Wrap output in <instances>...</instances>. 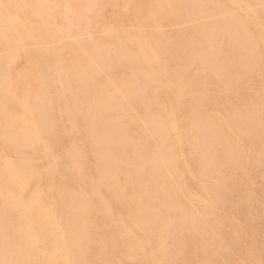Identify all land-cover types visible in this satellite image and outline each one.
<instances>
[{"label": "rangeland", "instance_id": "obj_1", "mask_svg": "<svg viewBox=\"0 0 264 264\" xmlns=\"http://www.w3.org/2000/svg\"><path fill=\"white\" fill-rule=\"evenodd\" d=\"M5 1H7V2H5ZM14 1H15V3H14ZM32 2H34L33 4H32V2H31V4H29L30 2H29V0L28 1H26V0H0V10H1V12H0V26H2V27H0V30H1V32L0 33H2V34H0V36H1V38H0V45H1V47H0V60L2 61H4V59L6 60V62H5V64L7 65V63H8V65L6 66L5 64H4V62H0V63H2V64H0L1 66H0V71H2V73H0V74H2V75H0V80L2 81V78H3V81H2V84L4 85V87L2 86H0V89H4L2 92H3V94H1L2 92H0V97H1V95H2V97L4 98V96H5V98L4 99H6V101H13L12 103H7L6 104V102H4L7 106H9V108L6 106H4L5 104L3 103V101H5V100H2V97L0 98V107H2V105H3V107H5V108H7V110L4 108V110H3V108L1 109L0 108V115H1V117L3 116V117H6L5 119H3V117L2 118H0V124H3L4 126L2 127V125H1V127H2V129H1V127H0V133H1V135H0V137H2V139H3V137H4V139L3 140H1V138H0V142H2V143H0V149L2 150V153H0V169H1V172H2V170L5 168V167H10V168H8L9 169V171L11 172L12 170H11V168H15V170H16V172H17V169H18V171L19 172H17V173H21V175L23 174H25L26 176H33V177H31L32 179H30V177H26V179H29V180H26V182H25V180H22V182L21 181H17V183L19 182V183H21V186L20 187H22V186H27L26 187V189H25V187H23V188H20V187H16L13 191H15L17 188H19V190L17 189L15 192L18 194V193H20V191H21V189L23 190L22 191V193H20L19 194V197L21 196V197H28L29 198V195L31 196H33L34 195V192L36 193V195L37 196H39V201H41L40 202V204L42 205L43 203L42 202H45L43 205H48L49 204V202H50V205H48V207H46V205L44 206V209H45V212H46V210L49 208V206H50V208L53 210V212L52 211H50V210H48L47 212H46V214L49 216L50 215V217H48L47 216V220L48 219H50L52 216V218H51V220L49 221H47L46 223H50L51 221H52V219H54L53 221H58V222H55V226H57L58 225V223L60 222V226L58 227L57 226V228H59L58 230V235L59 236H61V234H63L62 236L63 237H66V236H69V235H73V236H71V237H74V236H76V234H78V233H80V232H84V233H86V228L88 227V228H90L91 227V224H92V226H94V223H92L91 222V220H89V219H92L93 218V222L95 221L96 223V225H97V228H98V230H97V228H95V230L92 232V234H91V241H92V239H93V241H92V244L94 245V247H95V249L98 251V253H99V248L102 246V243H99L100 241L102 242V240L104 239L103 238V230L104 229H106V225L108 224V227H109V224L112 222V220L114 219L115 220V222H112L111 223V226H115V225H123L124 223L125 224H132L134 221H135V217H132V215L131 216H129V214L127 215V214H125L126 212H128V210H129V213H131V209H129L130 207L128 206L129 204L127 203L128 202V200H122L123 202H124V204H126V209H128V210H126L124 207H125V205H124V207H122V206H118V203H117V199H116V201H115V199H109L108 197H109V195H108V185H106L107 183L106 182H108L107 181V173L105 172V174H104V171H107L108 169V171L107 172H109L108 173V176H110V177H112L113 179H115V178H119V181H120V183H125L124 185L125 186H129V184H131L134 188H136L135 190L138 192V191H140L141 189H142V191H140V193H144V194H142L143 196L141 197V199H142V202L144 203V205L145 206H147L148 204H149V202H151L153 199V201H152V203H151V206L150 205H148L149 207H152L153 209H150V211H148L149 213H150V215L148 214V216L149 217H151L152 215V218L153 217H156L160 222H158V223H156V225H154V224H152L151 222H148L149 223V226H148V228H147V225H148V223L145 225V223L143 224L144 225V228H143V230L144 229H146L147 228V232H148V238L150 239V237H151V239H154L153 241L150 239H148L146 236H144L143 238L139 235V237H138V240H139V238L140 239H142V241H144L143 243L145 244L146 243V245H145V249L146 250H144V257L146 258H141L143 261H141L139 258L140 257H137L136 258V260H135V258H128L127 259V261H125L126 262V264H153V262H154V264H158L159 262H160V260H162V262H160L161 264H174L175 262V264H177V259H178V261H179V263L178 264H213V262L215 263V264H217L218 262V264H250L249 262H251V264H256V263H258L259 261L261 262V263H259V264H264V232H262V231H264V205H263V203H264V199H262L263 198V196H264V191L263 192H260V191H262V190H264V159H262V158H264V153H263V156H262V151H264L263 149H264V131L262 130V129H264L262 126H264L263 124H264V111L262 110V109H264V94H263V92L264 91H262V90H264V75H261L262 73L264 74V67H263V63H260V62H262L263 61V59H264V53H263V50H264V46H263V44H264V42L262 43V45H261V42L263 41V39L261 38L263 35H264V14H262V13H264V1H262V0H242L241 2H242V4H241V2H240V0H239V2H238V0H236L237 2H238V4H237V2L235 1V0H231L232 1V3L234 2V4L235 5H238V7H236V6H232L233 8H235V10L234 9H232V8H228V6L227 5H229V6H231V2H230V0L228 1V0H226V2H228V4L227 5H224L223 4V2L225 3V1L224 0H217V1H215V0H210L209 2L211 3H209L208 2V0H190L191 2V4H190V7H189V1L188 0H183V1H181V0H165V2H164V0L162 1V0H114V2H113V0H31ZM109 1V2H108ZM173 1H175V3L173 2ZM201 1V2H200ZM207 2V3H204V2ZM254 1V2H253ZM9 2V3H8ZM25 2H26V4L28 5H26L25 4ZM27 2H29V3H27ZM37 3V5H36V3ZM45 3L46 4V6L48 7L49 6V8L48 9H46V6L44 5V4H42V3ZM159 4H158V3ZM164 2V3H163ZM178 2H180V3H178ZM182 2H184L183 4H182V7H180L181 6V3ZM198 2H199V5H198ZM219 2H221V4H223V5H221V4H218ZM231 4H230V3ZM245 2H246V4H245ZM252 3V5L250 4V3ZM256 2V3H255ZM261 2V3H260ZM113 3V4H112ZM155 3V4H154ZM157 3V4H156ZM166 3V4H165ZM167 3H170V5L173 7L174 6V4H176V6H174L173 7V9H171V7H170V5L168 4L167 5ZM174 3V4H173ZM187 3H188V5H187ZM197 4L196 6H198V7H200V8H198L197 7V9H195L196 8V6L194 5V4ZM201 3H204V5L203 4H201ZM255 3V5H257V3H259L257 6H255V7H257V8H253L254 6H253V4ZM10 6H9V5ZM15 4V5H14ZM22 4V5H21ZM164 4V5H163ZM173 4V5H172ZM200 4H201V6H200ZM206 4H210V6L209 5H206ZM8 5V6H7ZM13 5V6H12ZM18 7H17V6ZM26 5V6H25ZM29 5H31L30 7H29ZM33 5V6H32ZM40 5H44L43 7H41ZM158 5V6H157ZM167 5V6H166ZM192 5L194 6V7H192ZM216 7H215V6ZM244 5V6H243ZM246 5V6H245ZM259 5H260V7H259ZM24 6V7H23ZM37 6V7H36ZM156 6V8H154V7ZM181 8V10H180V8ZM184 6H185V8H184ZM205 6L207 9H205V7L203 8V7ZM212 6H214V7H212ZM224 8H222V7ZM240 6V7H239ZM15 7V8H14ZM16 7H17V11H16ZM19 7H21V9L19 8ZM45 7V8H44ZM153 7V8H152ZM159 7H160V9H159ZM161 7H163V9L165 10V8H166V10H167V13H166V10L164 11ZM168 7V8H167ZM176 7H177V9H176ZM227 7V8H226ZM252 8V9H249V11L251 12H249V11H246V8ZM262 7V8H261ZM3 8V9H2ZM6 8H7V12L8 13H4L2 10H6ZM29 8H30V11H32V13L31 12H28L29 11ZM33 8H34V10H33ZM38 8V9H37ZM174 8H175V10H174ZM242 8V9H241ZM260 8V10H262V11H258V10H256V9H259ZM12 9H15L14 11L12 10ZM20 11H19V10ZM32 9V10H31ZM36 9V10H35ZM161 9L163 10L162 11V13H161ZM169 9H171L172 11H170ZM185 9H186V11H187V13H186V11H185ZM199 9V10H198ZM204 9H205V11H204ZM211 11H210V10ZM213 9V10H212ZM227 9H232V11L231 10H228L227 11ZM240 11H239V10ZM247 9V10H248ZM4 10V11H5ZM9 10H10V12H9ZM22 10V11H21ZM38 10L40 11V12H44V14H42V13H40V12H38ZM42 10V11H41ZM46 10H48L49 12H47V13H45L46 12ZM177 10V11H176ZM183 10H184V12H183ZM198 10V11H197ZM219 10V11H218ZM224 10V12H222ZM19 11V12H18ZM23 11H26V15H28V16H25V12L24 13H22ZM134 11V12H133ZM139 11V12H138ZM156 11V12H155ZM168 11H170L169 13H168ZM175 11V12H174ZM189 11H191V12H189ZM202 13H201V12ZM216 11V12H215ZM237 11V12H236ZM243 11H245V12H242ZM6 12V11H5ZM16 12H18V13H15ZM28 12V13H27ZM176 12H177V14H176ZM178 12H179V14H178ZM209 12H212L213 14H214V16H213V14L212 13H209ZM230 12V13H229ZM235 12V13H234ZM248 12V15L247 16H245V14ZM11 15V16H7V17H9L10 19H6L7 17L4 15ZM13 15H12V14ZM20 13H22V14H20ZM131 13H132V15H131ZM140 13V14H139ZM148 13V14H147ZM165 13V14H164ZM171 13H172V15H171ZM194 13V14H193ZM230 14L231 15V13H232V15L230 16H228V14ZM257 13H260V16L257 14ZM47 14V15H46ZM57 14V15H56ZM124 14H127V16H125ZM147 14V15H146ZM151 14H152V16H151ZM157 14V15H156ZM161 14H162V16H161ZM166 14H169L168 16L166 15ZM175 14V16H173ZM239 14H241V15H243L244 17L242 18V16L241 15H239ZM4 15V16H3ZM23 15V16H22ZM41 15H43V16H41ZM129 15V16H128ZM131 15V16H130ZM136 15H138V17H139V15H140V17L138 18V17H136ZM148 16L147 18H145L146 16ZM171 15V16H170ZM177 15V16H176ZM181 15V16H180ZM193 15V18L192 17H190V16H192ZM212 15V16H211ZM250 15H251V17H250ZM1 16H3V17H1ZM21 16V17H20ZM44 17L43 19L45 20H42V18L41 19H38V17ZM45 16H48L47 17V19L49 18V20H47L46 18H45ZM158 16V19L156 18ZM162 18H161V17ZM165 16H167V17H165ZM170 16V17H169ZM172 16H173V18H172ZM257 16V17H256ZM259 16V17H258ZM15 17V18H14ZM25 19H24V18ZM27 17V18H26ZM32 17V18H31ZM35 17V18H34ZM132 17V18H131ZM164 17V18H163ZM169 17V18H168ZM178 19H176V18ZM184 17H186L187 18V20H185L184 19V22L186 21L187 23L185 24V23H183L182 22V19L184 18ZM190 17V18H189ZM217 17V18H216ZM219 17V18H218ZM234 19H233V18ZM254 17V18H253ZM255 17H256V19H255ZM17 18H20V19H17ZM21 18L24 20H22L21 21ZM124 18H126V19H124ZM129 18H131V19H133L132 20V22L130 21L131 19H129ZM137 18V19H136ZM168 18V19H167ZM170 18H172V19H174V21H172V19H170ZM196 18V19H195ZM245 18H247V19H245ZM5 19V20H4ZM17 20V21H13V20ZM29 19V20H28ZM34 19H36V20H34ZM117 19H119V21L117 20ZM136 19V20H135ZM138 19H139V21L141 22V25L140 26H138L137 27V24L136 23H139L140 24V22L138 21ZM152 19V20H151ZM162 19V20H161ZM188 19H189V21H190V23H188ZM201 21V22H198L199 20ZM204 21H203V20ZM221 19V20H220ZM258 19V20H257ZM7 20V21H6ZM10 20V21H9ZM12 20V21H11ZM26 20V21H25ZM123 20H127V21H123ZM168 20V21H167ZM170 20H171V22H170ZM191 20H193V22L194 23H192V21ZM208 20V21H207ZM217 20V21H216ZM235 20V21H234ZM2 21V22H1ZM3 21H5V23L3 22ZM9 21V22H8ZM21 21V22H20ZM38 21V22H37ZM45 23H48V24H44V22ZM124 22V25H123V22ZM163 21V22H162ZM175 21H176V23H175ZM180 23V24H178V22ZM221 21V22H220ZM249 21V22H248ZM252 21V22H251ZM258 22V24H257V22ZM260 21V22H259ZM10 24V23H12V25L10 24H8V23ZM23 22H24V25H26L25 23H27L28 25H26V27L23 25ZM31 22H32V24H31ZM41 22H43L42 24H44L43 25V28H45V29H41L42 28V24H41ZM51 22H53V23H51ZM119 22H121L122 24H120L119 25ZM127 22V23H126ZM149 22V23H148ZM164 22H167V23H165V25H163L162 23H164ZM168 22H170V23H168ZM223 22V23H222ZM228 22V23H227ZM250 22L251 23H253V26L250 24ZM17 23V24H16ZM30 23V24H29ZM126 23V24H125ZM142 23H143V25H142ZM174 23H175V26H174ZM183 25H182V24ZM218 23H219V25H218ZM230 23V24H229ZM240 23V24H239ZM248 23H249V25H248ZM256 23V24H255ZM3 24V25H2ZM6 24H8V25H6ZM50 24V25H49ZM51 24H53V25H51ZM127 24H128V26H127ZM134 26H133V25ZM185 24V25H184ZM188 24H191L192 26L194 25H196L195 26V28H193V27H191V25H190V28H189V26H188ZM217 26H216V25ZM257 25L258 27H256L255 25ZM30 25H32V28H31V26ZM40 25V26H39ZM57 26L56 28L58 29H56L55 28V26ZM172 26V28L170 29V27ZM181 25H182V29L183 30H185L186 29V27H187V30H185L184 32L185 33H183V31H182V34L180 33V31H181V29H179V30H177L178 29V27L179 28H181ZM187 25V26H186ZM201 25V26H200ZM214 26V27H212V26ZM220 25H224L223 27H226V25H227V27H229V28H227L226 27V29H223V27H221ZM228 25H231V26H228ZM238 25H239V27H238ZM4 26V27H3ZM37 26V27H36ZM39 26V27H38ZM49 26V27H48ZM54 26V27H53ZM118 26H119V28L121 27V29H123L122 31H124L125 29V31L124 32H126V34L127 35H124L120 30L121 29H118ZM127 26V27H126ZM142 26V27H141ZM148 26H149V28H148ZM158 26V27H157ZM163 26H164V28H163ZM178 26V27H177ZM184 26H186L185 28H184ZM200 26V28L201 29H199V31H201L200 32V36H201V33L202 32H204V37L207 35H209V38L207 37V38H205V40L202 38L203 36H199V38L198 39H195V38H197L196 36L195 37H193V38H191L192 36H193V32H194V30H196L195 31V33L196 34H199V32L197 31V29H198V27ZM235 26H236V28H235ZM240 26L242 27V28H240ZM6 27H7V29H6ZM10 27H12L13 29H11ZM15 27V28H14ZM19 27V28H18ZM28 27L31 29H28ZM50 27L51 28H53V29H50ZM129 27H131V29L129 28ZM133 27H134V29H133ZM143 27H146V28H143ZM154 27H156V29L154 28ZM217 29H216V28ZM231 27H234V28H231ZM247 28V29H245V28ZM261 27H262V29H261ZM9 28H10V30H11V33H10V31H9ZM25 30H24V29ZM116 28V29H115ZM130 30V32L131 33H133L132 35H131V33L129 32V30ZM137 28H141L140 30H141V32H140V30L139 29H137ZM158 28H161V29H158ZM193 28V29H192ZM238 28H240V30H237ZM258 28H259V31H258ZM3 29H5V31L7 32H5ZM37 31H36V30ZM48 29H50V31L48 30ZM61 29V30H60ZM137 29V30H136ZM146 29V31H144ZM172 29H176V32H179V33H174V31L172 30ZM219 29V30H218ZM221 29V30H220ZM228 29L231 31V30H233V31H231V32H229L228 31ZM235 29V30H234ZM243 31H242V30ZM16 30V31H15ZM28 30H30L31 31V33L30 32H28ZM35 30V31H34ZM45 30V31H44ZM47 30H48V32H47ZM53 32H52V31ZM57 30V31H56ZM114 30V31H113ZM139 30V31H138ZM152 30H155L154 32L152 31ZM164 30H167V31H164ZM168 30H170L169 32H168ZM192 32H191V31ZM224 30H226L227 32H228V34H232L233 32V37L231 36V34L230 35H228V34H226V31L223 33V31ZM238 32H237V31ZM4 32V37H3V32ZM20 31V32H19ZM34 31V32H33ZM39 31V32H38ZM58 31H60V33L58 32ZM98 31V32H97ZM109 33H108V32ZM115 31H116V33H115ZM118 31V32H117ZM134 31H137L136 33H134ZM151 31H152V34H151ZM189 31L191 32V34L189 33ZM222 31V32H221ZM239 31H241V33L239 32ZM253 32V33H251V32ZM16 32V33H15ZM24 32V33H23ZM48 33V34H46V33ZM139 32V33H138ZM142 32H144V33H142ZM187 32H188V34H187ZM198 32V33H197ZM220 32V33H219ZM242 32H243V34H242ZM260 32V33H259ZM9 33H10V35H9ZM15 33V34H14ZM28 33V34H27ZM33 35L32 37H31V35ZM34 33H36L35 34V36H34ZM51 33V34H50ZM106 33V36L104 35ZM108 33V34H107ZM114 33H115V35H114ZM148 33V34H147ZM155 33V34H154ZM158 33V34H157ZM236 33H237V35H236ZM240 33V34H239ZM261 33L263 34V35H261ZM12 34H14V36L12 35ZM18 34V36H25V37H20V38H22L21 39V41L19 40L20 38L17 36V38H18V40L16 39V35ZM19 34H21V35H19ZM24 34V35H23ZM40 34V35H39ZM44 34H46L47 36H49V37H47V38H45V36L46 35H44ZM102 36H100V35ZM123 34V35H122ZM136 34V35H135ZM161 34V35H160ZM170 34V35H169ZM185 34V35H184ZM196 34H194V35H196ZM215 34V35H214ZM257 34V36H255ZM260 34V35H259ZM7 35H8V38H9V40L11 41V42H9V40H8V38H7ZM30 35V36H29ZM94 35V36H93ZM121 35V36H120ZM128 35L130 36V37H132L133 39H135V41L137 42V44L135 43V41L131 38V40H133L134 41V43H133V41H131L130 40V37H128ZM140 35H142V36H140ZM151 36V37H149V36ZM167 35H169V36H167ZM179 35H182V36H179ZM186 35H188L187 37H185ZM192 35V36H191ZM238 35H239V37H238ZM240 35H242V36H240ZM245 35V36H244ZM258 35L260 36V37H258ZM26 36H27V38L29 39H27L26 38ZM42 36H44V37H42ZM55 36V37H54ZM97 36H99V38L97 37ZM108 36H110V37H108ZM123 36H125L124 38H122ZM127 36V37H126ZM146 36V37H145ZM165 36V37H164ZM169 38V39H167V37ZM177 36H178V38L179 37H183L182 39H183V41H184V44H183V42L181 41V38L180 39H178L177 38ZM215 36H216V38H215ZM243 36H244V38H243ZM254 36V37H253ZM11 37H13V38H11ZM95 37H97V38H95ZM101 37V38H100ZM105 37H106V40H105ZM115 37H117V38H115ZM138 38V37H140L141 39H143V41L145 42V43H147V44H144L143 45V43L144 42H142L141 40H139V38H138V40H136V38ZM150 39H149V38ZM153 37V38H152ZM212 37H214V39L212 38ZM226 37H228L227 39H226ZM237 37V38H236ZM241 37V38H240ZM264 37V36H263ZM4 38V39H3ZM25 38H26V40H28L27 42L25 41ZM32 38V39H31ZM37 39V41L39 40V41H41L42 43H40V42H37V45H35L36 44V42H35V44L33 43L35 40ZM51 38V39H50ZM54 38V39H53ZM56 38V39H55ZM64 38V39H63ZM72 38V39H71ZM94 38V39H93ZM108 38V39H107ZM113 40H112V39ZM115 38V39H114ZM127 38V39H126ZM173 38L174 39H176L177 38V40L175 41V40H173ZM190 38V39H189ZM212 38V39H211ZM229 38H234V39H230V40H228ZM239 38V39H238ZM254 38H257V39H254ZM261 40H260V39ZM15 39V40H14ZM48 39V40H47ZM52 39H53V41H52ZM58 39V40H57ZM70 39V40H69ZM104 39V40H103ZM111 40V42H110V40ZM123 39V40H122ZM126 39V41H124ZM148 39V40H147ZM153 39V40H152ZM163 39V40H162ZM186 41H185V40ZM202 39V40H201ZM219 39V40H218ZM224 39H226V40H224ZM236 39H238V40H236ZM242 39V40H241ZM252 39H253V41H252ZM259 39V40H258ZM3 40H4V42H3ZM7 40H8V44H9V46H7L8 44L6 43L7 42ZM68 40V41H67ZM72 40H74L73 42H72ZM129 40L131 41V43H132V45H131V43L130 44H127V43H129ZM179 40H180V42H181V46H180V48L179 49H177V50H175L176 49V47L178 48L179 47ZM191 41V43H189L188 44V41ZM209 40V41H208ZM231 40L233 41V42H231ZM235 40H236V43L238 44V45H236V43H235ZM257 40V41H256ZM17 41H19L20 42V46H21V44H25L24 45V47H22V49H23V51L25 52V53H28V54H25L23 51H22V49H21V47L19 46V44H18V42ZM23 41H25V43L23 42ZM48 41H50V42H48ZM104 41H106V43L104 42ZM113 41V42H112ZM117 41V43L115 44L114 42H116ZM177 41H178V43H177ZM192 41H194L193 43H197V45H199V46H197L196 45V47H198V48H195L194 46H195V44H193L192 43ZM213 41V42H212ZM218 41H220V42H218ZM222 41V42H221ZM241 41V42H240ZM247 41H248V43H247ZM13 42L15 43V44H13ZM52 42V43H51ZM62 42H64V43H62ZM103 42V43H102ZM109 42V43H108ZM126 42V43H125ZM153 43V45H151L152 43ZM165 42V43H164ZM169 42V43H168ZM199 42V43H198ZM201 42H203L202 44H201ZM207 43V44H204V43ZM226 42V43H225ZM227 42H231V45L230 44H228ZM40 43V44H39ZM45 43V44H44ZM46 43H48L49 45H47ZM68 43V44H67ZM74 43H76V44H74ZM78 43H81V45H83V46H77L78 45ZM84 43V44H83ZM87 43V44H86ZM91 43V44H90ZM93 43V44H92ZM120 45H119V44ZM140 43H142V47H140L139 48V45L141 46V44ZM151 43V44H150ZM157 43V44H156ZM166 43H168V44H166ZM175 43H177V44H175ZM208 43H210L209 45H208ZM215 43V44H214ZM234 43V44H233ZM256 43V44H255ZM5 44V46L8 48V47H11L12 45V47L14 48V45H15V50L13 49V50H11V48H9V50L11 51V53L9 52V50L8 49H6V47H4L3 45ZM58 44V45H57ZM60 44V45H59ZM64 44H66V45H64ZM99 44H101V45H99ZM115 44V45H114ZM118 44V45H117ZM154 44H155V46L157 47V49L155 48V46H154ZM159 44H161L160 46H159ZM172 44H174L173 46V48L171 47V50L170 49H168V48H170V45ZM186 44V45H185ZM191 44H193V47L196 49V50H194L193 49V47H192V45ZM204 44V47H202V45ZM218 44V45H217ZM226 44H227V46H226ZM247 44V45H246ZM248 44H249V46H248ZM18 47H17V46ZM38 45H43L44 47H40V48H38L39 46ZM51 45V46H50ZM55 45H57V46H55ZM80 45V44H79ZM85 45H86V47L88 46V49H89V47H90V51L92 52H90L89 50H85ZM90 45V46H89ZM91 45H93V47L91 46ZM128 45V46H127ZM129 45H131V46H129ZM137 45V46H136ZM163 45V46H162ZM175 45H177L176 47H175ZM191 45V46H190ZM200 45H201V47H200ZM206 45V46H205ZM253 45V46H252ZM30 49H28L27 47ZM38 46V47H37ZM51 47L52 49H50L49 50V47ZM53 46H55L57 49H55V47H53ZM66 46V47H65ZM102 46V47H101ZM110 46H113V47H110ZM117 46H118V48H117ZM144 46H146V47H144ZM183 46L184 47H186V48H183ZM189 46L191 47V48H189ZM208 46V47H207ZM219 46V49L221 50H219L217 47ZM231 46V48L229 49L228 47H230ZM241 46H243V48L241 47ZM259 46V47H258ZM20 47V48H19ZM95 47H96V49H95ZM105 47V48H104ZM120 47H122V48H120ZM133 47V48H132ZM149 48V50H148V48ZM164 47V48H163ZM216 47V48H215ZM18 48H19V50H18ZM42 48V49H41ZM46 48H48V50L49 51H47L46 50ZM74 48V51L72 50ZM77 48H79V50H76ZM84 50H83V49ZM92 48V49H91ZM93 48H94V50H93ZM98 48V49H97ZM115 48V49H114ZM125 48V49H124ZM132 48V49H131ZM136 48V50H134ZM144 48L146 49L145 50V52H143L142 54H141V52L142 51H144ZM150 48H151V50H150ZM160 48H161V50H160ZM200 48V49H199ZM203 48H207L208 49V52H207V49H202ZM213 48V49H212ZM238 48H240V50H238L237 51V49ZM260 50H259V49ZM44 49L47 51V53H46V56H45V52L46 51H44ZM56 50V52H55V50ZM66 49V50H65ZM111 49V50H110ZM119 49V50H118ZM124 50V53H123V50ZM139 49H141L140 51H139ZM154 49H156V50H154ZM165 49V50H164ZM167 49V50H166ZM182 49V50H181ZM183 49L185 50V51H188L189 50V52L187 53V52H182L181 53V51H183ZM191 49V50H190ZM192 49L194 50L193 51V53H192ZM197 49H199V51L201 52H199ZM218 51H217V50ZM225 49V50H224ZM232 49V51L231 52H229V51H227V50H231ZM5 50L7 51V52H5ZM27 50H28V52H27ZM42 50V51H41ZM54 50V51H53ZM59 50H61V52L59 51ZM71 50V51H70ZM76 50V51H75ZM81 50H82V53L83 52H85L86 53V55H85V53H83L84 54V56H82L81 57ZM101 50H103V51H101ZM107 51V53L106 54H104L106 51ZM113 50V51H112ZM127 50V51H126ZM152 50H153V52H152ZM179 51L178 52V54L177 55H180V56H182V57H180V56H176V55H174V53L176 54V52H174V51ZM250 50H253V52H251ZM13 51H16V52H13ZM22 51V52H21ZM34 51L36 52V53H34ZM37 51H39V53L37 52ZM51 51V52H50ZM86 51H89V52H86ZM102 53H101V52ZM105 51V52H104ZM109 51H111V52H109ZM121 51H122V53H121ZM137 51H139V52H137ZM150 51V52H149ZM157 52V54H156V52ZM171 51V52H170ZM197 51V52H196ZM206 52V55H205V52ZM236 51V52H235ZM249 51V52H248ZM256 51V52H255ZM8 52H9V55H7L8 54ZM42 54H41V53ZM57 53L56 55H55V53ZM78 52V53H77ZM118 52V53H117ZM120 52V53H119ZM126 52H128V53H126ZM129 52H130V54L131 53H133V54H129ZM147 52V53H146ZM153 53V55H151L150 53ZM170 52V53H169ZM174 52V53H173ZM203 52H204V54H203ZM215 53V55H213L214 53ZM221 52V54L220 55H216V54H219ZM223 52V53H222ZM233 52V53H232ZM13 53V54H12ZM19 53V54H18ZM49 53H50V55H49ZM66 53V54H65ZM72 53H77V55H75L74 56V54H72ZM112 54V56H110L111 54ZM115 55H114V54ZM138 53L140 54V56L142 55V57H140L139 55H138ZM144 53H146L147 54V57H145V59H142L143 58V56L144 55H146V54H144ZM159 53V54H158ZM171 56L170 58H168L169 56H168V54ZM173 53V54H172ZM208 53V54H207ZM212 54V56H211V54ZM228 53V54H227ZM236 53H237V55H236ZM33 54V55H32ZM37 54H39L38 56H39V58L41 57V56H43V57H41V59L43 60H37V59H39L38 58V56H36ZM48 54V55H47ZM52 54V55H51ZM63 54V55H62ZM71 54V55H70ZM78 54H80V57L81 58H83V57H85L86 59L88 58H90V60H86V59H84L83 58V63H84V61L86 60V64L84 63V67H85V65L86 66H88V67H85V68H83L84 70H82V67H83V65H81L82 63H81V60L79 61V55ZM82 54V55H83ZM104 55L103 57H101L102 55ZM117 54V55H116ZM124 54L126 55V58H125V56H124ZM151 55V57H150V55ZM186 54H188V55H186ZM222 54H224V55H222ZM235 54V55H234ZM238 54L239 55H241V56H238ZM247 54L249 55V57H247ZM250 54H251V56H250ZM258 54H260V56L258 55ZM3 55V56H2ZM12 55V56H11ZM26 55H28V56H26ZM31 55V56H30ZM66 55V56H65ZM68 55H70V56H72L73 55V57H69V62H71V64L74 66H72V65H70V63L65 59V57H67L68 58ZM89 55V56H88ZM92 57H91V56ZM128 55V56H127ZM135 55V56H134ZM162 56V61H161V56ZM186 57H185V56ZM190 55V57H188ZM196 55V56H195ZM222 55V56H221ZM9 56H11L10 58H9ZM64 58H63V57ZM118 58H117V57ZM122 57L123 56V58H121L120 59V57ZM129 56H132L131 57V60H130V57ZM140 58H139V57ZM149 56V57H148ZM153 56V57H152ZM157 57V59H158V61H157V59H156V57ZM166 56V57H165ZM177 57V59H176V57ZM196 58H195V57ZM208 56V57H207ZM215 56V57H214ZM218 58H217V57ZM232 56V57H231ZM253 56V57H252ZM36 57V58H35ZM46 57H47V59H46ZM54 57V58H53ZM56 57V58H55ZM59 57V58H58ZM78 59H77V58ZM117 58L116 59V61L119 59L120 60V63H119V60L116 62L115 61V58ZM203 57L206 59V61H205V59H203ZM220 57H222V58H220ZM226 58V60H227V62L230 64V66L228 65V63H226V61L224 60L225 58ZM235 57H237V59L235 58ZM241 57V59H239ZM262 57V58H261ZM32 60H31V59ZM33 58H34V61H33ZM109 60H108V59ZM114 58V59H113ZM125 58V59H124ZM133 58V59H132ZM149 58H151V60H152V62H150L151 60L149 59ZM153 58L156 60H153ZM172 58V59H171ZM175 58V59H174ZM181 58V59H180ZM182 58H183V60H185L184 61V63H183V60H182ZM185 58H190V59H192V60H190V62H189V60L188 59H185ZM198 58H199V60H198ZM207 58H208V60H207ZM224 58V59H223ZM233 58H234V61H233ZM245 58H248V59H245ZM249 58H251V59H249ZM257 58H258V60H257ZM260 58V59H259ZM45 59V60H44ZM59 59H60V61H59ZM63 59V60H62ZM74 59H76V61L78 62H80V64H79V62L77 63ZM102 59H107V61H105V60H103L102 61ZM113 59V60H112ZM122 59H124L125 61L127 60H129L128 61V63L129 62H132V64L134 63H136V65H134V67H133V65H130V64H128L127 62H126V65H125V61L124 60H122ZM134 59H135V62H134ZM150 61H149V60ZM195 59H196V61H195ZM211 59H212V61H211ZM215 59V60H214ZM218 59V60H217ZM220 59H222V60H220ZM231 59V61H233L232 63L234 64L235 62V66L237 67H234L233 66V64L231 63V61L229 62L228 60H230ZM239 59V60H238ZM244 61H243V60ZM12 62H11V61ZM56 60H57V62H56ZM62 60V61H61ZM74 60V61H73ZM137 60V61H136ZM140 60H142V61H140V62H143V63H140L139 61ZM164 60H166V61H164ZM168 60V61H167ZM180 60L182 61V63L184 64V65H187L186 66V68H185V66H183V64L181 65V62H180ZM186 60H188V61H186ZM200 60L201 61H203V65H200V64H202V62L201 63H199L200 62ZM241 60V61H240ZM246 60V61H245ZM248 60V61H247ZM262 60V61H261ZM29 61H30V63H29ZM39 61H41V64H44V65H40V62ZM49 61V62H48ZM91 61V62H90ZM145 61H146V63H145ZM150 62V63H147V62ZM157 62V63H155V62ZM177 61H178V65H177ZM192 61V62H191ZM212 64V66H210V63ZM223 61H225L224 63H223ZM238 61V62H237ZM255 61V62H254ZM257 61H259V62H257ZM28 62V63H27ZM33 62V63H32ZM44 62V63H43ZM56 62V63H55ZM59 62H61V63H59ZM66 62V63H65ZM69 63V65H68V63ZM72 62H74V63H72ZM93 62V63H92ZM102 62L103 64H101L100 65V63ZM106 62V63H105ZM107 62H108V66H107ZM113 62V63H112ZM122 62V63H121ZM124 62V63H123ZM138 62V63H137ZM158 62H160V65H159V63ZM166 62H168V63H170L169 65H167L166 64ZM186 62H189V63H187L186 64ZM205 62V63H204ZM206 62H208V64L206 63ZM214 62H216V63H214ZM217 62H221L220 64H218ZM250 62V63H249ZM13 63V64H12ZM14 63H15V65H14ZM35 63V64H34ZM37 63V64H36ZM54 63V64H53ZM191 63V64H190ZM226 63V64H225ZM245 63H247V64H245ZM33 64H34V66H33ZM49 65L48 67L46 66V65ZM75 64H76V67L77 68H75ZM88 64V65H87ZM94 64V65H93ZM127 64L129 65V67L128 68H126L127 67ZM144 64V68H142V65ZM147 64V65H146ZM149 64H151V67L153 66V68H151L150 69V66H148ZM189 64V65H188ZM206 64V65H205ZM244 64H245V66H244ZM250 64H251V66H250ZM12 67H11V66ZM36 65V66H35ZM79 65H81V66H79ZM114 66V67H111V66ZM118 65L120 66L119 68H118ZM122 65V66H121ZM125 65V66H124ZM158 65V67H156ZM165 65H167L166 67H165ZM196 65H199V66H196ZM208 65V66H207ZM226 65H228L227 67H226ZM233 66V68H231L232 66ZM237 65H239V67L237 66ZM4 66H6V67H4ZM9 66V67H8ZM44 66H46L45 67V70H43V68H44ZM63 66V67H62ZM79 66V67H78ZM91 68H90V67ZM135 66H137L138 67V70H137V68L135 69ZM140 66V67H139ZM160 66V67H159ZM164 66V67H163ZM172 68H171V67ZM175 66H177V67H175ZM190 66V67H189ZM196 66V67H195ZM200 66H201V68H200ZM220 66H222V70L219 68ZM245 67V69L243 68L242 69V67ZM260 66V67H259ZM1 67H4V69H5V73H4V69L3 68H1ZM28 67V68H27ZM31 67V68H30ZM34 67V68H33ZM68 67H70V68H68ZM80 67H81V71H80ZM122 67H124V69H123V72H124V70L126 71V69H127V71H128V69H130L131 71V74H130V72H129V74H128V72L126 71V72H124L123 74H122V72H121V68ZM133 67V68H132ZM145 67H146V69H148V70H145ZM147 67H149V68H147ZM170 67V68H169ZM181 68V72L182 73H180V75L178 74L177 75V72L175 73V71L177 70L178 71V69L177 68ZM184 67V68H183ZM190 69H189V68ZM211 68V70L209 69V68ZM230 67V68H229ZM248 69H247V68ZM256 67V68H255ZM262 67V68H261ZM15 70V71H11V70H13V69ZM49 68H50V70H49ZM62 68V69H61ZM72 68H74V69H72ZM88 68H90V69H88ZM101 68V69H100ZM108 68V69H107ZM159 68V69H158ZM167 68V69H166ZM168 68H169V70H168ZM218 69V72H216L217 71V69ZM236 68V69H235ZM241 68V69H240ZM254 68V69H253ZM29 69V70H28ZM35 69H36V71H38V72H36L39 76H41V77H39L38 75H36L35 76ZM77 69H79L78 71H77ZM86 69H88V70H86ZM93 69H94V71H93ZM107 69V70H106ZM109 69H110V73H109ZM118 69V70H117ZM135 69V70H134ZM150 69V70H149ZM157 69H158V71H157ZM163 69H165L166 70V72H168V73H166L165 72V70H163ZM171 69H173V70H171ZM183 69V70H182ZM208 69V71L206 72V70ZM241 70V72H240V70ZM263 71H262V70ZM29 72H27V71ZM31 70V71H30ZM41 70H42V72H41ZM68 70V71H67ZM72 71V73H73V75H72V73L70 72V71ZM74 70V71H73ZM92 70V71H91ZM95 70H98V71H100L101 72V76L103 77V78H101L100 77V73L98 74V72H95ZM102 70V71H101ZM105 70V71H104ZM113 70V71H112ZM152 70H154V71H152ZM164 71L165 73H162V71ZM171 70V71H170ZM180 70V69H179ZM187 70V71H186ZM189 70H190V72H189ZM199 70V72H197ZM201 70V71H200ZM215 70V71H214ZM250 70H254L253 72L251 71L250 72ZM255 70H256V72H255ZM9 71H11V73H9ZM33 71V72H32ZM43 71H45V72H43ZM48 71V72H47ZM62 71V72H61ZM78 73H81L82 75H80L81 77V79L79 78V81L80 82H76V81H78V79H77V76L76 75H78V74H76V72ZM84 71H86V73L84 72ZM87 71H88V73H87ZM135 71V72H134ZM143 71H144V73H143ZM150 73H149V72ZM156 71V72H155ZM161 71V73H159V74H156V73H158V72H160ZM172 71H174L173 73H172ZM186 73H185V72ZM204 71V72H203ZM222 71H223V73H222ZM234 71V72H233ZM238 71V72H237ZM242 71H244V72H242ZM246 71V72H245ZM258 71H259V73H258ZM261 71V72H260ZM18 72H21V74H17ZM32 72V73H31ZM68 72V73H67ZM83 72V73H82ZM111 72H113L114 73V75L111 73ZM120 72V73H119ZM134 72V73H133ZM138 72V76H136V73ZM146 72H147V74H146ZM151 72L156 76V77H154L153 76V74L152 75H150L151 74ZM194 72L195 73H197V74H194ZM203 72V73H202ZM220 72H221V74H220ZM228 74H227V73ZM229 72H233L232 74H230L229 75ZM237 72V73H236ZM255 72V74H253ZM31 73V74H30ZM45 73V74H44ZM47 73V74H46ZM48 73H50V74H48ZM56 73H57V75H56ZM91 75H90V74ZM108 74V75H105V74ZM118 73L119 74H122L121 76L120 75H118ZM174 75V73L178 76H175V77H173L172 76V74ZM185 73V74H184ZM200 73H201V75H200ZM217 73L219 74V76L221 77V75H222V77L220 78L218 75H217ZM227 74V75H224V74ZM236 73V74H235ZM245 73H248V74H246V75H244ZM251 73V74H250ZM257 73V74H256ZM32 74L36 77V78H34V76H32ZM42 74H43V76H42ZM74 74H75V77H74ZM95 74H96V76H95ZM117 74V75H116ZM124 74H125V76H124ZM141 74V75H140ZM142 74H144V78H146V80L144 79V81H143V75ZM162 74H164V75H162ZM169 76V79H168V76ZM182 74H184V75H182ZM191 74V75H190ZM198 74H199V76H198ZM202 74H204V76H206V77H204V80L206 81V80H209L208 78L210 77V81H208V83H210V84H208L207 82L205 83V81H203V75ZM206 74V75H205ZM210 74V76H207V75H209ZM214 74V75H213ZM216 74V75H215ZM258 74L259 75H261V76H258ZM9 75V76H8ZM21 75H22V77H21ZM31 75V76H30ZM79 75H78V77H79ZM85 75V76H84ZM94 75V76H93ZM104 75V76H103ZM126 75H133V78H134V80H133V78H131L130 76V78L127 76V78H126ZM147 75V76H146ZM158 75H159V77H158ZM170 75L175 79V80H177V83L175 82V83H172V81H175V80H172L173 78L172 77H170ZM189 75V76H188ZM256 75V77H257V79H255L256 77H254ZM2 76V77H1ZM6 76V77H5ZM17 76H19V77H21L20 79H18L19 77H17ZM25 77V79H24V77ZM52 76H53V78H52ZM63 76H65V77H63ZM91 77V84H89V82H90V77ZM107 76V77H106ZM109 76H111L112 78H115L114 79V82L112 81L113 79H111V77H109ZM116 76H118V78L116 77ZM141 76H142V78H141ZM148 76L150 77V78H148ZM152 76H153V78L154 79H152ZM184 78H183V77ZM213 76H216L217 77V79H215L216 77H213ZM236 76V77H235ZM246 76V77H245ZM250 76V77H249ZM4 77H5V79H4ZM33 77V78H32ZM57 77H58V79H60V80H58L57 79ZM83 77V78H82ZM85 77V78H84ZM119 77H122V78H119ZM125 77V78H124ZM158 77V78H157ZM180 77V78H179ZM201 78L202 79V81H203V83H202V81H201V79H197V78ZM225 77H230V81H229V78H227V80H226V78ZM239 77H240V79H239ZM254 77V78H253ZM8 78V79H7ZM15 78H17V79H15ZM23 78V79H22ZM27 78V79H26ZM40 78V79H39ZM41 78H42V80H41ZM54 79V80H51V79ZM65 78V79H64ZM68 79V81H67V79ZM87 78V79H86ZM95 78H98V79H95ZM103 80V81H105V78H107L108 79V85H109V87L106 85L107 83L106 82H104L105 84H103V82L101 81V79ZM131 79V80H128L129 81V83H125L126 81V79ZM142 79V81H143V84H141L142 83V81L141 80H137V79ZM156 78H157V80L159 81H157L156 82ZM161 78H163L166 82H164V80L162 79V80H160ZM170 78H171V80H170ZM185 78H187V79H185ZM207 78V79H206ZM218 78H219V80H222L221 82L218 80ZM224 78H225V80H224ZM244 78V79H243ZM246 78V79H245ZM252 78L253 80L251 81L250 79ZM259 78H260V80H259ZM262 78H263V80H262ZM7 79V80H6ZM12 79H13V81H12ZM39 79V80H38ZM47 79V80H46ZM56 79L58 80V82L56 81ZM71 79V80H70ZM74 79H75V83H74ZM83 79V80H82ZM84 79H86L88 82H86V81H84ZM95 79V80H94ZM106 79V80H107ZM109 79H111V81L109 80ZM118 79H120V81L121 80H123V79H125V80H123V81H121V82H119V80ZM147 79H148V82H146L147 81ZM179 79V80H178ZM180 79H182V81L180 80ZM195 79H197L198 80V82H197V80H195ZM234 79V80H233ZM242 79V80H241ZM9 80V81H8ZM20 80V81H19ZM22 80H24V81H22ZM33 80V81H32ZM65 80H66V82L67 83H65ZM117 82H116V81ZM225 82H224V81ZM239 80V81H238ZM1 81H0V83H1ZM8 83L9 82V84H7L6 82ZM27 81V82H26ZM31 81V82H30ZM37 81V83H35ZM39 81V82H38ZM41 81V82H40ZM43 81H45V82H43ZM49 81V82H48ZM70 81V82H69ZM81 81H82V83H81ZM96 81H99V83L97 82V84L95 83ZM138 81V82H137ZM140 81V82H139ZM179 81H181L182 83L180 84V82ZM186 81V82H185ZM199 81L201 82L200 84H199ZM229 81V82H228ZM232 81V82H231ZM241 81V82H240ZM245 81V82H244ZM258 81H261V82H258ZM12 82V83H11ZM19 82V83H18ZM24 83V85H22L23 83ZM53 82V83H52ZM60 82V83H59ZM63 82V83H62ZM87 83V85L85 86L84 85V83ZM94 82V83H93ZM115 82L117 83V84H115ZM119 82V83H118ZM132 82H135V83H132ZM144 82H146V83H144ZM154 82H156V83H154ZM161 82H163V83H166V86H165V84L163 85V83L161 84ZM215 82H217V83H215ZM222 82H224V84L222 83ZM227 82V83H226ZM249 82H251L252 84H250V85H248L249 84ZM257 82L258 83H263L262 84V86H261V84L259 85H257ZM31 83V84H30ZM40 83H44L45 84V87L47 88V89H45L44 88V84H43V89L42 88H40ZM48 83H49V86H48ZM58 83V84H57ZM81 83V84H80ZM85 83V84H86ZM102 85H101V84ZM111 83L112 84H114V85H111ZM121 83H123V85L121 84ZM131 83L133 84V86H134V89H133V91H132V89H131ZM149 83V84H148ZM153 84L152 86L150 85V84ZM160 83V84H159ZM169 83H172L173 84V86H171ZM194 84V83H196V85H194L195 87L197 86V88H192L193 87V85L190 87L189 86V84L191 85V84ZM238 83H240V84H238ZM242 83V84H241ZM255 83V84H254ZM1 84V85H2ZM6 84L8 85L7 87H6ZM18 84V85H17ZM27 84V85H26ZM51 84V85H50ZM53 84V85H52ZM61 84V85H60ZM69 84V85H68ZM82 85V87L81 86H79L78 88V90H77V85ZM89 84V85H88ZM92 84H93V86H92ZM98 84H99V86H98ZM121 84V85H120ZM125 84V85H124ZM128 84H130V88L127 86ZM138 84H140V85H138ZM158 84L159 85H161L160 86V88L162 89H156V88H158L159 86H158ZM169 84V85H168ZM174 84H177L176 86H174ZM184 84V85H183ZM188 86V87H190V89L188 88V87H186V85ZM203 84H206V85H204V88H206V89H200V86L202 87L203 86ZM226 84V85H225ZM228 84H230V85H228ZM236 84V85H235ZM238 84V85H237ZM244 84V85H243ZM64 85V86H63ZM84 85V86H83ZM95 85H96V87L98 88H96L95 87ZM106 85V86H105ZM148 85V86H147ZM209 87H208V86ZM214 85V86H213ZM219 85V87H217ZM220 85H221V88H223V90L222 89H218V88H220ZM240 85V86H239ZM246 85H247V87H246ZM256 85L259 87V88H256ZM10 86H13L14 88H12V87H10ZM19 86H23V88L22 87H19ZM26 88H25V87ZM28 86V87H27ZM55 86H56V88H55ZM61 88H60V87ZM70 88H69V87ZM101 86H103L102 88H101ZM105 86V87H104ZM116 86V87H115ZM118 86V87H117ZM124 87V86H126V87H128V88H120V87ZM133 86H132V88H133ZM135 86H137V87H135ZM150 86V87H149ZM156 86V87H155ZM158 86V87H157ZM165 86V87H164ZM167 86H169V88L167 87ZM179 86V87H178ZM206 86V87H205ZM211 86V87H210ZM223 86V87H222ZM228 86V88H226V87ZM233 86H235L232 90H230V88H232ZM243 86V87H242ZM250 86H253V87H249ZM254 86H255V88L256 89H254V90H256V92H257V94L258 93H260V91H261V93L259 94V95H257L256 93H254V90H253V88H254ZM40 89H39V88ZM42 87V86H41ZM64 87H66L65 89H64ZM75 87H76V89H75ZM82 88V90L80 91V89ZM107 87V88H106ZM144 87V88H143ZM151 87H153V91H152V88ZM182 87V88H181ZM183 87H184V89H183ZM208 87V88H207ZM217 87V88H216ZM262 87V88H261ZM9 90L8 92L6 91L7 89ZM20 90H19V89ZM27 88H29V89H27ZM52 88V89H51ZM59 88V89H58ZM101 88V89H100ZM105 90H104V89ZM111 88H115V89H119V90H121V92H123V91H125V92H123V93H121L123 96H122V98H121V94H120V92H119V90L117 89V91H116V93L115 92H113L114 91V89H111ZM140 88V89H139ZM143 88V89H142ZM163 88H164V90H163ZM172 88H173V90H172ZM176 88H178L179 90L177 91V90H175V92H174V89H176ZM185 88H186V90H185ZM203 88V87H202ZM242 88H244V89H242ZM14 89H15V91H14ZM19 91H18V90ZM27 89V90H26ZM30 89H31V91H30ZM53 90L54 92L56 91V92H60V94L59 93H54L53 91H51V90ZM55 89H57V90H55ZM61 89V90H60ZM62 89H63V91H62ZM72 89V90H71ZM86 89V90H85ZM96 89V90H95ZM100 89V90H99ZM103 89V90H102ZM122 89H125V90H122ZM131 89V90H130ZM170 89V90H169ZM191 91H189V90ZM194 89V90H193ZM198 89V90H197ZM212 91H211V90ZM226 89H227V91H226ZM240 90L239 92H237L236 93V91L235 90ZM10 90H11V92H10ZM24 90V91H23ZM26 90V91H25ZM28 90H29V92H28ZM41 90H42V92H41ZM48 90V91H47ZM65 90H70L71 92H70V95H71V98H70V96H69V91H65ZM113 90V91H112ZM127 90H128V92H127ZM130 90V91H129ZM136 91V95H135V91ZM142 90V91H141ZM149 90V91H148ZM158 90V91H157ZM183 90L184 91H186V92H190V93H188V94H190V95H188L186 92H184V93H181V92H183ZM188 90V91H187ZM202 90V91H207L208 92V90H210L209 92H212L211 94L213 95V97L216 99H214L213 97H210V96H212L209 92L207 93H203L202 91V93L203 94H201V92L200 91ZM214 90H217V91H214ZM222 90V91H221ZM229 90V91H228ZM235 92H234V91ZM242 90H244V91H242ZM250 90V91H249ZM260 90V91H259ZM1 91V90H0ZM36 91H40V93L39 92H36ZM74 91H75V93H74ZM98 91V92H97ZM102 91V92H101ZM110 91V92H109ZM133 92V96L132 97H136L137 98V100H139V99H142L141 101L139 100V102L141 103H139L137 100H136V98L134 97V98H132V97H128V96H130L131 94L129 93V92ZM138 91V92H137ZM147 91V92H146ZM157 91V92H156ZM170 91V92H169ZM172 91H173V93H172ZM177 91V92H176ZM195 91V92H194ZM199 91V92H198ZM215 93H214V92ZM220 91V92H219ZM224 91H226V92H224ZM242 91V92H241ZM13 92V93H12ZM26 92H28V94L26 93ZM33 92V93H32ZM36 92V93H35ZM45 92V93H44ZM47 92H50V93H47ZM85 92V93H84ZM104 92V93H103ZM106 92V93H105ZM117 92H118V94H117ZM142 92V93H141ZM144 92V93H143ZM149 92L151 93L150 95H149ZM158 93L156 96L154 95V93ZM166 93L167 92V94H164V93ZM198 92V93H197ZM230 92V94L231 95H234L235 93V96H231L230 94H228ZM234 92V93H233ZM245 92V93H244ZM249 92V93H248ZM5 93V94H4ZM6 93H7V96H6ZM21 93H23L22 95H21ZM26 93V94H25ZM81 93H83V94H81ZM112 93H113V96H112ZM125 93L127 94V96L125 95ZM137 93H139L138 95H140L139 97V99H138V95H137ZM177 93V94H176ZM179 93H181V95L179 94ZM195 94L194 96V98H193V95L192 94ZM233 93V94H232ZM241 93V94H240ZM243 93L245 94V96H247V99H249V100H245V98L243 97L244 95H243ZM246 93H247V95H246ZM252 93V94H251ZM41 94H42V97H41ZM46 94V95H45ZM51 94V97H53V95L55 96L54 98H51L49 95ZM59 96V98H58V96ZM62 94V95H61ZM75 94H77V95H75ZM101 94V95H100ZM105 94V95H104ZM108 94H110L109 96H108ZM119 94H120V96H119ZM146 94H148L149 95V97H148V95H147V97H146ZM169 94V95H168ZM176 94L177 96H178V94H179V96L181 97L182 96V94H186L187 95V97L185 96H182L181 97V99H183L184 100V102L180 99V97H177V96H174V95ZM201 97H199L198 95ZM202 96H201V95ZM222 94V95H221ZM227 94V95H226ZM256 94V95H255ZM263 94V95H262ZM9 95V96H8ZM13 96V98L11 97V96ZM20 95H21V97H20ZM29 95V96H28ZM34 95V96H33ZM38 95H40V96H38ZM44 95V96H43ZM74 95V96H73ZM107 95V96H106ZM118 97H117V96ZM143 95V96H142ZM165 95V96H164ZM203 95H204V97H203ZM215 95V96H214ZM218 95V96H217ZM227 98V101H226V98L224 97V96ZM240 95H241V97H240ZM15 96V97H14ZM23 96H24V98H23ZM47 96V97H46ZM64 96V97H63ZM67 96V97H66ZM80 96V97H79ZM101 96V97H100ZM104 98H103V97ZM112 96V97H111ZM146 97V98H143V97ZM153 96V97H152ZM172 96H174V97H176V98H178L179 100H181V101H177V99L175 98L174 99V97H172ZM228 96H230V97H228ZM236 96H238V97H236ZM250 96V97H249ZM254 96H255V98H254ZM259 98L260 97V99H258L257 97ZM35 97V99H32V100H29L30 98H34ZM49 97V98H48ZM66 97V98H65ZM97 97V98H96ZM128 97V99H129V101H127V103H128V109H130L129 111H130V114H131V117H132V115L134 116L133 118H132V120L134 121V118L136 119V121H132L131 120V117L129 118V117H127L126 118V115H125V113H127L128 111H127V103L125 102V100H126V98ZM157 98V100H156V98ZM165 97H167V99L165 98ZM170 97V98H169ZM188 97H189V99H188ZM190 97H192V98H190ZM210 97V99L212 98V99H214L215 101H213L212 99L211 100H207V98H209ZM234 97H236V99L234 98ZM251 97L254 99V101H253V99H251ZM263 97V98H262ZM10 98V99H9ZM14 99V100H12V99ZM19 98V99H18ZM21 98H22V100H21ZM39 98H41V99H39ZM45 98H47L46 100H45ZM50 98L52 99V101L50 100ZM69 98V99H68ZM76 98V99H75ZM79 98V99H78ZM102 98H103V100H102ZM114 98H116V99H114ZM121 99V100H119V99ZM123 98H125L124 99V101L122 100ZM148 98H151V99H148ZM219 99V101L217 102V100ZM242 98H244V99H242ZM257 98V99H256ZM263 100H262V99ZM24 99H26V100H24ZM67 99V100H66ZM75 100V101H71V100ZM98 99L100 100V101H103L102 103H101V105H105V108H104V106H101L100 104H98V103H100V101L98 102ZM127 99V100H128ZM131 99H133V102H132V100ZM152 99H154L155 101H153ZM185 99H188V100H185ZM229 99V100H228ZM233 99V100H232ZM235 99V100H234ZM16 100H18V101H16ZM21 100V101H20ZM35 100H38V101H35ZM40 100H42V101H40ZM69 100V101H68ZM92 100V101H91ZM105 100H106V102H105ZM107 100H109L108 102H107ZM131 100V101H130ZM148 100L150 101H153L152 103H154L155 104V106H154V104H152L151 102V104L153 105H151V108L149 107H147V106H150L149 105V102H148ZM190 100H192V101H190ZM195 100H197V101H195ZM201 100H203L202 102H201ZM206 100H207V102H206ZM253 101V103H252V101ZM257 100V101H256ZM258 100H261V101H259L261 104H262V107L260 106L261 104L259 103H257L258 102ZM24 101V102H23ZM30 101H32V102H30ZM34 101H35V103H34ZM46 103H45V102ZM95 101H97V102H95ZM113 101H118V105H119V109H117V110H119L120 111V115H118V113H119V111H117L116 110V108H118V105L117 104H115V102H114V104L112 103ZM121 101L123 102V104L121 103ZM136 101V102H135ZM166 101V102H165ZM179 102V104H176V102ZM186 101V102H185ZM208 101H211V102H208ZM214 103H213V102ZM221 101L223 102V103H221ZM232 101V102H231ZM237 101H240V102H237ZM247 101H249V102H247ZM19 102H21L22 103V106L24 105V109H23V107H21V106H19L20 105V103ZM95 102V103H94ZM148 103V105H147V103L145 104V105H147V106H142L144 103ZM155 102H157V104L159 103V106L155 103ZM164 103V105H166L168 102H169V104L167 105L169 108H170V106H172L171 108H174V109H171V112H170V109L169 108H167L166 106V109L165 108H162V107H164L163 106V104H161V103ZM194 102H196V103H201V104H203V105H200L199 103L198 104H196L195 103V105H196V107H195V105H194ZM226 104H225V103ZM235 102V103H234ZM244 102V103H243ZM256 102V103H255ZM18 103H19V105H18ZM32 103H34V105L35 106H37V107H39L40 106V110H39V108H37V107H34V105L32 104ZM39 104V106H38V104ZM72 103H73V105L75 106H73L72 105ZM97 103V104H96ZM103 103H108L107 105L106 104H103ZM117 103V102H116ZM126 103V104H125ZM181 103V104H180ZM183 103L184 104H190V105H192V106H184L183 105ZM210 103V105H208V104ZM212 103H213V105H212ZM217 103H218V105H217ZM231 105H230V104ZM235 105H234V104ZM240 104V106H238L239 104ZM243 103V104H242ZM9 104H12V105H9ZM16 104V105H15ZM44 104H47V106L46 105H44ZM97 106H99V107H96V105ZM110 104L112 105V106H110ZM134 106V104H136V106H132V105ZM160 104L162 105V107H160ZM171 104V105H170ZM208 105V107H207V105ZM226 105V106H224V105ZM233 104V105H232ZM242 104V105H241ZM246 104H248V105H246ZM31 105H33V110H32V106ZM53 105V106H52ZM78 105V106H77ZM109 105V106H108ZM115 105V106H114ZM123 105H125L126 107V110H125V108H124V106ZM183 106V107H180V106ZM199 105V106H198ZM205 105V106H204ZM212 105V106H211ZM216 105V106H215ZM221 105V106H220ZM227 105L228 106H233L234 108L237 106L238 107V109H234L233 107H227ZM245 105V106H244ZM25 106H26V108L27 109H30V107H31V110H30V112L28 111L27 113V115L26 114H24V113H26V109H25ZM44 106V107H43ZM45 106H46V111H45ZM52 106V107H51ZM100 106H101V108H100ZM108 106V107H107ZM140 106V107H139ZM176 106H178L179 107V109H178V107H176ZM198 106V107H197ZM203 106H204V108H205V111L203 110L204 108H203ZM211 106V107H210ZM215 106V107H214ZM217 106H219V107H217ZM226 107V109L224 108V107ZM246 107V108H244V107ZM260 108H259V107ZM11 107L12 108H15L14 109V112H13V115H12V117L13 116H16V118L15 117H10L11 116V113H12V111H13V109H11ZM49 107H50V109H49ZM111 107V109H108V108H110ZM132 109H131V108ZM137 107H139L140 109L142 108V110H140L139 108H137ZM149 109V110H147V108ZM192 107H193V109H192ZM195 107V108H194ZM202 107V108H201ZM212 107H214L215 109H213ZM221 107V108H220ZM240 107V108H239ZM42 108H43V110H42ZM70 108V109H69ZM94 108H99V109H95L94 110ZM106 108H107V110H106ZM113 108H115V110H112ZM123 108V109H122ZM135 108H136V111H137V114H139V115H142L143 113H145V110H144V108L147 110V113H145V115L147 114L148 115V117L149 118H147V117H145V115L143 116L144 118H143V120L144 119H146V120H148V121H143L142 119H141V117L142 116H139L138 117V115L136 114V112H135ZM159 110H158V109ZM164 109L162 112H161V110L162 109ZM176 108L178 109V111H175L176 110ZM183 110H182V109ZM187 108H189V109H187ZM199 108L201 109V110H199ZM220 108V109H219ZM224 108V109H223ZM229 108H231L232 109V111L231 110H229ZM244 108V109H243ZM10 109V110H9ZM17 109V110H16ZM21 109V110H20ZM24 110V113H23V110ZM48 109L49 110H51V111H53V112H51V111H49V112H51V114L50 113H48ZM103 111H102V110ZM104 109H105V112H107V113H109L110 112V114H108V116H107V113L105 114V112H104ZM154 109V110H153ZM156 109V110H155ZM180 109H181V112L182 111H184L182 114L183 115H181V112H179L180 111ZM186 109V110H185ZM199 110L201 113H203V115L201 114V117L202 116H205V115H207V119H208V121L206 120V116L204 117L205 118V120H204V118H201L200 117V115H199V113H198V111L197 110ZM212 109H213V111H212ZM217 109V110H216ZM246 109V110H245ZM259 109V110H258ZM10 112H9V111ZM34 110H36V111H34ZM38 110V111H37ZM96 110H97V114L95 113L94 115H93V113L94 112H96ZM101 110V111H100ZM111 110V111H110ZM124 110L126 111L125 113H124ZM133 110H134V112H133ZM139 110V111H138ZM169 110V111H168ZM222 110V111H221ZM229 110V111H228ZM233 110H234V112L235 113H237V114H235V113H233ZM235 110H238V111H235ZM242 110V111H241ZM248 110L250 111L249 113H250V117H249V113H248ZM261 110V111H260ZM1 111H2V114H1ZM8 111V112H7ZM16 111H18V112H16ZM41 111V112H40ZM112 111H113V114H112ZM114 111H115V113H114ZM123 111V112H122ZM132 111V112H131ZM144 111V112H143ZM152 111V112H151ZM153 111H154V113H156V115L157 116H155L154 115V113H153ZM160 113H159V112ZM205 113H204V112ZM209 111V112H208ZM212 111V112H211ZM215 111L216 112H218L217 114L219 115H217L216 113H215ZM224 111V112H223ZM245 111H247V112H245ZM7 112V113H6ZM32 112V113H31ZM39 113V115H37L38 113ZM47 112V113H46ZM102 112H104L103 114L105 115V117H104V115L103 114H100V113H102ZM118 112V113H117ZM142 114H141V113ZM148 112H151V113H148ZM163 112L165 113V114H163ZM168 112L169 113H171V114H168ZM177 112V113H176ZM186 112V114H187V116H184V113ZM187 112H190L191 114H194V115H191L190 113H187ZM215 113V115H214V113ZM229 112V113H228ZM243 112V113H242ZM5 113V114H4ZM14 113H16V114H14ZM19 113H21L20 115H22V116H26L25 118H23L22 116L20 117V115H19ZM37 113V114H36ZM41 113V114H40ZM47 114V117H46V115L45 114ZM121 113H123L124 114V116H125V120L123 119L124 118V116L121 114ZM157 113H159V115L157 114ZM175 113V114H174ZM178 113H180V115H181V117H179L178 116ZM197 113H198V115H197ZM220 113L222 114V115H220ZM245 113H247L246 115H245ZM262 113V114H261ZM4 114V115H3ZM7 114H9L10 116H8ZM24 114V115H23ZM32 114V115H31ZM34 114V115H33ZM51 115V117H49L50 115ZM86 114V115H85ZM92 114V115H91ZM100 116H102V117H99V115ZM115 114H117V115H115ZM128 115H129V113H127ZM150 114V115H149ZM161 114V115H160ZM189 114H190V116H189ZM197 115V117H196V115ZM205 114V115H204ZM213 114V115H212ZM232 114V118L233 119H231L230 118V115ZM238 114H240L242 117H243V120L246 122V124H245V122L243 121V123H242V120H241V117H237V116H240V115H238ZM6 115V116H5ZM96 115V116H95ZM97 115H98V118H101L102 119V122H100L99 120H101V119H97L96 118V120H95V118L94 117H97ZM109 115H110V117H109ZM112 115V116H111ZM115 115V116H114ZM127 115V116H128ZM171 115V116H170ZM172 115H175L176 117H174V116H172ZM227 115V116H226ZM228 115H229V118L231 119L230 121H229V119H228ZM237 115V116H236ZM33 116H36V118L35 117H33ZM40 118H42L41 120H39L38 119V117ZM43 116V117H42ZM58 116V117H57ZM91 116V117H90ZM106 116H107V118H110V119H107L109 122H111V123H108L107 122V120H106ZM114 116V117H113ZM119 118L120 117V120L117 118V117ZM130 116V115H129ZM154 117V120H157V121H154L153 119H152V117ZM159 116H160V118H159ZM184 117V119H183V117ZM211 116H212V118H211ZM214 116H217V118H215ZM222 116V118H221V120L220 119H218V118H220ZM234 116V117H233ZM254 116V117H253ZM17 117H19V121H18V119H17ZM49 117V118H48ZM65 117H66V119H65ZM81 117H82V119H81ZM84 117V118H83ZM162 117V118H161ZM164 117H166V118H164ZM173 119H172V118ZM187 117V118H186ZM194 117H195V119H194ZM210 117V118H209ZM224 117V118H223ZM238 118V119H236V118ZM252 117V118H251ZM257 117H259L260 119H261V121L259 120V118H257ZM10 118V120H12V121H10V120H8ZM23 118V119H22ZM28 118V119H27ZM31 118H33V120L31 119ZM43 118H45V119H43ZM46 118H48V119H46ZM76 118V119H75ZM87 118V119H86ZM90 118H91V120H90ZM92 118H94V120L92 119ZM113 118V119H112ZM123 120H122V119ZM150 118H151V120H150ZM158 118H159V120H158ZM169 118H171L172 119V121H171V119L169 120ZM179 119V123H181L180 125H179V123H178V121H176V119ZM182 118V119H181ZM188 118H189V120H188ZM192 118V119H191ZM196 118H197V120H196ZM1 119H3V120H1ZM7 119V120H6ZM39 121H38V120ZM50 119V120H49ZM57 121H56V120ZM68 119V120H67ZM81 119V120H80ZM103 119H105V120H103ZM115 119H117V121L115 120ZM126 119H129V121L131 122L130 124H129V122H127L128 120H126ZM139 119H141V122H144V123H146V122H149V121H154V123H151V125H150V122L148 123V124H146V125H142V123L140 122V121H138ZM161 119H162V121L163 122H161ZM164 119V120H163ZM177 119V120H178ZM199 119H201V120H199ZM209 119H211V120H209ZM215 119V120H214ZM218 119V120H217ZM255 119H257L256 120V123H254L255 124V129H254V124H253V126H252V124H251V122L253 123V121L255 122ZM18 121V122H15V121ZM58 120H59V122H58ZM63 120V121H62ZM65 120V121H64ZM78 120V121H77ZM121 122V124H119V121ZM174 120V121H173ZM182 120H184V121H182ZM204 120V121H203ZM235 120V121H234ZM6 121H9V122H7L6 123ZM20 121H28V123L30 124V126H34L36 123L37 124H40V127H44V128H46L45 130V134L47 135V132H48V138H52L53 140L52 141H55V142H52V141H50V143L46 140V144H51L52 145V147L51 148H49V152L51 151V152H53L54 151V149L55 150H57V151H55V152H53L52 154L55 156L56 155V160H57V158H58V160H59V158H60V161H57V164H56V161H54L55 162V164H54V162H52L53 160L52 159H54L55 160V158H54V156H48L49 154V152L46 150V149H48V147H46V146H48V145H45L44 146V144H45V142L43 143V140H40V139H44V136H46V135H44V129H43V127L41 128V129H43V130H41V135H40V133L39 132H31V134L33 135L34 133V135H35V137L36 138H34L30 133H28V132H30V130L28 131L27 129V131H24V129H23V133L22 132H19V130H21L22 131V126H21V123H20ZM48 121H50L51 123L49 124V122L47 123ZM60 121H61V123H60ZM77 121V122H76ZM86 121V123H84ZM88 121V122H87ZM94 121V122H93ZM98 121V122H97ZM104 121H106V122H104ZM127 122V123H124V122ZM189 121V122H188ZM195 121V122H194ZM196 121H197V123H196ZM206 121V122H205ZM215 121H217V122H215ZM248 121V122H247ZM257 121H258V124L260 125H262V126H259V125H257ZM3 122V123H2ZM5 122V123H4ZM14 125V126H16V125H18V127H17V129L15 128V127H13V125L11 124V123ZM14 122V123H13ZM24 122V123H25ZM44 122H45V124H44ZM58 122V123H57ZM64 124H63V123ZM92 122V124L93 125H96L97 124V126H94V127H92L93 129H97V130H99L100 128H102V129H100L99 131H102V130H104L105 128H103L104 126H106V128H107V125H108V128H109V125L110 124H112V123H114L113 125H114V127H112V125H110L114 130L113 131H111V130H104V132L102 131V135H99V136H97L96 137V135H98V133H95V132H99V131H95V130H93L92 128V130L90 129V127H91V123ZM104 122V123H103ZM118 122V123H117ZM138 123V124H136V123ZM158 122H159V124H158ZM171 123V127H170V124H164V123ZM177 122V123H176ZM191 122V123H190ZM193 122H194V125H192L193 124ZM201 122H202V124H201ZM203 122H204V125H203ZM208 122V123H207ZM211 122V123H210ZM229 122V123H228ZM234 123V124H232V123ZM238 122H239V124H238ZM240 122H241V124H243V125H241L240 124ZM260 122V123H259ZM16 123V124H15ZM27 123V122H26ZM25 123V124H26ZM27 123V125H29ZM32 123V124H31ZM35 123V124H34ZM81 123V124H80ZM83 123V124H82ZM89 123V124H88ZM95 123V124H94ZM99 123H103L102 124V126H100L101 124H99ZM106 123H108V124H106ZM118 124V127H120V129L122 128V126H124V125H126V126H128V127H123L122 129H121V131H120V129H118L117 130V124ZM141 123V125H139ZM155 123H157V124H155ZM183 123V124H182ZM199 123V125H198V127H195L197 124ZM207 125H206V124ZM220 123H222V124H220ZM226 124V125H224V124ZM232 125H231V124ZM248 123V124H247ZM263 123V124H262ZM6 124V125H5ZM34 124V125H33ZM47 124V125H46ZM79 124V125H78ZM85 124V127H84V129H82L83 128V126L82 125H84ZM86 124H87V126H86ZM99 124V125H98ZM104 124H106V125H104ZM123 124V125H122ZM131 126H129V125ZM167 125V126H164V125ZM187 125L186 127H184L185 125ZM196 124V125H195ZM208 124H209V126L211 127L210 129H209V127H208ZM214 124H217V126L216 125H214ZM235 124H237L238 125V127H237V125H235ZM7 125H9V127L11 128H9ZM55 125V126H54ZM90 125V126H89ZM92 125V126H93ZM120 125V126H119ZM156 125V126H155ZM180 126V127H182V128H180V127H178V126ZM182 125V126H181ZM215 126L214 128H213V126ZM247 125V126H246ZM5 126H6V128H5ZM51 126H53V127H51ZM79 126V127H78ZM81 126V127H80ZM89 126V127H88ZM99 126V128H97ZM160 126V127H159ZM161 126H162V128H161ZM188 126H190L189 127V129H191V130H189L188 129ZM192 126V127H191ZM194 126V127H193ZM220 126V127H219ZM226 126V127H225ZM227 126L228 127H230L231 126V129H230V133L232 134L231 136V138H233L231 141H230V137L229 136H227L226 137V131H224V129L226 130V128H227ZM236 128H235V127ZM250 126V127H249ZM20 127V128H19ZM50 129H49V128ZM88 127V129H86ZM110 127V128H111ZM155 127H158V129H157V131L156 130H154V129H156ZM166 127V129H164ZM174 127V128H173ZM200 127H203L201 130H200ZM262 127V128H261ZM19 128V129H18ZM80 128V129H79ZM109 128V129H110ZM111 128V129H112ZM176 128H178V130L176 129ZM185 128V129H184ZM197 128V129H196ZM205 128V129H204ZM207 128V129H206ZM253 128V129H252ZM261 128V130H259V129ZM13 129V130H12ZM14 129H16L15 131H14ZM55 129H56V131H57V133H56V131H55ZM82 129V130H81ZM124 129V130H123ZM129 129V130H128ZM161 129V130H160ZM187 129H188V131H187ZM192 129H193V131H192ZM197 130V131H195V130ZM217 130V131H212V133H211V131L210 130ZM221 129V130H220ZM253 130L252 131V133H251V131H248V130ZM52 130V131H51ZM64 130V131H63ZM76 130H80V131H76ZM86 130V131H85ZM88 130H90L89 132H90V134L89 135H87V133H88ZM131 130V131H130ZM160 130V131H159ZM165 130H166V132H165ZM168 130V131H167ZM174 130V131H173ZM177 130V131H176ZM240 130H241V132H240ZM257 130V131H256ZM6 131H7V133H8V135H6L5 133H6ZM12 131H14V132H12ZM18 131V132H17ZM76 131V132H75ZM91 131H93V132H91ZM114 132V133H112L111 134V132ZM115 131H117V132H115ZM129 132L128 134L126 133V132ZM189 131H191V133L189 132ZM195 131V132H194ZM208 132L209 133V131H210V133L209 134H203L202 132ZM10 132H11V138H12V141H11V139H9L10 138ZM26 132L30 135V136H32L33 138H34V140H35V142H34V140L33 139H31V138H29L30 136H28V134H26ZM83 132H84V134H86L85 136H84V134H83ZM87 132V133H86ZM106 132V133H105ZM110 132V133H109ZM148 132V133H147ZM193 132V133H192ZM217 132V133H216ZM218 132H220L219 134L220 135H218ZM236 132V133H235ZM242 134H240V133ZM246 132V134L247 133H251V137H252V140L250 139L249 140V143H250V145L249 146H251V145H253L252 147L253 148H255L256 150H254L252 147V149L248 146V144L249 143H244L243 141H242V145H240V146H236L237 145V141H239V137H241V136H244L243 138H245V133ZM254 132V133H253ZM257 132H260V136H257V135H259V133H257ZM262 132V133H261ZM14 133V135H17V134H21L22 135V138H21V135L19 136H14V135H12ZM24 133H25V135H24ZM38 133V134H37ZM52 135H51V134ZM59 133V134H58ZM65 135H64V134ZM67 133H69V134H67ZM76 134L75 136H74V134ZM91 133H92V135L93 136H91ZM116 133H121V134H116ZM169 133H170V136H169ZM177 133V134H176ZM188 133V134H187ZM189 133H190V135H189ZM200 137H196V139H195V136H196V134ZM225 134V138H222L223 136H224V134ZM256 133V134H255ZM2 134H3V136H2ZM4 134H5V136H4ZM57 136H56V135ZM61 134H63V136L61 135ZM94 134H96V135H94ZM99 134H101V132H99ZM106 134V135H105ZM107 134H111L112 136H109V135H107ZM174 134V135H173ZM184 134H186V135H188L187 137H186V135H184ZM194 136H193V135ZM210 134L212 135V136H210ZM244 134V135H243ZM23 135L28 139L27 141H23V140H26V138L24 137L23 138ZM44 135V136H43ZM82 135H83V137H82ZM103 135H104V137H103ZM116 135V136H115ZM122 135H125V136H122ZM130 135V136H129ZM159 135V136H158ZM166 135H168V136H166ZM176 135V137L179 139V137H180V141L181 140H183L181 143H179V145H178V143H177V140H176V137H174ZM181 135V136H180ZM192 135V136H191ZM250 135V134H249ZM248 135V136H249ZM252 135H254V136H252ZM13 136V137H12ZM40 136V137H39ZM52 136H54L55 138H53ZM69 138H68V137ZM82 138H81V137ZM90 136H91V139H92V141H90ZM95 136V137H94ZM104 138H102V137ZM154 136H156V139L154 138ZM158 136V137H157ZM235 136V137H234ZM237 136H239V137H237ZM256 136L258 137V139L259 140H257V138H256ZM6 137H8V138H6ZM18 138V139H16V138ZM20 137V138H19ZM41 137H43V138H41ZM109 137V138H108ZM162 138V137H166L164 140L163 139H160V138ZM182 137V138H181ZM194 137V139L192 140L191 138H193ZM201 137H202V139L203 140H199V139H201ZM211 137V138H210ZM212 137L215 139H213V140H211L212 139ZM230 138L229 140L227 139V138ZM74 138H77V139H79V140H77V139H74ZM87 138V139H86ZM106 138H108L107 140H106ZM127 138V139H126ZM158 138V139H157ZM199 138V139H198ZM205 138H207V139H205ZM216 138H219V139H216ZM20 139H21V141H20ZM30 139V140H29ZM39 141V145L37 144L38 142H37V140ZM59 141H57V140ZM98 141H97V140ZM101 139V140H100ZM111 139V140H110ZM122 139V140H121ZM170 139V140H169ZM174 141H172V140ZM187 139V140H186ZM189 139V140H188ZM209 139V140H208ZM221 139V140H220ZM263 139V140H262ZM6 140H8L6 143H5V141ZM16 140H18V141H16ZM32 140H33V142H32ZM44 140V141H45ZM48 140H51V139H48ZM73 140H76V141H73ZM87 140L88 141H90V142H92L93 143V145H94V147H93V145L90 143V142H87ZM94 140V141H93ZM103 140H106V141H112V142H114V143H112V142H104ZM119 140H121V142L119 141ZM126 140H129V144H130V146H127V145H129L128 144V141H126ZM154 140H156V143H155V141ZM160 142H158V141ZM168 140V141H167ZM179 140H178V142H179ZM207 141V143H209L208 145H207V147H205V145L207 144L206 142V144L204 143V141ZM218 140H219V142L220 143H218L217 144V142H218ZM235 140V141H234ZM245 140V139H244ZM259 141V142H257V141ZM12 142L13 144H15L14 145V147H15V149H14V151H19V152H15L14 153V151L12 150V145H10V143L9 142ZM16 141L18 144H16V142L14 143V142ZM42 141V142H41ZM71 141V142H70ZM96 141H97V143L99 142V144H97L96 143ZM118 142V144L120 143L121 144V146H119L118 144V146H119V148H121V149H119V148H117L118 146L117 145H115L116 143L115 142ZM125 141V142H124ZM150 143H149V142ZM161 141H166L165 143H163V144H165L164 146H163V144L161 143ZM170 141V142H169ZM189 141H190V143H189ZM192 141H194V142H192ZM197 141V142H196ZM200 141H203V143H201ZM213 141V142H212ZM216 143H215V142ZM224 141H225V143L226 144H224ZM226 141H228V142H226ZM232 141H233V143H236V145H234L233 143H232ZM250 141H252V142H250ZM21 142H24V143H22V144H20ZM26 142H28V143H30V144H28V143H26ZM52 142V143H51ZM73 142H75V143H73ZM102 142L104 143L103 145H105V143H107L106 144V146H103V145H101L102 144ZM183 142H184V144H183ZM230 142V143H229ZM255 142V143H254ZM11 143V144H12ZM33 143V144H32ZM34 143H36V144H34ZM63 143V144H62ZM70 143V146L68 145ZM73 145H72V144ZM80 143H82V144H80ZM85 143V144H84ZM89 143V144H88ZM113 146V145H115L114 147H112V146H110V144ZM131 143H132V146H131ZM154 143H155V145H154ZM158 143V144H157ZM167 143H169V144H167ZM171 143V144H170ZM193 143V144H192ZM199 143V144H198ZM215 143V144H214ZM222 143V144H221ZM262 143V144H261ZM3 144L6 146V148L5 147H1V146H3ZM22 145V146H24L23 148H25V149H23L22 148V146H21V149H22V151H20L19 149V146L20 145ZM25 144V145H24ZM60 144H62V145H60ZM81 147V149H80V147L78 146V145ZM124 144H126L125 146H124ZM134 144V145H133ZM157 144V145H156ZM181 144H183V146L181 145ZM200 144H202V145H200ZM217 144V146H215ZM225 145V148H227L228 149V151H227V149H224L223 150V148H224V145ZM231 144H232V146H231ZM245 144V145H244ZM256 144V145H255ZM260 144V145H259ZM16 145H17V148H16ZM19 145V146H18ZM30 145V147H28ZM43 145V147H42V149L44 148L46 151H44L43 150V152L42 151H39V152H37L39 149L40 150H42L41 149V146ZM51 145H49V147L51 146ZM88 145V146H87ZM96 145V146H95ZM108 145V146H107ZM138 145L141 147L142 146V148H140L141 150H142V152H140V149L139 148H137L138 147ZM173 145V146H172ZM192 145H194V146H192ZM197 145V146H196ZM199 145L201 146V147H199ZM213 145V146H212ZM222 145V146H221ZM262 146L263 147V149H261V148H257L258 146ZM7 146H9V148L7 147ZM10 146H12V147H10ZM25 146H27V147H25ZM32 146H34V147H32ZM35 146H36V148H37V150H36V148H35ZM67 148H66V147ZM85 147V148H83V147ZM152 146V147H151ZM160 146V147H159ZM174 146H175V148H174ZM189 146V147H188ZM192 146V147H191ZM234 146V147H233ZM244 146V147H243ZM245 146H248V148L247 149H249V151H253V152H249L246 148H245ZM254 146H257V147H254ZM13 147V148H14ZM75 147V148H74ZM79 147V148H78ZM96 147V148H95ZM102 147L103 148H105L104 150L105 151H103V149H102ZM109 147V149H107ZM116 147V148H115ZM126 147H128L127 149H126ZM145 147H147L148 148V153L150 154L151 153V156L147 153V148L145 149ZM166 147H169L168 149L166 148ZM172 149H171V148ZM180 147V148H179ZM185 147V148H184ZM190 147L192 148V150L195 152L196 151V153L198 152V154H195L191 149H190ZM193 147H194V149H193ZM206 148V149H204V148ZM213 147H214V149H213ZM229 147V148H228ZM239 147H242L241 149L244 151V153L242 152V150L239 148ZM61 148V149H60ZM75 150H74V149ZM97 148H99V149H97ZM156 150H154V149ZM178 148H179V150L181 151L180 153L182 154H180L179 153V150H178ZM188 148V149H187ZM203 148V149H202ZM210 148H211V150H210ZM216 148H217V150H216ZM7 149V150H6ZM8 149H11V151H8ZM28 149V150H27ZM33 150V151H31V150ZM35 149V150H34ZM69 149H71V150H69ZM84 149V150H83ZM117 149V150H116ZM119 149V150H118ZM124 151H123V150ZM129 149H131L132 150V152H137V149H138V152L137 153H133L132 154V152H131V150H129ZM150 149H152V151L150 150ZM165 149H167L166 151L167 152H165ZM169 149H171V150H169ZM174 149H175V152H174ZM196 149V150H195ZM197 149H198V151H197ZM236 149V150H235ZM251 149V150H250ZM64 150V151H63ZM66 150V151H65ZM67 150L69 151V153L67 152ZM77 150H79L78 151V153H82V154H84L85 155V158L87 159V160H85L84 161V155H79V156H82V158L80 157V159H79V157H76V156H78V154L76 153V151ZM92 150H93V152L94 153H97V154H93V152H92ZM121 150V151H120ZM133 150H135V151H133ZM173 150V151H172ZM205 150H207L206 152H205ZM239 150H241L240 152H239ZM245 150H246V152H245ZM262 150V151H261ZM8 151V152H7ZM30 151V152H29ZM75 152V153H72L71 154V152ZM83 151V152H82ZM85 151V152H84ZM97 151V152H96ZM99 151V152H98ZM101 151V152H100ZM125 151H127V152H125ZM144 151V152H143ZM149 151H151V152H149ZM170 151H172V152H170ZM193 153H192V152ZM202 151H203V153H202ZM215 151V152H214ZM220 152V151H222L223 153H218V152ZM230 151V152H229ZM232 151H234V152H232ZM235 151L236 152H238V153H235ZM259 151V152H258ZM1 152V151H0ZM6 152H7V154H6ZM9 152H10V155H8L9 154ZM25 152V153H24ZM36 154H35V153ZM56 152H57V154H56ZM87 152V153H86ZM104 152L107 154H104ZM129 152V153H128ZM153 152H154V154H153ZM158 152V153H157ZM163 152V154L161 155V153ZM177 154L176 156H175V154ZM210 154V155H207L208 153ZM214 152V153H213ZM216 152L218 153V155H216ZM255 152L259 155V156H257V154H255ZM29 153V154H28ZM30 153H31V156H30ZM46 153V154H45ZM68 153V155H66ZM100 153H102L103 154V156L107 159V162H106V160L104 159V157L100 154ZM121 153V154H120ZM123 153H125V155H122ZM132 154V155H128V154ZM143 154V156H145L146 157V155H148V157H146V159L148 160V162H147V160H145V157H143L142 158V154ZM160 153V154H159ZM165 153V154H164ZM188 153V154H187ZM191 155H190V154ZM206 155H205V154ZM224 153H227L226 154V156L225 155H223ZM247 154V157H246V154ZM17 155V156H21V157H24L22 160L20 159V157H16L15 155ZM20 154V155H19ZM24 154V155H23ZM25 154H28V155H25ZM44 154H45V156H47V157H45L44 156ZM51 154V153H50ZM51 154V155H52ZM60 156H59V155ZM75 154H77V155H75ZM117 154V155H116ZM120 154V155H119ZM127 154V155H126ZM138 154V155H137ZM141 154V155H140ZM156 154V155H155ZM195 154V155H194ZM199 154H202V156H203V159H202V156L201 155H199ZM216 156H215V155ZM232 154V155H231ZM252 156H255V158L252 156H250V155ZM4 155V156H3ZM35 156L36 157V159H38V161H35V162H33V160H36L34 157H32V156ZM40 157H39V156ZM58 155V156H57ZM94 155V156H93ZM116 155V156H115ZM139 155H140V157H139ZM159 155V156H158ZM179 155H181V156H179ZM184 155V159H185V161L183 162L182 160H183V156ZM221 155H223L224 157H222ZM242 155V156H241ZM3 156V157H2ZM13 156H15L16 157V159L13 157ZM26 156H28V157H26ZM30 156V157H29ZM43 156H44V158H43ZM110 156V157H109ZM120 156V157H119ZM125 156V157H124ZM131 156H134L133 157V161L134 162H136V163H133V161H132V157ZM159 157V159L157 158V157ZM176 158H175V157ZM190 158H189V157ZM193 158H192V157ZM195 156H197V157H195ZM199 156H201V157H199ZM204 156H207L208 158H210V156H212L210 159H208L209 160V162H208V160H207V157H204ZM221 156V157H220ZM229 156V157H228ZM240 156V157H239ZM245 156V157H244ZM4 157H6L5 159H7L6 161L3 159ZM68 159H72V161L70 162V160H68ZM96 157H97V159H96ZM128 157V158H127ZM150 157V158H149ZM180 157V158H179ZM214 157H219L220 158V161H219V159L217 158V160H216V158H214ZM242 157H243V159L245 160V161H247V163L245 162V161H243L242 160ZM250 157V158H249ZM10 160H9V159ZM11 158H13V159H15V160H18V161H16V162H18V163H15V160H13L14 162H12V159ZM26 158V159H25ZM39 158H42L41 159V162H40V159ZM47 158L48 159H50V160H48L47 161ZM64 159V161L62 162V160ZM66 158V159H65ZM78 158V159H77ZM114 158L116 159V160H114ZM120 158H123V159H120ZM131 160H130V159ZM134 158H136V159H134ZM154 158V159H153ZM162 158H163V161H161L162 160ZM194 158H196V159H194ZM197 158H200L199 159V161H198V159ZM206 158V159H205ZM224 158V159H223ZM240 158H241V160H242V162L241 161H239L240 160ZM254 160H253V159ZM28 159H30V160H32V161H30V160H28ZM73 159H75V160H73ZM95 159V160H94ZM102 159H103V161H102ZM113 160L112 162L113 163H111V161L110 160ZM128 159V160H127ZM161 159V160H160ZM167 159V160H166ZM172 159V160H171ZM179 161H178V160ZM191 159V160H190ZM221 159H222V162H223V164H224V161H225V166H228L227 164H231L230 166L231 167H227V169H225L226 167H224V165L222 166L220 163H221ZM234 159V160H233ZM236 159V160H235ZM239 159V160H238ZM251 159V160H250ZM1 160H4V161H1ZM20 160V161H19ZM24 160H26V162L24 161ZM28 160V161H27ZM43 160V161H42ZM52 160V161H51ZM68 160V161H67ZM83 160V161H82ZM122 161V162H118V161ZM129 160L131 161L130 163H129ZM152 160V161H151ZM159 162H161V164H158V161ZM171 161V163L169 162H167V167L165 166V164H166V161ZM175 160V161H174ZM187 160V161H186ZM196 160L198 161V163L196 162ZM201 160H203V161H201ZM213 160V161H212ZM249 160V161H248ZM9 161H11V162H9ZM21 161H23V162H21ZM30 161V162H29ZM50 161L52 162V164L50 163ZM76 161H77V163L78 164H75L76 163ZM80 163H79V162ZM97 161V162H96ZM110 163H109V162ZM124 161L125 162H128L129 164H131V165H134V166H131V165H128L127 163H126V165H124ZM140 161V162H139ZM149 161H150V163H149ZM154 161V162H153ZM172 161H174V162H172ZM205 161V162H204ZM214 163V165L211 163ZM220 163H219V162ZM229 161V162H228ZM236 161V162H235ZM251 161H253V162H251ZM262 161V162H261ZM3 162H5V163H7L8 162V164H7V166L5 165V163H4V166L5 167H3L2 166V164L1 163H3ZM24 162H25V164H24ZM28 162V163H27ZM49 162V163H48ZM61 163V165L59 166V164L58 163ZM67 162H69V163H71V164H69L68 165V168L66 167L67 165H66V163ZM101 162V163H100ZM104 162H105V164H104ZM147 164H146V163ZM153 162V163H152ZM186 162V163H185ZM193 162V163H192ZM196 162V163H195ZM201 162V164H199ZM245 162V163H244ZM20 163H21V165H20ZM22 163L24 164V165H26V166H24V165H22ZM28 165H30L31 163V166H27V164ZM44 165V167H45V165H46V167H48V168H46V169H42V164ZM47 163H48V165H50V166H47ZM64 163H65V166H64ZM86 163V164H85ZM95 163V164H94ZM102 164V165H104L103 167H102V165L100 166V164ZM106 163H109V166H111L112 164H114L113 166H112V168L111 167H109L108 166V164H106ZM118 163V164H117ZM141 163L143 164L142 166V169L140 170H138V168H141V167H138V166H141ZM152 163V164H151ZM163 163H164V165H163ZM173 163V164H172ZM206 163H208L207 165H206ZM234 163V165H232ZM238 163H240L239 165H238ZM54 164V165H53ZM68 164V163H67ZM72 164H73V166L75 167V169L76 170H74V168H73V166H72ZM82 164V165H81ZM94 164V165H93ZM121 164V165H120ZM123 164V165H122ZM149 164H151V166L149 165ZM154 164V165H153ZM169 164V165H168ZM171 164V165H170ZM180 164H184V165H180ZM203 164H205L207 167H209V169L208 168H205L206 166L205 165H203ZM216 164H217V166H218V168H216L215 166H216ZM243 164H244V166L246 167H244L243 168ZM252 164H255V166L254 165H252ZM256 164H258L259 165V169H258V165H256ZM263 164V165H262ZM8 165H10V166H8ZM18 167H17V166ZM33 165V166H32ZM34 165L36 166V167H34ZM76 165H77V168H76ZM79 165V166H78ZM82 167H81V166ZM86 167H85V166ZM90 165V166H89ZM105 165H107L108 166V169L106 168L107 166H105ZM128 165V166H127ZM138 165V166H137ZM145 165V166H144ZM148 165V166H147ZM158 165V166H157ZM165 166V168H167V169H169L168 168V166H171V168L169 169L171 172H169V171H167V169H165V168H159V166ZM173 165V166H172ZM176 165V167H174ZM197 165H198V167H197ZM200 165V166H199ZM241 165V166H240ZM252 165V166H251ZM19 166H23L24 168V170L27 168V170L28 171H30L29 173H31L30 175H29V173H28V175H27V170H25V172H24V170H23V172H20L21 170H22V168L20 169L19 168ZM69 166H70V168H69ZM83 166H84V168H83ZM96 166V167H95ZM121 166V167H120ZM127 167V168H130L131 169V172H133V173H131V174H133V176L131 175V174H129V173H127L128 172V169L126 168V170L127 171H125L124 169L125 168H123V167ZM150 166V167H149ZM152 166H155V167H152ZM181 167L182 169H180V168H178L180 171H178V169H177V167ZM190 166V168L188 169V171H187V167H189ZM202 166H203V170L205 171H202V169L200 170V167L202 168ZM212 166V167H211ZM220 166V167H219ZM232 166H233V168L234 167H236V168H234V169H232ZM249 168H248V167ZM2 167V168H1ZM40 169H39V168ZM51 167V168H50ZM53 167H55V170L56 169H58V170H60V171H58V173H56L57 171H55V170H53L54 168ZM57 167V168H56ZM63 167V168H62ZM66 167V168H65ZM71 167L73 168L72 169V171L74 172H72L70 169H71ZM79 167H81V168H79ZM102 167V168H101ZM132 167H136L135 169H136V172H135V170L132 168ZM138 167V168H137ZM150 169H149V168ZM154 168L155 170H156V172H154L155 170L154 169H152V168ZM172 167H174V171L176 172V171H178V174H174V171L172 172ZM221 167H222V169H221ZM239 167V168H238ZM253 167H255L254 169H253ZM17 168V169H16ZM28 168H30V169H36V170H38L37 171V173H39L38 175H36V170L33 172L32 170H29ZM53 168V169H52ZM83 172V173H85L84 175H81L82 174V172L80 171V182H79V180L78 179H75L74 178V176H77V177H79V169ZM88 168V169H87ZM98 169V172H96V169ZM115 168V169H114ZM120 168V170H117V169H119ZM144 168V169H143ZM198 168V169H197ZM231 168V169H230ZM241 168V169H240ZM247 168L249 169V170H247ZM250 168H252V169H250ZM48 169V170H47ZM69 170V171H67V170ZM102 169V170H101ZM110 169H112V170H110ZM132 169H133V171H132ZM149 169V170H148ZM160 169L163 171H160ZM206 169V170H205ZM212 169V170H211ZM216 171H215V170ZM223 169H224V173L222 172L223 171ZM228 169H229V172H231L230 174L231 175H229V172H227L228 171ZM236 169V170H235ZM244 169V170H243ZM257 170V173L259 174H257V173H255L256 172V170ZM260 169H261V171H260ZM15 170H14V172L12 171V173L13 174H16V175H18L17 173H15ZM42 170V171H41ZM45 170V171H44ZM50 170V171H49ZM51 170L54 172V174L52 173V176H51ZM88 170V171H87ZM121 170H122V172L124 173V175L121 173ZM137 170H138V172H137ZM150 170L154 173V177L157 175V177H159L160 179H158L157 177V179L159 180V182L161 181H163L162 183L168 188V190L166 189V187H164V186H162V183L160 184V183H158V180L156 179V178H153L152 176H153V173L151 174V172H150ZM182 170V171H181ZM192 170V172L191 173H193L192 174V177L188 174V173H190L189 171H191ZM196 170H198L197 172H199V173H197V172H195ZM222 170V171H221ZM226 170V171H225ZM231 170V171H230ZM251 170V171H250ZM259 170V171H258ZM33 172V174H32V172ZM49 171V172H48ZM78 171V172H77ZM100 171H102V172H100ZM112 171V173H110ZM113 171H117V173H114ZM120 171V173H118ZM125 171V172H124ZM130 171V170H129ZM167 171V172H166ZM209 171H210V173H209ZM220 171V172H219ZM233 171V172H232ZM240 171V172H239ZM243 171V172H242ZM41 172V173H40ZM67 172H70L69 174L67 173ZM100 172V173H99ZM137 175H139V176H137L136 178L138 179L139 177L141 178H139L138 179V182L136 181L137 179L135 178V176H136V174ZM182 172H183V174H182ZM184 172H185V174H184ZM202 172H204L203 173V176L205 177L206 175L208 176L207 178L205 177H203V176H201V173ZM237 172V173H236ZM242 172V173H241ZM35 173V174H34ZM47 173H49V175L47 174ZM59 173H61L60 175H61V178H60V175H59ZM78 173V174H77ZM90 173V174H89ZM99 173V174H98ZM127 173V174H126ZM155 173H157V174H155ZM163 173V174H162ZM171 173H173V174H171ZM177 173V172H176ZM190 173V174H191ZM197 173V174H196ZM210 175H208V174ZM215 173V174H214ZM222 173V174H221ZM234 173V174H233ZM250 173V174H249ZM252 173V174H251ZM254 173V174H253ZM73 174V175H72ZM76 174V175H75ZM87 174H89V175H87ZM110 174V175H109ZM112 174V175H111ZM115 174V175H114ZM118 174V175H117ZM123 176H122V175ZM141 174V175H140ZM184 176H182V175ZM195 174H196V176H195ZM199 174V175H198ZM206 174V175H205ZM213 174V175H212ZM218 174V175H217ZM221 174V177H219V175ZM226 174H228V175H226ZM239 174H241V175H239ZM24 175V176H25ZM72 175V176H71ZM100 175V178H98V176ZM106 177H105V176ZM117 175V176H116ZM128 175V176H127ZM142 175H144V177H150L151 176V178L154 180H152L151 178H150V180H152V183L151 182H149L150 180H149V178L148 179H145ZM158 175H160V176H158ZM162 175V176H161ZM170 177H169V176ZM172 175V176H171ZM176 175V177H174L175 178V180H174V178H173V176H175ZM234 175H235V179L237 180V182H235L236 180H233V177H234ZM239 175V176H238ZM245 175V176H244ZM252 175H253V177H252ZM258 175V176H257ZM261 175V176H260ZM19 176V175H18ZM24 176H22V178L24 177ZM37 176H38V178H39V176H40V178L38 179L37 178ZM63 176H65L64 178H63ZM90 176V178H88ZM101 176H103L102 178H101ZM165 176V177H164ZM195 176V177H194ZM212 176V177H211ZM214 176L216 177V178H214ZM225 178H224V177ZM231 176V177H230ZM248 176V177H247ZM0 177H1V174H0ZM20 177V176H19ZM96 177V180L94 179ZM124 177H126V179L124 178ZM131 177H133V178H131ZM142 177L145 179V182H143L144 181V179H142ZM163 177V178H162ZM178 177H181V178H178ZM194 177V179H192ZM198 177H200V179H197ZM209 177H211V178H209ZM238 177V178H237ZM247 177V178H246ZM255 177H257L256 179H255ZM21 178V177H20ZM72 178V179H71ZM131 181H129L128 179ZM135 178V179H134ZM162 178V179H161ZM167 180H166V179ZM184 178V179H183ZM209 178V179H208ZM253 178V179H252ZM23 179H25V177L23 178ZM36 179V180H35ZM53 179V180H52ZM68 181H67V180ZM73 179H75V181H73ZM82 179V180H81ZM99 179V180H98ZM102 179V180H101ZM104 179H106V180H104ZM132 179H134V180H132ZM164 179V180H163ZM180 182V184L179 185H181L182 186V192H183V194L181 193V191H179V190H181L180 188H181V186H179L178 185V181ZM191 179V180H190ZM203 179H204V181H203ZM216 179V180H215ZM249 179L251 180V182H252V185H253V187H251L252 185L249 183L250 181H249ZM255 179V180H254ZM261 180V182H260V180ZM21 180V179H20ZM31 180H32V182H34V183H32L31 182ZM34 180V181H33ZM38 180V181H37ZM39 180L41 181L40 183H36V182H39ZM58 180V181H57ZM78 182H77V181ZM93 180H95L97 183L96 184H98V185H100V186H98L97 185V187H96V185H94L95 184V181H93ZM99 182H98V181ZM123 180H125V182L123 181ZM127 180V181H126ZM139 180H140V183H139ZM143 180V181H142ZM157 180V181H156ZM171 180V181H170ZM183 180H184V182H185V184H184V182H183ZM192 180H194V181H192ZM206 180V181H205ZM209 180V181H208ZM213 180V181H212ZM239 180V181H238ZM246 180V181H245ZM257 180V181H256ZM263 180V181H262ZM27 181H29V182H27ZM52 181V182H51ZM70 181V182H69ZM73 183H72V182ZM82 181L84 182L83 184H82ZM129 181V182H128ZM137 182V183H135V182ZM146 181H148V182H146ZM156 181V183L158 184V187H160L159 188V190H156V189H158V187L156 186L157 184L156 183H154ZM199 181V182H198ZM212 181V182H211ZM218 182H220L221 181V183H218L219 184V186L218 185H216ZM31 182V183H30ZM57 182V183H56ZM61 182H62V184H61ZM92 182H94V184H88V183H92ZM101 182V183H100ZM102 182L103 183H106L105 184V186L107 187H103L102 185H104V184H102ZM143 182V183H142ZM171 182V183H170ZM177 183L176 184V187H175V184H174V186H172L173 185V183ZM200 182L201 183H203L204 182V184H200ZM207 184H206V183ZM240 182H241V184H240ZM23 183V184H22ZM28 183H29V185H28ZM58 183H60V185L58 184ZM79 183V184H78ZM127 183H129V184H127ZM132 183H134V185L132 184ZM144 183H146L145 185H144ZM149 183H150V185H149ZM154 183V184H153ZM170 183V184H169ZM183 183V184H182ZM209 183H211V184H209ZM215 183V184H214ZM229 183H230V185H229ZM235 183L237 184V185H235ZM243 183V184H242ZM246 183V184H245ZM259 183H261V186H260V184ZM34 184H36V185H40V189H42L41 191L43 192L42 194H40V192L41 191H39V189H38V187H39V185L37 186V187H33V186H35ZM56 184H57V186H56ZM65 184V185H64ZM139 184V185H138ZM141 184H143V188H142V186H140ZM156 184V185H155ZM159 184H160V186H159ZM167 184V185H166ZM197 184V185H196ZM208 184H209V187H208ZM226 184H228L227 186H226ZM262 184H263V186H262ZM53 185V186H52ZM67 185V186H66ZM77 185H80L81 186V188L83 189V191H84V193H82L83 191H82V189H80L79 187L80 186H77ZM89 185L90 186H94V190H92V189H90V187H89ZM138 187H137V186ZM147 185H149V186H147ZM169 185H170V187H169ZM201 185H203V186H201ZM206 185V186H205ZM244 186V188H245V193H244V191H243V186ZM257 185H259V186H257ZM49 186H51L52 188H50ZM59 186V187H58ZM60 186L62 187V189H65L66 188V192L65 191H62L61 190V188H60ZM70 186V187H69ZM85 186V187H84ZM154 186H156L157 188H155ZM179 186V187H178ZM187 186V187H186ZM200 188H199V187ZM211 186V187H210ZM217 186V187H216ZM222 186H225L226 187V189L224 188V187H222ZM247 186L249 187L248 188V191H247ZM257 186V187H256ZM43 187V188H42ZM45 187H47V188H45ZM53 187H55V189H56V187H58L56 190L53 188ZM65 187V188H64ZM68 187V188H67ZM96 187V188H95ZM100 189H99V188ZM141 189H140V188ZM144 187H146V188H144ZM149 187H151V188H149ZM154 189H153V188ZM178 187V188H177ZM185 189H184V188ZM201 187H203V188H201ZM204 187H205V189H204ZM206 187H208V191L206 190ZM222 187V188H221ZM227 187H229L228 188V190H227ZM240 187H242L241 189L242 190H239L240 189ZM1 188V187H0ZM31 188H33V189H31ZM60 188V189H59ZM75 190H74V189ZM140 190H139V189ZM173 188H177L176 190H178V191H174V189ZM212 188V189H211ZM216 188V189H215ZM261 188V189H260ZM263 188V189H262ZM30 191H29V190ZM36 189H37V191H36ZM49 189H52L51 191V194H50V191H48L47 193H46V191L47 190H49ZM68 189H69V191H68ZM71 189V190H70ZM87 190V192H85L86 190ZM153 191H152V190ZM161 189H162V192H160L161 191ZM164 189V190H163ZM189 189V195L190 196H188L187 195V193H188V190ZM204 189V190H203ZM221 189H223L224 191L225 190H227L226 191V193L227 192H229L227 195H226V193H222L221 194ZM250 189L252 190V195H251V191H250ZM31 190L32 191H34L33 192V194L32 193H29V192H31ZM76 191V192H74V191ZM147 190H149L148 192H150V193H148V192H143V191H147ZM154 190H156V192L154 191ZM184 190V191H183ZM219 190V194L217 193V191ZM221 190V191H220ZM230 190V191H229ZM257 190H259V191H257ZM2 190L0 189V193H1V195H0V199H2V194H3V192H1ZM19 191V192H18ZM25 191V192H24ZM44 191H45V193H44ZM57 191H61L60 193L59 192H57ZM71 191V192H70ZM91 191H93V193L92 194H90L89 192ZM107 191V192H106ZM160 192L161 193V196H160V198H159V194L160 193H158V192ZM167 191H170V192H166ZM187 191V192H186ZM205 191H207V192H205ZM234 191H236V192H234ZM241 191H243V195L241 194L242 192ZM14 192V193H15ZM63 192V193H62ZM74 192V193H73ZM103 192H105L104 194H103ZM176 192V193H175ZM196 192V193H195ZM232 192H234L233 194L234 195H232L231 193ZM250 194H249V193ZM260 192V193H259ZM39 193V194H38ZM57 193H58V195H57ZM68 193H70V194H68ZM79 193L81 194V195H79ZM88 194V195H86V194ZM98 193V194H97ZM139 193V192H138ZM150 195L151 193H153L152 194V196H153V198H152V196L150 195H148V194ZM157 193V194H156ZM165 195H168V196H166V197H171V198H165L164 197V194ZM170 193V194H169ZM186 193V194H185ZM192 193H194V194H197V195H200L201 196V194H202V198L204 199H202V198H198V197H200V196H198V197H195ZM199 193H201V194H199ZM206 193V194H205ZM210 193V194H209ZM254 193H256L257 195H258V197L256 196V195H254ZM259 193V194H258ZM26 194H28V195H26ZM43 194H45L44 196L46 197H44L43 196ZM64 196H63V195ZM68 194V195H67ZM75 194V195H74ZM82 194H83V196L85 197L86 196V198H84V197H82ZM97 194V196H95ZM102 195L103 196V199L104 198H106L107 199V202H108V204H107V202H104V200L106 201V199H104V200H102V196H98V195ZM145 194L147 195V196H145ZM154 194H155V196H154ZM171 194H172V196H171ZM178 194H179V196H181V197H179L178 196ZM212 194V195H211ZM221 194V196H219ZM246 194H248V195H246ZM41 195V196H40ZM170 195V196H169ZM183 195V196H182ZM204 195H208V197H209V199H207L208 197H206V196H204ZM218 195V196H217ZM231 195H232V197H231ZM236 195H238V196H236ZM263 195V196H262ZM53 196V197H52ZM55 196H56V198H55ZM58 196V197H57ZM62 196H63V198H62ZM76 196V197H75ZM79 196L81 197V199H79ZM88 196V197H87ZM149 196V198H150V201H149V198H147ZM185 196H186V198H185ZM194 196V197H193ZM207 199V200H209V202H210V200H211V204L210 203H208V201L204 198V197ZM214 197L215 196V198H213L212 199V197ZM262 196V197H261ZM43 197V198H42ZM52 197V198H51ZM156 197V198H155ZM161 197H163V199L162 200H160L161 199ZM211 197V198H210ZM218 197H222V198H224L225 200H223L224 201V203H223V201L221 200L222 198H220V200H219V198ZM235 197V198H234ZM239 197H241L240 199H239ZM251 197V198H250ZM259 197H260V199H259ZM41 198V199H40ZM45 198V199H44ZM49 198H50V200H53V198H55V201L53 200L52 202L49 200ZM71 198H73V199H71ZM94 198H96V200H95V202L96 203H93V204H91V202L92 201H94V200H92V199ZM98 198V199H97ZM100 198V199H99ZM133 198H135L134 196H133ZM132 198V199H133ZM145 198V199H144ZM146 198L148 199V200H146ZM168 199L166 202L167 203H169V202H171V204L173 205V207H181L180 208V210H182L181 211V213H180V210H179V208L177 209V210H175L173 207H172V205L171 204H167L164 200L165 199ZM172 198H174L173 200H172ZM176 198H177V200H176ZM191 198H194L193 200L194 201H191ZM198 198V199H197ZM232 198H234L235 199V201L237 202L238 200H237V198L239 199V201L238 202H240V203H243L244 202V204H241L240 205V203H236V202H233L234 201V199L233 200H229V199H232ZM247 198V199H246ZM258 198V199H257ZM22 199V198H21ZM57 199V200H56ZM59 199V200H58ZM61 199V200H60ZM63 199V200H62ZM69 199H71V200H69ZM85 199V200H84ZM109 199V200H108ZM140 199V200H141ZM178 199H179V201H178ZM216 201H215V200ZM228 199V200H227ZM254 199V200H253ZM24 200H27V198L26 199H23V201ZM44 200V201H43ZM48 202H47V201ZM73 200H76V201H74L73 202ZM81 201V203L78 205L77 203L78 202H80ZM83 200V201H82ZM87 200V201H86ZM101 201L100 202V204L98 203L97 204V202H99V201ZM138 200H139V198H138ZM145 200V201H144ZM158 200V201H157ZM176 200V201H175ZM185 200V201H184ZM212 200H214V201H212ZM256 200V201H255ZM259 200V201H258ZM262 200V202H260ZM61 201H63V202H61ZM72 203H71V202ZM85 201V202H84ZM88 201H89V203H88ZM122 201H121V203H122ZM169 201V202H168ZM178 201V202H177ZM195 201H199L198 203L197 202H195ZM217 201L221 204V202H222V204H221V206H220V208H219V206L217 205V204H219V203H217ZM229 201H231V202H233V203H235V207H232V204H230V202ZM250 201H251V203H250ZM47 202V203H46ZM57 202V203H56ZM61 202V203H60ZM110 202L112 203V204H110ZM126 202V203H125ZM153 202H154V204H153ZM156 202H158V203H156ZM174 202H175V205H177V206H175L174 205ZM183 203V204H180V203ZM203 204H202V203ZM207 202V203H206ZM213 202H215L216 203V205H215V203H213ZM225 202L226 203H228V204H225ZM1 204H0V208H2V201L0 202ZM52 203H55V204H52ZM63 203V204H62ZM83 203H85V205L83 204ZM88 203V204H87ZM104 203H106V205L104 204ZM159 203L160 204H162V205H160L161 207L160 208H163L162 210L161 209H159V210H157L156 211V209L157 208H159L158 207V205H159ZM166 203V205H164ZM176 203H179V205L178 204H176ZM188 203V204H187ZM246 203H247V205H246ZM51 204H52V206H54V207H52L51 206ZM67 204V205H66ZM69 204V205H68ZM74 204V205H73ZM89 204H90V206H89ZM94 204H96V205H98V207H101V209H102V211L101 212H99L98 214H96V213H94L93 212V206H94ZM154 206H153V205ZM184 204L187 206H185V208L183 207L184 206ZM193 204V205H192ZM205 204V205H204ZM212 204H214V205H212ZM230 204V205H229ZM238 204V205H237ZM254 204L256 205V206H254ZM62 205V206H61ZM71 205V206H70ZM87 205H88V208H87ZM101 205V206H100ZM103 205L104 206H107V205H110L109 206V208H105V207H103ZM157 205V206H156ZM167 208H165L164 206ZM195 205V206H194ZM200 205H201V207H200ZM206 205H208L209 207H207ZM211 205H212V207H211ZM244 205H246V206H244ZM250 205V206H249ZM259 205V206H258ZM76 206V207H75ZM82 206L84 207V210H83V208H82ZM156 206V207H155ZM188 206H190V207H188ZM192 206H194L195 207V209H194V207H192ZM197 206V207H196ZM231 206V207H230ZM233 206H234V204H233ZM237 206H239V207H241V208H243V209H239V207H237ZM244 206V207H243ZM74 209H73V208ZM90 207H92L91 209H89ZM108 207V206H107ZM168 207H169V210H168ZM203 207V208H202ZM204 207H207L208 208V210L207 209H205ZM211 207V208H210ZM213 207H215V208H213ZM218 207V208H217ZM223 207V208H222ZM226 207V208H225ZM229 207V208H228ZM257 207H258V209L259 210H257ZM62 208H64L65 209V212L63 213H61V211H64ZM78 208V209H77ZM80 208V209H79ZM82 208V209H81ZM170 208H173V209H170ZM186 208H187V210H186ZM197 208H200V213H199V211H198V209ZM201 208H202V210H201ZM218 210H217V209ZM228 208V209H227ZM231 208L233 209V210H231ZM249 208V209H248ZM14 208H8V210H9V213L10 214H8L7 216L8 217H6V216H4V218H1L0 217V220L2 221L3 219H9L10 218V220H12V221H10L9 220V222L11 223V224H13V226L12 227H14V224H15V226L19 223L20 224V222H13V216L15 215V212L13 211V213L14 214H12L11 212H12V210H13ZM54 209H55V211H54ZM62 209V210H61ZM72 209V210H71ZM75 209H77L76 211L77 212H75L74 210ZM104 209L106 210V211H104ZM109 209H111L110 211H108ZM119 209V210H118ZM166 209V210H165ZM193 209V210H192ZM197 209V210H196ZM212 209H214V210H212ZM235 209V210H234ZM237 209H239V210H237ZM254 210V212H253V210ZM10 210H11V212H10ZM71 210V211H70ZM85 210H87V212L85 211ZM88 210H90L89 211V213H88ZM155 210V211H154ZM168 210V211H167ZM179 210V211H178ZM183 210H185L186 212H187V215H188V213H189V211L191 210V212H190V215H188V218H189V216H190V218H191V216L195 219V220H197L198 219V222L197 221H195L193 218L192 219H190V221H191V223H190V225L189 226H187L186 224H185V226H183V219H181L180 217H182L183 218ZM194 210H196L198 213H199V218H198V216H195L196 214H197V212L196 213H193L194 212ZM204 210V211H203ZM229 210H231L232 212L234 211V212H238L239 211V213H241L240 215H239V213H237V215L236 214H234V212L232 213V212H228ZM237 210V211H236ZM246 210H249V211H246ZM59 211V212H58ZM80 211V212H79ZM82 211V212H81ZM116 211V212H115ZM161 211H163V212H161ZM169 212L168 214H167V216H166V213L167 212ZM211 211H213V212H211ZM215 211V212H214ZM219 211V212H218ZM242 211H243V213H242ZM263 211V212H262ZM49 212V213H48ZM50 212H51V214H50ZM84 212V213H83ZM86 212V213H85ZM91 212V213H90ZM103 212H105L106 213V215H104L105 213H103ZM109 212H113V215L115 216V215H118V216H116V217H114V216H111V213H109ZM153 214H152V213ZM158 212H160V214H158ZM201 212H203L204 213V215H202L201 214ZM211 212V213H210ZM56 213V214H55ZM75 213H77V215H73V214H75ZM83 213V215L84 216H79V215H81ZM101 213V214H100ZM179 213H180V217L178 216L179 215ZM212 213H214L215 215H216V217H212V215H214V214H212ZM217 213V214H216ZM13 216H12V215ZM53 214V215H52ZM55 214V215H54ZM63 214V216H61ZM66 216H65V215ZM89 214V215H88ZM91 214V215H90ZM102 214H103V217H102ZM107 214H109V215H107ZM152 214V215H151ZM164 214V215H163ZM173 214V215H172ZM192 214V215H191ZM195 214V215H194ZM208 214V215H207ZM247 214H248V217H247ZM58 215H59V217H60V221H59V217H58ZM69 215V216H68ZM101 215V216H100ZM125 215V216H124ZM154 215H156V216H154ZM169 215H172V216H169ZM198 215V214H197ZM214 215V216H215ZM221 215V216H220ZM232 215H234V216H237L238 218H236L237 220H235V219H233V218H235V217H231ZM243 215H244V217H243ZM251 217H250V216ZM259 215V216H258ZM1 216V215H0ZM10 216H12V218L10 217ZM58 218H57V217ZM121 216H122V220H121ZM158 216V217H157ZM177 218V219H175V217ZM202 217V219H200L201 217ZM203 216H204V218L205 219H203ZM207 216V217H206ZM252 216H254V217H252ZM6 217V218H5ZM62 217H65V218H62ZM85 218V220H82L83 218ZM89 217H91V218H89ZM96 217H97V219H96ZM107 217H109V218H107ZM113 219H112V218ZM117 217H118V219H117ZM127 217H132V218H127ZM159 217H160V219H159ZM167 217H168V219H167ZM173 217V218H172ZM209 217H211V219H212V222H211V219L209 218ZM33 218H34V221H35V223H36V225L37 226H39V225H46L47 226V224L46 223H44L45 221H41L42 223H44V224H42V223H40V220L38 219V220H36L37 218L36 217H32V221H33ZM77 220H76V219ZM81 218V219H80ZM167 220H166V219ZM178 218H180V220H178ZM210 220H209V219ZM215 218H217V219H215ZM224 218H226V219H224ZM240 218H242V219H240ZM248 218V219H247ZM250 218H252V219H250ZM257 218H258V222H257ZM58 219V220H57ZM65 219V220H64ZM74 219V220H73ZM99 219V220H98ZM104 220V222H103V220ZM106 219V220H105ZM108 219V220H107ZM175 221H174V220ZM214 219V220H213ZM222 219V220H221ZM229 219H231V220H229ZM240 219V220H239ZM256 220V223H255V220ZM262 219V220H261ZM82 221L81 222V224L79 223V221ZM113 220V221H114ZM119 220V221H118ZM121 220V221H120ZM123 220L125 221V222H123ZM132 220V221H131ZM163 220H165V221H163ZM182 220V221H181ZM196 222V225H195V223H193L194 221ZM224 220V221H223ZM242 220V221H241ZM250 220L252 221L251 223H250ZM0 221V225H2L1 227H0V229L2 228L3 230H2V234H3V232H4V239L2 238V240H1V238H0V244L1 245H3L4 246V244L6 245V247L4 248L3 246L1 247V245H0V258H1V262L2 263H0V264H9V263H14V264H28L27 262H29V264H42V262H41V260L37 257V256H35L34 257V259H33V257H32V254H34V251H33V246H31V245H29L30 243L31 244H33L34 242H35V240L33 241V243H32V241L30 242V243H24L25 244V247L27 248V250H26V252H27V254H25L24 256L23 255H21L20 254V251L18 252L19 253V255H20V257L21 256H23V257H21V259H20V262L18 263V261H19V259L17 260V259H15V257L18 255H16L15 256V254L17 253L16 251H14V250H19V248L20 247H23L24 246V244L23 243H21V244H19L20 243V239H19V242L16 244V242H17V237H15V236H20V238H22L21 237V235H22V232H23V235L22 236H24L25 235V230L23 231V229H22V225L20 224V226H21V228H20V226H17V229H16V227H14L17 231H20L21 229V232H20V234H16V232L14 233L13 231L15 230V229H13L12 228V231H10L11 233L13 232L14 233V235H13V233H12V235L14 236L13 238H11L12 237V235L10 236V233L9 232H7V233H5L7 230L9 231V230H11V228H9V227H7L6 225H8V221H2L1 222ZM33 221V222H34ZM38 223H37V222ZM51 222L50 223V226H47V229H52L53 227H55L54 226V222ZM64 223V224H62V222ZM65 221H66V223H65ZM83 221H85L84 223V227L82 226L83 224ZM100 221H101V223H100ZM109 221H110V223H109ZM168 221V222H167ZM169 221H172V222H170V224L172 225V223H174V225L176 226V225H178V222H179V225L178 226H176L177 227V229L174 227V225H172L171 227L173 228H171L169 225ZM174 221V222H173ZM181 221V222H180ZM199 221H201V222H199ZM204 223H203V222ZM209 221V222H208ZM236 221H239L238 223L239 224H241V225H243V229L241 228V227H239L240 225H238V223L236 222ZM7 222V223H6ZM13 222V223H12ZM118 222H120V223H118ZM122 222H123V224H122ZM131 222V223H130ZM165 222V223H164ZM216 222V223H215ZM224 222V223H223ZM262 222V224H259V223H261ZM5 223H6V225H5ZM35 223L33 224L32 222H31V224L33 225L32 227H33V229L34 228H36L37 226L35 225ZM49 223H48V225H49ZM53 223V224H52ZM105 225H104V224ZM166 223H168V225L166 224ZM177 223V224H176ZM181 223V224H180ZM194 224V226H192L191 224ZM203 223V224H202ZM206 223V224H205ZM209 223H211L210 225H209ZM215 223V224H214ZM225 223H226V225H225ZM247 223H249V224H247ZM18 224V225H19ZM62 224V225H61ZM69 226H68V225ZM72 224V225H71ZM115 224V225H114ZM160 224V225H159ZM161 224H162V226H161ZM198 224H200V226L198 225ZM202 224V225H201ZM217 224H219V225H217ZM228 224V225H227ZM63 225H64V227H63ZM75 225V226H74ZM150 225L152 226L153 225V227L155 228H153V227H151L150 228ZM163 225H165V226H163ZM212 225V226H211ZM214 225H216V226H214ZM256 225H260V227L258 226V229H257V226ZM261 225H262V227H261ZM6 226V227H5ZM36 226V227H35ZM46 226H44L45 228H46ZM63 228H62V227ZM71 226H73L72 228H71ZM185 228L186 226H187V228L188 229H190V231H184L183 229H181V228H183V227ZM199 226V227H198ZM228 226V227H227ZM253 227V228H251V227ZM18 227L20 228V230L18 229ZM82 227V228H81ZM146 227V228H145ZM165 227H167V228H165ZM170 227V228H169ZM178 227H179V229H178ZM201 227V228H200ZM224 227H226L225 229H224ZM248 227V229H246ZM256 227V229H255V231H253L254 230V228ZM7 228H9V229H7ZM57 228L55 227V229L54 230H56L57 231ZM70 228V229H69ZM79 228V229H78ZM161 228H163V229H161ZM198 228V230H196ZM204 228H206V229H204ZM229 229V231H227L228 229ZM233 228H234V230H233ZM260 228H262V229H260ZM86 229V230H85ZM164 229H167V233H166V230H164ZM170 229H172L171 230V232L173 233L172 235H169L170 234V231L169 230ZM187 229V230H188ZM199 229H202V230H200L199 231ZM236 229V230H235ZM239 231H238V230ZM240 229H242V230H240ZM251 229H252V231H251ZM260 229V230H259ZM15 230V231H16ZM66 230H68V232H66ZM71 230V231H70ZM101 230V231H100ZM134 230V228L132 229V231ZM152 230V231H151ZM161 230H163V231H161ZM175 230H177V231H175ZM180 230H182L181 232H180ZM207 230H209V233H211L212 232V234H209L208 233V231ZM219 230H221V231H219ZM56 231H54V233L56 234ZM63 231V232H62ZM65 231V232H64ZM74 231L76 232V233H74ZM96 231H98V233H95ZM159 231L162 233L163 232V234H161V233H159ZM198 231H199V234H198ZM206 233H205V232ZM233 231H235V232H233ZM241 231H243V232H241ZM246 231H248L249 233H245ZM59 232H60V234H59ZM70 232H71V234H70ZM73 232V233H72ZM78 232V233H77ZM99 232H101V233H99ZM145 232V231H144ZM149 232H151V234L152 235H150L149 234ZM157 232H158V234H157ZM191 232V233H190ZM195 232V233H194ZM220 234H219V233ZM239 232V233H238ZM263 234V236H262V234ZM31 233V232H30ZM30 233H29V235H30ZM66 233V234H65ZM69 233V234H68ZM169 233V234H168ZM175 233H179V235L178 234H175ZM183 233H185V234H183ZM187 233H188V235H187ZM200 233H202V234H200ZM205 233V234H204ZM218 233V234H217ZM225 234L224 235V237L225 236H228V237H225V238H223V234ZM232 233H234V235L232 234ZM244 233V234H243ZM1 234V235H2ZM75 234V235H74ZM101 234V235H100ZM145 234V233H144ZM153 234H154V236H153ZM157 234V235H156ZM175 234V236L173 237V235ZM180 234H181V238L185 235V236H187V238L186 237H184V238H180ZM193 234V235H192ZM216 235L217 237H219V239L216 237V236H214V235ZM259 234H261V235H259ZM0 235V236H1ZM8 235L10 236L9 237V239H8ZM57 235V234H56ZM66 235V236H65ZM160 235V236H159ZM162 235V236H161ZM169 235V236H168ZM198 235V236H197ZM200 235V236H199ZM210 237H209V236ZM100 236H102V237H100ZM159 236V237H158ZM172 236V237H171ZM201 236H202V238H201ZM221 236V237H220ZM256 236H258V237H256ZM26 236H24L22 239H24ZM161 237V238H160ZM168 239H167V238ZM205 237V238H204ZM206 237H207V241L210 239V242L208 241H206ZM213 237H216V239H214ZM237 239H236V238ZM100 238H102V239H100ZM165 240H163V239ZM166 238V239H165ZM171 238V239H170ZM177 239V241H174V239ZM186 238V240H187V242H186V240H184ZM198 238V239H197ZM200 238V239H199ZM209 238V239H208ZM211 238H212V240H211ZM227 238V239H226ZM228 238H230V240L228 239ZM258 238V239H257ZM9 240V242L8 241H6V240ZM14 239V240H13ZM17 239V240H16ZM96 239V240H95ZM99 239V240H98ZM148 239V240H147ZM160 240V241H158V240ZM170 239V240H169ZM173 239V240H172ZM201 239H203V240H201ZM223 239H224V242H223ZM226 239V240H225ZM234 239V240H233ZM241 240V242H240V240ZM263 241H262V240ZM10 240H11V242H10ZM136 240V244L137 245H139V244H142V241L141 240ZM178 240H180L179 242H181V243H179L178 242ZM185 241L186 242V244L185 243H183V241ZM216 240V241H215ZM259 240V241H258ZM261 240V241H260ZM97 241V242H96ZM147 241L148 242H150L148 245H147ZM167 241V242H166ZM170 241L172 242L171 244H170ZM191 241V242H190ZM203 241V242H202ZM218 241H221V243H223L224 245H222L221 243H219ZM229 241V243H227ZM6 242H8L9 244L11 243V246L13 245H15L13 248H11V250L9 249L10 247V245L9 244H7ZM12 242H14V243H12ZM137 242H139V243H137ZM158 242V245L156 244ZM177 242V243H176ZM196 242V243H195ZM198 242V243H197ZM199 242H201L202 243V247H201V243L199 244ZM226 242V243H225ZM243 242V243H242ZM245 242V243H244ZM100 245H99V244ZM233 243V244H232ZM235 243H236V246H234L235 245ZM96 244V245H95ZM153 246H152V245ZM160 244V245H159ZM173 244V245H172ZM184 244V245H183ZM197 244H199L200 245V247H201V251L199 250L200 248H197ZM249 244H251V246L249 245ZM7 245H9L8 246V248H7ZM20 245V246H19ZM23 245V246H22ZM31 246V247H29V246ZM149 245H151L152 247H150ZM161 245H163V246H161ZM178 245H180V246H178ZM184 247V248H182V246ZM210 247H209V246ZM220 245V246H219ZM223 247H222V246ZM232 245L234 246L233 248H232ZM238 245V246H237ZM256 245V246H255ZM257 245H258V247H257ZM18 246V247H17ZM166 246H167V248H166ZM170 246V247H169ZM192 246H194V248H192ZM203 246H205V247H203ZM215 248H214V247ZM227 246V247H226ZM228 246H229V248H228ZM241 247V249L239 250V249H236V247ZM15 247H17V248H15ZM149 247H150V249L151 248H157L158 247V249H154V251H153V249H149ZM162 249H160V248ZM173 247V248H172ZM199 247V246H198ZM206 247L209 249V250H211V248H212V252H210L209 253V251H208V249H206ZM239 247V248H240ZM2 248V249H1ZM15 248V249H14ZM30 248V249H29ZM163 248H165V250H163ZM172 248V249H171ZM175 248V249H174ZM186 248V250H184ZM191 248L194 250V249H198V250H191ZM222 248H223V250H222ZM225 248V249H224ZM231 248H232V250H231ZM260 248H262V249H260ZM12 249H14V250H12ZM22 249V248H21ZM160 249V250H159ZM168 249V250H167ZM176 250V251H174V250ZM190 249V250H189ZM256 249H258V250H256ZM29 250V251H28ZM73 251H75L74 249H72ZM156 250L158 251V254H157V252H156ZM167 250V251H166ZM188 250V251H187ZM220 250V251H219ZM230 250V251H229ZM234 250V251H233ZM248 250V251H247ZM10 251H12V254H11V252ZM32 251V252H31ZM163 251H164V253H166V255H164L163 254ZM186 253H185V252ZM202 251H203V253H205V255L202 253ZM208 251V252H207ZM225 251V252H224ZM16 252V253H15ZM76 252V251H75ZM149 252H152V253H155L154 255H157V256H154L153 254H148ZM160 252H162V253H160ZM168 252H169V254H168ZM180 252L182 253V256H184V258L181 256V254H180ZM191 253V252H193V254H190V257H189V253ZM217 252V255H219V256H217L215 253ZM232 252V254L230 255V253ZM236 252V253H235ZM239 252V253H238ZM244 252V253H243ZM246 252V253H245ZM258 252H261V253H258ZM14 253V254H13ZM172 253V254H171ZM174 253H175V255H174ZM178 253V254H177ZM209 253V254H208ZM220 253H221V255H220ZM238 253V254H237ZM257 253V254H256ZM29 254V255H28ZM30 254H31V256H30ZM159 254H160V256H159ZM203 254V255H202ZM251 254H252V256H251ZM263 254V255H262ZM5 255V256H4ZM10 255H12V256H10ZM150 255V256H149ZM167 256L168 258H166L165 259V257H163V256ZM174 257H173V256ZM177 255V259L175 258V256ZM189 257V259L187 258V256ZM191 255H193V256H191ZM202 255V256H201ZM258 255V256H257ZM2 256H4V257H2ZM6 256H8L9 258L7 259V257ZM27 256V257H26ZM148 256V257H147ZM152 256V257H151ZM156 258H154V257ZM159 256V257H158ZM181 256V257H180ZM186 256V257H185ZM256 256V257H255ZM12 257V258H11ZM29 257H32V258H30V260L28 259ZM160 257H163L162 259L160 258ZM180 257V258H179ZM248 257V258H247ZM5 258H6V260H5ZM11 258V259H10ZM27 258V259H26ZM99 258V259H98ZM171 258H173V261H175V262H173L172 261V259ZM181 258H183L184 259V261H182L181 260ZM193 258V259H192ZM200 258H202V259H200ZM239 258V260H237ZM250 258V259H249ZM253 258V259H252ZM259 258V259H258ZM13 259V260H12ZM25 259V260H24ZM33 259V261L34 260H36L34 263L32 262L31 263V260ZM94 259H96V260H94ZM101 259H102V257L101 256H98L97 258L95 257H93V258H91V260H87L86 262H85V260H81L80 261V263L79 264H115V263H119V261H117L118 260V258H115L112 262H105L104 260H102L101 261ZM138 259V260H137ZM158 259V260H157ZM166 260V261H164V260ZM171 259V260H170ZM176 259V260H175ZM180 259V260H179ZM188 259V260H187ZM191 259V260H190ZM236 259V260H235ZM38 260H40L39 262H38ZM194 260V261H193ZM200 260H202L201 262H200ZM241 260H243V261H241ZM248 260H250V261H248ZM256 262H255V261ZM84 261V262H83ZM101 261V262H100ZM155 261H157V263L155 262ZM258 261V262H257ZM90 262V263H89ZM96 262V263H95ZM99 262V263H98ZM103 262V263H102ZM140 262V263H139ZM198 262V263H197ZM248 262V263H247ZM78 264V263H77Z\"/></svg>", "mask_w": 264, "mask_h": 264}, {"label": "bare ground", "instance_id": "obj_2", "mask_svg": "<svg viewBox=\"0 0 264 264\" xmlns=\"http://www.w3.org/2000/svg\"><path fill=\"white\" fill-rule=\"evenodd\" d=\"M10 1H11V0H10ZM21 1H22V0H21ZM26 1H28V0H26ZM41 1H42V0H41ZM158 1H159V0H158ZM162 1H163V0H162ZM170 1H171V0H170ZM181 1H183V0H181ZM188 1H189V7H190V4L192 3V2H191L192 0H191V1L188 0ZM201 1H202V0H201ZM201 1H200V2H201ZM209 1H210V0H208V2H209ZM215 1H217V0H215ZM221 1H222V0H221ZM224 1H225V3L223 2V4H224V5H227L228 2H226V0H224ZM228 1H229V0H228ZM235 1H236V0H235ZM241 1H242V0H240V2H241ZM246 1H247V0H246ZM262 1H264V0H262ZM5 2H7V1H5ZM29 2H30V3H29ZM29 2H27V3L31 4L32 1L29 0ZM108 2H109V1H108ZM113 2H114V0H113ZM164 2H165V0H164ZM164 2H163V3H164ZM173 2L175 3V1H173ZM190 2H191V3H190ZM203 2H204V1H203ZM230 2L232 3L231 0H230ZM230 2H229V3H230ZM236 2H237V1H236ZM238 2H239V0H238ZM238 2H237V4H238ZM247 2H248V1H247ZM253 2H254V1H253ZM8 3H9V2H8ZM14 3H15V1H14ZM33 3H34V2H32V4H33ZM35 3H36V2H35ZM37 3H38V2H37ZM37 3H36V5H37ZM41 3H42V2H41ZM157 3H158V2H157ZM157 3H156V4H157ZM159 3H160V2H159ZM159 3H158V4H159ZM174 3H173V4H174ZM178 3H180V2H178ZM183 3H184V2L181 3V6H180V7H182V4H183ZM204 3H207V2H204ZM204 3H201V4L204 5ZM209 3H210V2H209ZM231 3H230V4H231ZM249 3H250V2H249ZM255 3H256V2H255ZM255 3L253 4V6L255 5ZM260 3H261V2H260ZM25 4H26V2H25ZM42 4H44V5L46 6L45 3H42ZM112 4H113V3H112ZM154 4H155V3H154ZM160 4H161V3H160ZM165 4H166V3H165ZM168 4L170 5V3H167V5H168ZM173 4H172V5H173ZM176 4H177V3H176ZM176 4H174V6H176ZM201 4H200V6H201ZM210 4H211V3H210ZM210 4H206V5H209V6H210ZM218 4H221V2H219ZM223 4H221V5H223ZM241 4H242V2H241ZM245 4H246V2H245ZM250 4L252 5V3H250ZM258 4H259V3H257V5H258ZM8 5H9V4H8ZM8 5H7V6H8ZM14 5H15V4H14ZM21 5H22V4H21ZM26 5H27V4H26ZM26 5H25V6H26ZM44 5H43V6H44ZM163 5H164V4H163ZM167 5H166V6H167ZM187 5H188V3H187ZM194 5L196 6L197 4L195 3ZM198 5H199V2H198ZM224 5H223V6H224ZM233 5L236 6V7H238V5H235L234 2L231 4V6H229V5H227V6H228V8H232V9L235 10L236 7L233 8V7H234ZM257 5H255V6H257ZM0 6H1V5H0ZM9 6H10V5H9ZM12 6H13V5H12ZM16 6H17V5H16ZM27 6H28V5H27ZM30 6H31V5H29V7H30ZM32 6H33V5H32ZM40 6L43 7L42 5H40ZM157 6H158V5H157ZM174 6H173V7H174ZM214 6H215V5H214ZM214 6H212V7H214ZM232 6H233V7H232ZM243 6H244V5H243ZM245 6H246V5H245ZM255 6H254L253 8H257V7H255ZM17 7H18V6H17ZM17 7H16V11H17ZM23 7H24V6H23ZM36 7H37V6H36ZM153 7H154V6H153ZM153 7H152V8H153ZM170 7H171V9H173V7H172L171 5H170ZM178 7H179V6H178ZM180 7H179V8H180ZM192 7H194V6L192 5ZM197 7H198V6H196L195 9H197ZM202 7H203V6H202ZM204 7H205V6H204ZM204 7H203V8H204ZM215 7H216V6H215ZM221 7H222V6H221ZM239 7H240V6H239ZM259 7H260V5H259ZM14 8H15V7H14ZM19 8L21 9V7H19ZM44 8H45V7H44ZM48 8H49V6H48V7L46 6V9H48ZM154 8H156V6H155ZM161 8L163 9V7H161ZM167 8H168V7H167ZM182 8H183V7H182ZM184 8H185V6H184ZM198 8H200V7H198ZM222 8H223V7H222ZM226 8H227V7H226ZM245 8H246V7H245ZM248 8H249V7H248ZM248 8H246V11H249V9H252V8H249V9H248ZM261 8H262V7H261ZM2 9H3V8H2ZM37 9H38V8H37ZM156 9H157V8H156ZM159 9H160V7H159ZM162 9H161V13H162V11L164 10V9H163V10H162ZM171 9H169V10L172 11ZM176 9H177V7H176ZM205 9H207V8L205 7ZM205 9H204V11H205ZM223 9H224V8H223ZM232 9H227V11H228V10H231V11H232ZM241 9H242V8H241ZM241 9H240V10H241ZM247 9H248V10H247ZM4 10H5V9H4ZM4 10H2V11H3L5 14L8 13V12H7V11H8L7 8H6V10H5L6 12H5ZM12 10L14 11L15 9H12ZM18 10H19V9H18ZM31 10H32V9H31ZM33 10H34V8H33ZM35 10H36V9H35ZM165 10H166V8H165ZM165 10H164V11H165ZM174 10H175V8H174ZM180 10H181V8H180ZM198 10H199V9H198ZM198 10H197V11H198ZM209 10H210V9H209ZM212 10H213V9H212ZM238 10H239V9H238ZM240 10H239V11H240ZM256 10H258L259 12L262 11V10H260V8H259V9H256ZM19 11H20V10H19ZM19 11H18V12H19ZM21 11H22V10H21ZM41 11H42V10H41ZM170 11H168V13H169ZM176 11H177V10H176ZM185 11H186V9H185ZM210 11H211V10H210ZM218 11H219V10H218ZM0 12H1V10H0ZM9 12H10V10H9ZM18 12H16V13H18ZM24 12H25V16H28V15H26V11H23L22 13H24ZM28 12H31V13H32V11H30V8H29V11H28ZM28 12H27V13H28ZM38 12H40V11L38 10ZM47 12H49V11L46 10L45 13H47ZM133 12H134V11H133ZM138 12H139V11H138ZM155 12H156V11H155ZM174 12H175V11H174ZM183 12H184V10H183ZM189 12H191V11H189ZM200 12H201V11H200ZM215 12H216V11H215ZM222 12H224V10H223ZM225 12H226V11H225ZM225 12H224V13H225ZM236 12H237V11H236ZM241 12H242V11H241ZM243 12H245V11H243ZM243 12H242V13H243ZM249 12H250V11H249ZM251 12H252V11H251ZM251 12H250V13H251ZM4 13H3V14H4ZM14 13H15V12H14ZM16 13H15V14H16ZM22 13H20V14H22ZM40 13H42V12H40ZM166 13H167V10H166ZM184 13H185V12H184ZM186 13H187V11H186ZM201 13H202V12H201ZM209 13H212V12H209ZM229 13H230V12H229ZM234 13H235V12H234ZM252 13H253V12H252ZM260 13H261V12H260ZM260 13H257V14L260 16ZM5 14H4V15H5ZM11 14H12V13H11ZM18 14H19V13H18ZM42 14H44V12H43ZM139 14H140V13H139ZM147 14H148V13H147ZM147 14H146V15H147ZM162 14H163V13H162ZM162 14H161V16H162ZM164 14H165V13H164ZM176 14H177V12H176ZM178 14H179V12H178ZM193 14H194V13H193ZM212 14H213V13H212ZM227 14H228V13H227ZM262 14H264V13H262ZM4 15H3V16H4ZM12 15H13V14H12ZM46 15H47V14H46ZM56 15H57V14H56ZM124 15L127 16V14H124ZM131 15H132V13H131ZM131 15H130V16H131ZM146 15H145V16H146ZM156 15H157V14H156ZM166 15L168 16L169 14H166ZM171 15H172V13H171ZM171 15H170V16H171ZM229 15H230V14H228V16H229ZM231 15H232V13H231ZM231 15H230V16H231ZM239 15H241V14H239ZM247 15H248V12L245 14V16H247ZM3 16H1V17H3ZM5 16L7 17V16H11V15L8 14V15H5ZM22 16H23V15H22ZM41 16H43V15H41ZM128 16H129V15H128ZM132 16H133V15H132ZM151 16H152V14H151ZM161 16H160V17H161ZM167 16H165V17H167ZM170 16H169V17H170ZM173 16H175V14H174ZM173 16H172V18H173ZM176 16H177V15H176ZM180 16H181V15H180ZM211 16H212V15H211ZM213 16H214V14H213ZM241 16H242V18L244 17L243 15H241ZM259 16H258V17H259ZM20 17H21V16H20ZM28 17H29V16H28ZM37 17H38V16H37ZM47 17H48V16H45L46 19H47ZM136 17H138V15H136ZM139 17H140V15H139ZM139 17H138V18H139ZM147 17H148V16H146L145 18H147ZM169 17H168V18H169ZM190 17L193 18V15L190 16ZM190 17H189V18H190ZM250 17H251V15H250ZM256 17H257V16H256ZM256 17H255V19H256ZM14 18H15V17H14ZM23 18H24V17H23ZM26 18H27V17H26ZM31 18H32V17H31ZM34 18H35V17H34ZM41 18H42V17H38V19H41ZM43 18H44V17H43ZM43 18H42V20H44ZM131 18H132V17H131ZM131 18H129V19H131ZM156 18L158 19V16H157ZM161 18H162V17H161ZM163 18H164V17H163ZM168 18H167V19H168ZM172 18H170V19H172ZM175 18H176V17H175ZM175 18H174V19H175ZM177 18H178V17H177ZM177 18H176V19H177ZM216 18H217V17H216ZM218 18H219V17H218ZM232 18H233V17H232ZM253 18H254V17H253ZM263 18H264V17H263ZM0 19H1V18H0ZM6 19H10V18L7 17ZM17 19H20V18H17ZM24 19H25V18H24ZM124 19H126V18H124ZM136 19H137V18H136ZM136 19H135V20H136ZM174 19H172V21H174ZM184 19L187 20V18L184 17V18L182 19V22L186 24L187 22H186V21L184 22ZM195 19H196V18H195ZM233 19H234V18H233ZM245 19H247V18H245ZM4 20H5V19H4ZM22 20H23V19L21 18V21H22ZM28 20H29V19H28ZM34 20H36V19H34ZM47 20H49V18H48ZM117 20L119 21V19H117ZM132 20H133V19H131L130 21L132 22ZM151 20H152V19H151ZM161 20H162V19H161ZM177 20H178V19H177ZM198 20H199V19H198ZM202 20H203V19H202ZM220 20H221V19H220ZM257 20H258V19H257ZM6 21H7V20H6ZM9 21H10V20H9ZM9 21H8V22H9ZM11 21H12V20H11ZM13 21H17V20L15 19V20H13ZM21 21H20V22H21ZM23 21H24V20H23ZM25 21H26V20H25ZM44 21H45V20H44ZM44 21H43V22H44ZM123 21L125 22V21H127V20H123ZM123 21H122V22H123ZM138 21H139V19H138ZM167 21H168V20H167ZM191 21H192V23H194L193 20H191ZM203 21H204V20H203ZM207 21H208V20H207ZM216 21H217V20H216ZM234 21H235V20H234ZM1 22H2V21H1ZM3 22L5 23V21H3ZM8 22H7V23H8ZM37 22H38V21H37ZM43 22H41V24H42ZM124 22H123V25H124ZM139 22H140V21H139ZM162 22H163V21H162ZM170 22H171V20H170ZM170 22H168V23H170ZM177 22H178V21H177ZM198 22H201V21L199 20ZM220 22H221V21H220ZM248 22H249V21H248ZM251 22H252V21H251ZM251 22H250V24L253 26V23H251ZM256 22H257V21H256ZM259 22H260V21H259ZM12 23H13V22H12ZM12 23H10V24L12 25ZM27 23H28V22H27ZM27 23H25V24L28 25ZM51 23H53V22H51ZM126 23H127V22H126ZM126 23H125V24H126ZM148 23H149V22H148ZM165 23H167V22H164V23H162V24L165 25ZM171 23H172V22H171ZM175 23H176V21H175ZM175 23H174V26H175ZM188 23H190L189 19H188ZM222 23H223V22H222ZM227 23H228V22H227ZM8 24H9V23H8ZM8 24H6V25H8ZM10 24H9V25H10ZM16 24H17V23H16ZM29 24H30V23H29ZM31 24H32V22H31ZM44 24H48V23H45V22H44ZM44 24H42V28H41V29H45V28H46V27L43 28V25H44ZM120 24H122V23L119 22V25H120ZM136 24H137V27H138V26L141 25V22H140V24H139V23H136ZM178 24H180V23L178 22ZM181 24H182V23H181ZM185 24H184V25H185ZM229 24H230V23H229ZM239 24H240V23H239ZM255 24H256V23H255ZM255 24H254V25H255ZM257 24H258V22H257ZM2 25H3V24H2ZM9 25H8V26H9ZM23 25H24V22H23ZM26 25H24V26L26 27ZM49 25H50V24H49ZM51 25H53V24H51ZM132 25H133V24H132ZM134 25H135V24H134ZM134 25H133V26H134ZM142 25H143V23H142ZM182 25H183V24H182ZM182 25H181V28H179V27L177 26V27H178L177 30L181 29V31H180L181 34H182V31H183V33H185L184 31L187 30V27H188V26H189V28H190V25H191V24H188V26L186 25L187 27L184 26V28L186 27L185 30L182 29ZM196 25H197V24H196ZM196 25H195V26H196ZM215 25H216V24H215ZM218 25H219V23H218ZM248 25H249V23H248ZM12 26H13V25H12ZM30 26H31V28H32V25H30ZM39 26H40V25H39ZM39 26H38V27H39ZM54 26H55V25H54ZM54 26H53V27H54ZM120 26H121V25H120ZM127 26H128V24H127ZM127 26H126V27H127ZM170 26H171V25H170ZM172 26H173V25H172ZM172 26L170 27V29L172 28ZM193 26H194V25H193ZM193 26L191 25V27H193ZM195 26H194L193 28H195ZM200 26H201V25H200ZM200 26H199L198 29H197V31L199 32V34H196V33H195L196 30H194L193 33L196 34V35H194V34H193V36L191 35V36H192L191 38H193V37H195V36L197 37V38H195V39H198V38H199V36H200V32H201V31H199V29H201ZM211 26H212V25H211ZM216 26H217V25H216ZM220 26L223 27L224 25H220ZM228 26H231V25H228ZM255 26L258 27L257 25H255ZM0 27H2V26H0ZM3 27H4V26H3ZM36 27H37V26H36ZM48 27H49V26H48ZM56 27H57V26H55V28H56ZM141 27H142V26H141ZM157 27H158V26H157ZM212 27H214V26H212ZM226 27H227V25H226ZM226 27H223V29H226ZM238 27H239V25H238ZM10 28L13 29L12 27H10ZM10 28H9V31H10V33H11ZM14 28H15V27H14ZM18 28H19V27H18ZM129 28L131 29V27H129ZM143 28H146V27H143ZM148 28H149V26H148ZM154 28L156 29V27H154ZM163 28H164V26H163ZM193 28H192V29H193ZM215 28H216V27H215ZM217 28H218V27H217ZM217 28H216V29H217ZM227 28H229V27H227ZM231 28H234V27H231ZM235 28H236V26H235ZM240 28H242V27L240 26ZM240 28H238L237 30H240ZM244 28H245V27H244ZM6 29H7V27H6ZM23 29H24V28H23ZM28 29H30V28L28 27ZM50 29H53V28L50 27ZM50 29H48V30L50 31ZM56 29H57V28H56ZM115 29H116V28H115ZM118 29H121V27L119 28V26H118ZM127 29H128V28H127ZM133 29H134V27H133ZM137 29H139V28H137ZM137 29H136V30H137ZM140 29H141V28H140ZM140 29H139V30H140ZM158 29H161V28H158ZM245 29H247V28H245ZM261 29H262V27H261ZM3 30L5 31V29H3ZM24 30H25V29H24ZM30 30H31V29H30ZM30 30H28V32L31 33ZM35 30H36V29H35ZM35 30H34V31H35ZM48 30H47V32H48ZM57 30H58V29H57ZM57 30H56V31H57ZM60 30H61V29H60ZM122 30H123V29H121L120 31H121L124 35H127L126 32H124L126 29H125L124 31H122ZM128 30H129V29H128ZM139 30H138V31H139ZM172 30H173V31L175 30L174 33H176V34L179 33V32H176V29H172ZM188 30H189V29H188ZM188 30H187V31H188ZM218 30H219V29H218ZM220 30H221V29H220ZM234 30H235V29H234ZM237 30H236V31H237ZM241 30H242V29H241ZM6 31H7V30H6ZM6 31H5V32H6ZM15 31H16V30H15ZM34 31H33V32H34ZM36 31H37V30H36ZM44 31H45V30H44ZM51 31H52V30H51ZM113 31H114V30H113ZM144 31H146V29H145ZM152 31L154 32L155 30H152ZM152 31H151V34H152ZM164 31H167V30H164ZM169 31H170V30H168V32H169ZM190 31H191V30H190ZM190 31H189V33L191 34V32H192L193 30H192L191 32H190ZM222 31H223V30H222ZM222 31H221V32H222ZM225 31H226V30H224L223 33H224ZM228 31L231 32V31H233V30L230 31V30L228 29ZM242 31H243V30H242ZM258 31H259V28H258ZM0 32H1V30H0ZM2 32H3V31H2ZM19 32H20V31H19ZM38 32H39V31H38ZM52 32H53V31H52ZM58 32L60 33V31H58ZM97 32H98V31H97ZM107 32H108V31H107ZM117 32H118V31H117ZM129 32H130V30H129ZM136 32H137V31H134V33H136ZM140 32H141V30H140ZM146 32H147V31H146ZM198 32H197V33H198ZM237 32H238V31H237ZM239 32L241 33V31H239ZM250 32H251V31H250ZM6 33H7V32H6ZM10 33H9V35H10ZM15 33H16V32H15ZM15 33H14V34H15ZM23 33H24V32H23ZM30 33H29V34H30ZM45 33H46V32H45ZM108 33H109V32H108ZM108 33H107V34H108ZM115 33H116V31H115ZM115 33H114V35H115ZM130 33H131V32H130ZM138 33H139V32H138ZM142 33H144V32H142ZM169 33H170V32H169ZM219 33H220V32H219ZM233 33H234V32H233ZM233 33H232V34H233ZM240 33H239V34H240ZM251 33H253V32H251ZM259 33H260V32H259ZM263 33H264V32H263ZM0 34H2V33H0ZM14 34H12V35L14 36ZM27 34H28V33H27ZM35 34H36V33H34V36H35ZM46 34H48V33H46ZM46 34H44V35H46ZM50 34H51V33H50ZM123 34H122V35H123ZM132 34H133V33H131V35H132ZM147 34H148V33H147ZM154 34H155V33H154ZM157 34H158V33H157ZM187 34H188V32H187ZM203 34H204V32L201 33V36H203L202 38H203L204 40H205V38H207V37L209 38V35H208V36L206 35L207 37H206V36L204 37V35H205L206 33H205L204 35H203ZM226 34H228L227 31H226ZM230 34H231V33H230ZM230 34H228V35H230ZM232 34H231V36L233 37L234 34H233V35H232ZM242 34H243V32H242ZM19 35H21V34H19ZM23 35H24V34H23ZM30 35H31V34H30ZM30 35H29V36H30ZM39 35H40V34H39ZM99 35H100V34H99ZM104 35L106 36V33H105ZM135 35H136V34H135ZM152 35H153V34H152ZM160 35H161V34H160ZM169 35H170V34H169ZM169 35H167V36H169ZM184 35H185V34H184ZM188 35H189V34H188ZM188 35H186L185 37H187ZM198 35H199V36H198ZM214 35H215V34H214ZM236 35H237V33H236ZM259 35H260V34H259ZM259 35H258V37H260ZM261 35H263V34L261 33ZM17 36H18V34L15 36L16 39L18 40ZM32 36H33V35H31V37H32ZM93 36H94V35H93ZM100 36H101V35H100ZM102 36H103V35H102ZM102 36H101V37H102ZM120 36H121V35H120ZM140 36H142V35H140ZM148 36H149V35H148ZM167 36H166V37H167ZM179 36H182V35H179ZM201 36H200V37H201ZM240 36H242V35H240ZM244 36H245V35H244ZM244 36H243V38H244ZM255 36H257V34H256ZM263 36H264V35H263ZM263 36L261 37V38L263 39V41L261 42V45H262V43L264 42V37H263ZM3 37H4V32H3ZM18 37H19V38H20V37L23 38V37H25V36H18ZM35 37H36V36H35ZM42 37H44V36H42ZM47 37H49V36L46 35L45 38H47ZM54 37H55V36H54ZM97 37L99 38V36H97ZM97 37H95V38H97ZM101 37H100V38H101ZM108 37H110V36H108ZM124 37H125V36H123L122 38H124ZM126 37H127V36H126ZM128 37H130V36L128 35ZM142 37H143V36H142ZM145 37H146V36H145ZM149 37H151V36H149ZM149 37H148V38H149ZM164 37H165V36H164ZM238 37H239V35H238ZM253 37H254V36H253ZM0 38H1V36H0ZM7 38H8V35H7ZM11 38H13V37H11ZM22 38H20L19 40L21 41ZM26 38H27V36H26ZM26 38H25V41L27 42L29 39L27 38L28 40H26ZM115 38H117V37H115ZM115 38H114V39H115ZM131 38H132V37H130V40H131ZM135 38H136V37H135ZM138 38H139V40H141L142 42H144L143 39H141L140 37H138ZM138 38H136V40H138ZM143 38H144V37H143ZM152 38H153V37H152ZM177 38H178V36H177ZM177 38H176V39L173 38V40L176 41ZM180 38H181V37H179L178 39H180ZM182 38H183V37H182ZM182 38H181V41H182L183 44H184V41H183ZM212 38L214 39V37H212ZM212 38H211V39H212ZM215 38H216V36H215ZM227 38H228V37H226V39H227ZM236 38H237V37H236ZM240 38H241V37H240ZM3 39H4V38H3ZM31 39H32V38H31ZM33 39H34V38H33ZM50 39H51V38H50ZM53 39H54V38H53ZM53 39H52V41H53ZM55 39H56V38H55ZM63 39H64V38H63ZM71 39H72V38H71ZM93 39H94V38H93ZM107 39H108V38H107ZM111 39H112V38H111ZM126 39H127V38H126ZM126 39H125L124 41H126ZM132 39H133V38H132ZM144 39H145V38H144ZM149 39H150V38H149ZM167 39H169V38L167 37ZM189 39H190V38H189ZM193 39H194V38H193ZM195 39H194V40H195ZM226 39H224V40H226ZM230 39H234V38H229L228 40H230ZM238 39H239V38H238ZM238 39H236V40H238ZM254 39H257V38H254ZM259 39H260V38H259ZM259 39H258V40H259ZM8 40H9V38H8ZM8 40H7V42H6L7 44H8ZM10 40H11V39H10ZM10 40H9V42H11ZM14 40H15V39H14ZM34 40H35V39H34ZM47 40H48V39H47ZM57 40H58V39H57ZM69 40H70V39H69ZM103 40H104V39H103ZM105 40H106V37H105ZM109 40H110V39H109ZM112 40H113V39H112ZM122 40H123V39H122ZM130 40H129V43H127V44H130L131 41H133V40L135 41V39H133V40H131V41H130ZM147 40H148V39H147ZM152 40H153V39H152ZM162 40H163V39H162ZM184 40H185V39H184ZM186 40H187V39H186ZM186 40H185V41H186ZM201 40H202V39H201ZM218 40H219V39H218ZM236 40H235V43H236ZM241 40H242V39H241ZM260 40H261V39H260ZM25 41H23V42L25 43ZM36 41H37V39H36L33 43L35 44ZM67 41H68V40H67ZM73 41H74V40H72V42H73ZM134 41H133V43H134ZM208 41H209V40H208ZM238 41H239V40H238ZM252 41H253V39H252ZM256 41H257V40H256ZM3 42H4V40H3ZM17 42H18V44H19V46H20V42H19V41H17ZM37 42L42 43V42L39 41V40H38ZM37 42H36L35 45H37ZM48 42H50V41H48ZM74 42H75V41H74ZM104 42L106 43V41H104ZM110 42H111V40H110ZM112 42H113V41H112ZM126 42H127V41H126ZM126 42H125V43H126ZM137 42H138V41H137ZM137 42L135 41L136 44H137ZM193 42H194V41H192V43H193ZM212 42H213V41H212ZM218 42H220V41H218ZM221 42H222V41H221ZM231 42H233V41L231 40ZM231 42H230V43L227 42V43L231 45ZM240 42H241V41H240ZM4 43H5V42H4ZM40 43H39V44H40ZM51 43H52V42H51ZM62 43H64V42H62ZM102 43H103V42H102ZM108 43H109V42H108ZM114 43L116 44L117 41L114 42ZM138 43H139V42H138ZM151 43H152V42H151ZM151 43H150V44H151ZM164 43H165V42H164ZM168 43H169V42H168ZM168 43H166V44H168ZM177 43H178V41H177ZM177 43H175V44H177ZM189 43H191L190 40L188 41V44H189ZM198 43H199V42H198ZM202 43H203V42H201V44H202ZM225 43H226V42H225ZM247 43H248V41H247ZM0 44H1V43H0ZM13 44H15V43L13 42ZM42 44H43V43H42ZM44 44H45V43H44ZM46 44L49 45L48 43H46ZM67 44H68V43H67ZM74 44H76V43H74ZM79 44H80V45H79ZM83 44H84V43H83ZM86 44H87V43H86ZM90 44H91V43H90ZM92 44H93V43H92ZM115 44H114V45H115ZM118 44H119V43H118ZM118 44H117V45H118ZM120 44H121V43H120ZM120 44H119V45H120ZM140 44H141V46L139 45V48L142 47V43H140ZM144 44H147V43L144 42L143 45H144ZM156 44H157V43H156ZM178 44H179V47L177 48L176 46H177ZM178 44L175 45V47H176L175 50H177V49L180 48V46H181V45H180V44H181L180 40H179V43H178ZM193 44H195V46H194L195 48H198V47H196V45H197L196 42L193 43ZM193 44H191L192 47H193ZM204 44H207V43L205 42ZM204 44L202 45V47H204ZM209 44H210V43H208V45H209ZM214 44H215V43H214ZM233 44H234V43H233ZM255 44H256V43H255ZM2 45H3V44H2ZM22 45H23V44H21V46H22ZM24 45H25V44H24ZM24 45H23L22 47H24ZM57 45H58V44H57ZM57 45H55V46H57ZM59 45H60V44H59ZM64 45H66V44H64ZM99 45H101V44H99ZM131 45H132V43H131ZM131 45H129V46H131ZM151 45H153V43H152ZM160 45H161V44H159V46H160ZM169 45H170V44H169ZM173 45H174V44H173ZM173 45L171 44V45H170V48H168V49L171 50V47H172V48L174 47ZM185 45H186V44H185ZM191 45H190V46H191ZM217 45H218V44H217ZM236 45H238V44L236 43ZM246 45H247V44H246ZM3 46L6 47L5 44H4ZM7 46H9V44H8ZM12 46H13V45H12ZM12 46H11V47H8V48L6 47V49L9 50V48H11V50H13V49L15 50V45H14V48H13ZM16 46H17V45H16ZM21 46H20V47H21ZM38 46H39V47H38ZM38 46H37L38 48H40V47H44L43 45H38ZM50 46H51V45H50ZM55 46H53V47H55ZM66 46H67V45H66ZM66 46H65V47H66ZM77 46H83V45H81V43H78ZM89 46H90V45H89ZM91 46L93 47V45H91ZM127 46H128V45H127ZM136 46H137V45H136ZM154 46H155V44H154ZM162 46H163V45H162ZM190 46H189V48H191ZM197 46H199V45H197ZM205 46H206V45H205ZM226 46H227V44H226ZM248 46H249V44H248ZM252 46H253V45H252ZM263 46H264V44H263ZM0 47H1V45H0ZM17 47H18V46H17ZM20 47H19V48H20ZM22 47H21V49H22ZM26 47H27V46H26ZM45 47H46V46H45ZM45 47H44V48H45ZM48 47H49V46H48ZM101 47H102V46H101ZM110 47H113V46H110ZM144 47H146V46H144ZM160 47H161V46H160ZM194 47H193V49L196 50ZM200 47H201V45H200ZM207 47H208V46H207ZM241 47L243 48V46H241ZM258 47H259V46H258ZM12 48H13V49H12ZM19 48H18V50H19ZM27 48H28V47H27ZM29 48H30V47H29ZM29 48H28V49H29ZM84 48H85V50H89V49H90V47H89V49H88V46L86 47V45H85ZM104 48H105V47H104ZM117 48H118V46H117ZM120 48H122V47H120ZM132 48H133V47H132ZM132 48H131V49H132ZM147 48H148V47H147ZM147 48H146V49H147ZM155 48L157 49L156 46H155ZM163 48H164V47H163ZM183 48H186V47L183 46ZM215 48H216V47H215ZM217 48L219 49V46H218ZM228 48L230 49L231 46L228 47ZM41 49H42V48H41ZM50 49H52V48L49 47V50H50ZM55 49H57V48L55 47ZM55 49H54V50H55ZM82 49H83V48H82ZM91 49H92V48H91ZM95 49H96V47H95ZM97 49H98V48H97ZM114 49H115V48H114ZM124 49H125V48H124ZM146 49L144 48V51H142V52L140 51L141 49H139V51H140L141 54H142L143 52H145ZM156 49H154V50H156ZM173 49H174V48H173ZM193 49H192V53H193V51H194ZM199 49H200V48H199ZM199 49H197V50L199 51ZM201 49H202V48H201ZM203 49H207V48H203ZM203 49H202V50H203ZM212 49H213V48H212ZM258 49H259V48H258ZM8 50H7V51H8ZM29 50H30V49H29ZM46 50L49 51L48 48H46ZM46 50L44 49V51H46ZM54 50H53V51H54ZM65 50H66V49H65ZM72 50L74 51V48H73ZM76 50H79V48H77ZM76 50H75V51H76ZM83 50H84V49H83ZM93 50H94V48H93ZM110 50H111V49H110ZM118 50H119V49H118ZM122 50H123V49H122ZM134 50H136V48H135ZM148 50H149V48H148ZM150 50H151V48H150ZM160 50H161V48H160ZM164 50H165V49H164ZM166 50H167V49H166ZM181 50H182V49H181ZM190 50H191V49H190ZM216 50H217V49H216ZM219 50H220V49H219ZM224 50H225V49H224ZM238 50H240V48H238L237 51H238ZM259 50H260V49H259ZM7 51L5 50V52H7ZM19 51H20V50H19ZM22 51H23V49H22ZM22 51H21V52H22ZM41 51H42V50H41ZM47 51L45 52V56H46ZM59 51L61 52V50H59ZM70 51H71V50H70ZM89 51H90V50H89ZM89 51H86V52H89ZM101 51H103V50H101ZM101 51H100V52H101ZM105 51H106V50H105ZM105 51H104V52H105ZM107 51H108V50H107ZM107 51H106L104 54H106ZM112 51H113V50H112ZM126 51H127V50H126ZM139 51H137V52H139ZM173 51H174V50H173ZM217 51H218V50H217ZM220 51H221V50H220ZM227 51L231 52L232 49H231V50H227ZM250 51L253 52V50H250ZM9 52L11 53L10 50H9ZM9 52H8L7 55H9ZM13 52H16V51H13ZM23 52H24V51H23ZM27 52H28V50H27ZM37 52L39 53V51H37ZM50 52H51V51H50ZM55 52H56V50H55ZM55 52H54V53H55ZM90 52H91V51H90ZM90 52H89V53H90ZM109 52H111V51H109ZM149 52H150V51H149ZM152 52H153V50H152ZM152 52L150 53L151 55H153ZM155 52H156V51H155ZM170 52H171V51H170ZM170 52H169V53H170ZM174 52H176V54H175ZM174 52H173V53H174V55H176V56H180V55H181V54H180V55H177L179 51H178V52H177V51H174ZM182 52H187V53H188L189 50H188V51H185V50L183 49V51H181V53H182ZM196 52H197V51H196ZM199 52H200V51H199ZM204 52H205V51H204ZM204 52H203V54H204ZM207 52H208V49H207ZM235 52H236V51H235ZM248 52H249V51H248ZM255 52H256V51H255ZM16 53H17V52H16ZM24 53H25V52H24ZM28 53H29V52H28ZM28 53H25V54H28ZM34 53H36V52L34 51ZM40 53H41V52H40ZM77 53H78V52H77ZM77 53H75V54L72 53V54H74V56H75V55H77ZM81 53H82V50H81ZM83 53H85V52H83ZM83 53H82V54H83ZM91 53H92V52H91ZM101 53H102V52H101ZM111 53H112V52H111ZM111 53H110V54H111ZM117 53H118V52H117ZM119 53H120V52H119ZM121 53H122V51H121ZM123 53H124V50H123ZM126 53H128V52H126ZM146 53H147V52H146ZM146 53H144V54H146ZM173 53H172V54H173ZM200 53H201V52H200ZM213 53H214V52H213ZM213 53H212V54H213ZM222 53H223V52H222ZM232 53H233V52H232ZM263 53H264V50H263ZM12 54H13V53H12ZM18 54H19V53H18ZM41 54H42V53H41ZM56 54H57V53H55V55H56ZM65 54H66V53H65ZM82 54H81V57L84 56V54H83V55H82ZM113 54H114V53H113ZM129 54H130V52H129ZM131 54H133V53H131ZM131 54H130V55H131ZM150 54H149V55H150ZM156 54H157V52H156ZM158 54H159V53H158ZM167 54H168V53H167ZM182 54H183V53H182ZM193 54H194V53H193ZM207 54H208V53H207ZM210 54H211V53H210ZM212 54H211V56H212ZM220 54H221V52H220L219 54H216V55H220ZM227 54H228V53H227ZM32 55H33V54H32ZM38 55H39V54H37L36 56H38ZM47 55H48V54H47ZM49 55H50V53H49ZM51 55H52V54H51ZM62 55H63V54H62ZM70 55H71V54H70ZM70 55H68V58L65 57V59H66V60H67V59L69 60V57H73V55H72V56H70ZM78 55H79V56H78V57H79V61H80L81 59L83 60V58L86 59L85 57L81 58V57H80V54H78ZM85 55H86V53H85ZM101 55H102V54H101ZM114 55H115V54H114ZM116 55H117V54H116ZM138 55L140 56L139 53H138ZM151 55H150V57H151ZM186 55H188V54H186ZM205 55H206V52H205ZM213 55H215V53H214ZM222 55H224V54H222ZM222 55H221V56H222ZM234 55H235V54H234ZM236 55H237V53H236ZM258 55L260 56V54H258ZM2 56H3V55H2ZM11 56H12V55H11ZM11 56H9V58H10ZM26 56H28V55H26ZM30 56H31V55H30ZM39 56H40V55H39ZM39 56H38V58H39ZM65 56H66V55H65ZM88 56H89V55H88ZM90 56H91V55H90ZM103 56H104V55H102L101 57H103ZM110 56H112V54H111ZM124 56H125V58H126V55H125V54H124ZM127 56H128V55H127ZM134 56H135V55H134ZM139 56H138V57H139ZM153 56H154V55H153ZM153 56H152V57H153ZM160 56H161V55H160ZM162 56H163V55H162ZM162 56H161V61H162ZM168 56H169L168 58L171 57L169 54H168ZM176 56H175V57H176ZM184 56H185V55H184ZM195 56H196V55H195ZM195 56H194V57H195ZM238 56H241V55L238 54ZM250 56H251V54H250ZM41 57H43V56H41ZM41 57H40L39 59H37V60H40ZM62 57H63V56H62ZM91 57H92V56H91ZM104 57H105V56H104ZM112 57H113V56H112ZM116 57H117V56H116ZM119 57H120V56H119ZM129 57H130V60H131V57H132V56H129ZM140 57H142V55H141ZM140 57H139V58H140ZM145 57H147V54L144 55L142 59H145ZM148 57H149V56H148ZM155 57H156V56H155ZM163 57H164V56H163ZM165 57H166V56H165ZM180 57H182V56H180ZM185 57H186V56H185ZM188 57H190V55H189ZM207 57H208V56H207ZM212 57H213V56H212ZM214 57H215V56H214ZM216 57H217V56H216ZM218 57H219V56H218ZM218 57H217V58H218ZM231 57H232V56H231ZM247 57H249L248 54H247ZM252 57H253V56H252ZM263 57H264V56H263ZM35 58H36V57H35ZM53 58H54V57H53ZM55 58H56V57H55ZM58 58H59V57H58ZM63 58H64V57H63ZM73 58H74V57H73ZM76 58H77V57H76ZM80 58H81V59H80ZM114 58H115V57H114ZM114 58H113V59H114ZM117 58H118V57H117ZM117 58H115V61H116ZM121 58H123V56L120 57V59H121ZM125 58H124V59H125ZM195 58H196V57H195ZM220 58H222V57H220ZM224 58H225V57H224ZM224 58H223V59H224ZM235 58L237 59V57H235ZM261 58H262V57H261ZM5 59H6V58H5ZM5 59H4V61L6 62L7 59H6V60H5ZM30 59H31V58H30ZM46 59H47V57H46ZM77 59H78V58H77ZM87 59H88V58H87ZM87 59H86V60H87ZM107 59H108V58H107ZM107 59H106V60H105V59H102V61H103V60L107 61ZM113 59H112V60H113ZM124 59H122V60H124ZM132 59H133V58H132ZM149 59L151 60V58H149ZM149 59H148V60H149ZM156 59H157V57H156ZM171 59H172V58H171ZM174 59H175V58H174ZM176 59H177V57H176ZM180 59H181V58H180ZM185 59H188V58H185ZM203 59H205V58L203 57ZM239 59H241V57H240ZM239 59H238V60H239ZM245 59H248V58H245ZM249 59H251V58H249ZM259 59H260V58H259ZM31 60H32V59H31ZM41 60H42V59H41ZM44 60H45V59H44ZM47 60H48V59H47ZM62 60H63V59H62ZM62 60H61V61H62ZM68 60H67V61H68ZM74 60L76 61V59H74ZM74 60H73V61H74ZM82 60H81V63H82L81 65H83L82 70H84L83 68L88 67V66L85 65V67H84V63L86 64V60L84 61V63H83ZM88 60H90V58H89ZM108 60H109V59H108ZM118 60H119V59H118ZM118 60H117V61H118ZM150 60H149V61H150ZM153 60H155V59L153 58ZM182 60H183V58H182ZM188 60H189V62H190V60H192V59L189 58ZM188 60H186V61H188ZM198 60H199V58H198ZM207 60H208V58H207ZM214 60H215V59H214ZM217 60H218V59H217ZM220 60H222V59H220ZM224 60L226 61V63H228L227 60H226V58H225ZM242 60H243V59H242ZM251 60H252V59H251ZM257 60H258V58H257ZM4 61H3V60H2V61L0 60V62H4ZM10 61H11V60H10ZM33 61H34V58H33ZM42 61H43V60H42ZM59 61H60V59H59ZM79 61H78V62H79ZM117 61H116V62H117ZM124 61H125V60H124ZM128 61H129V60H128ZM128 61H127V60L125 61V65H126V62L128 63ZM131 61H132V60H131ZM136 61H137V60H136ZM138 61H139V60H138ZM140 61H142V60H140ZM140 61H139V62H140ZM149 61H148L147 63L152 62V60H151L150 62H149ZM155 61H156V60H155ZM155 61H154V62H155ZM157 61H158V59H157ZM164 61H166V60H164ZM167 61H168V60H167ZM184 61H185V60H183V63H184ZM192 61H193V60H192ZM192 61H191V62H192ZM195 61H196V59H195ZM205 61H206V59H205ZM211 61H212V59H211ZM225 61H223V63H224ZM228 61L230 62L231 59L228 60ZM233 61H234V58H233ZM233 61H231V63H232ZM240 61H241V60H240ZM243 61H244V60H243ZM245 61H246V60H245ZM247 61H248V60H247ZM261 61H262V60H261ZM5 62H4V64H5ZM11 62H12V61H11ZM39 62H40V65H44V64H41V61H39ZM48 62H49V61H48ZM56 62H57V60H56ZM56 62H55V63H56ZM68 62H69V61H68ZM68 62H67V63H68ZM76 62H77V61H76ZM78 62H77V63H78ZM90 62H91V61H90ZM134 62H135V59H134ZM180 62H181V65H182L183 63H182L181 60H180ZM189 62H186V64L189 63ZM201 62H202V64H200V65H203V61L200 60L199 63H201ZM208 62H209V61H208ZM208 62H206V63L208 64ZM237 62H238V61H237ZM254 62H255V61H254ZM257 62H259V61H257ZM263 62H264V59H263V61L260 62V63H263ZM27 63H28V62H27ZM29 63H30V61H29ZM32 63H33V62H32ZM43 63H44V62H43ZM59 63H61V62H59ZM65 63H66V62H65ZM69 63H70V65H72L71 62H69ZM69 63H68V65H69ZM72 63H74V62H72ZM92 63H93V62H92ZM99 63H100V62H99ZM105 63H106V62H105ZM112 63H113V62H112ZM119 63H120V60H119ZM121 63H122V62H121ZM123 63H124V62H123ZM130 63H131V64H130ZM137 63H138V62H137ZM140 63H143V62H140ZM145 63H146V61H145ZM155 63H157V62H155ZM158 63H159V65H160V62H158ZM167 63H168V62H166V64H167ZM170 63H171V62H170ZM170 63H168L167 65H169ZM204 63H205V62H204ZM209 63H210V62H209ZM214 63H216V62H214ZM217 63L220 64L221 62H217ZM226 63H225V64H226ZM235 63H236V62H235ZM235 63H234V64H235ZM249 63H250V62H249ZM0 64H2V63H0ZM12 64H13V63H12ZM34 64H35V63H34ZM34 64H33V66H34ZM36 64H37V63H36ZM53 64H54V63H53ZM79 64H80V62H79ZM101 64H103V63L101 62L100 65H101ZM128 64L133 65L134 63L132 64V62H129ZM128 64H127V67H126V68L129 67ZM178 64H179V63H178V61H177V65H178ZM184 64H185V63H184ZM184 64H183V66H185V68H186L187 65H184ZM190 64H191V63H190ZM232 64H233V63H232ZM234 64H233V66L236 67ZM245 64H247V63H245ZM245 64H244V66H245ZM5 65H6V64H5ZM7 65H8V63H7ZM7 65H6V66H7ZM14 65H15V63H14ZM45 65H46V64H45ZM81 65H79V66H81ZM87 65H88V64H87ZM93 65H94V64H93ZM125 65H124V66H125ZM134 65H136V63H135ZM134 65H133V67H134ZM146 65H147V64H146ZM167 65H165V67H166ZM188 65H189V64H188ZM205 65H206V64H205ZM220 65H221V64H220ZM228 65L230 66L229 63H228ZM228 65H226V67H227ZM0 66H1V65H0ZM6 66H4V67H6ZM10 66H11V65H10ZM35 66H36V65H35ZM46 66L48 67L49 65H46ZM46 66H44L43 70H45V67H46ZM72 66H73V65H72ZM79 66H78V67H79ZM107 66H108V62H107ZM114 66H115V65H114ZM114 66L112 65L111 67H114ZM121 66H122V65H121ZM148 66H150V69L153 68V66L151 67V64H149ZM196 66H199V65H196ZM196 66H195V67H196ZM207 66H208V65H207ZM210 66H212L211 63H210ZM231 66H232V65H231ZM233 66H232L231 68H233ZM237 66L239 67V65H237ZM244 66L242 67V69H243V68L245 69ZM250 66H251V64H250ZM4 67H1V68L4 69ZM8 67H9V66H8ZM11 67H12V66H11ZM62 67H63V66H62ZM73 67H74V66H73ZM89 67H90V66H89ZM119 67H120V66L118 65V68H119ZM130 67H131V66H130ZM130 67H129V68H130ZM133 67H132V68H133ZM139 67H140V66H139ZM156 67H158V65H157ZM159 67H160V66H159ZM163 67H164V66H163ZM170 67H171V66H170ZM170 67H169V68H170ZM175 67H177V66H175ZM189 67H190V66H189ZM189 67H188V68H189ZM259 67H260V66H259ZM263 67H264V63H263ZM27 68H28V67H27ZM30 68H31V67H30ZM33 68H34V67H33ZM68 68H70V67H68ZM75 68H77V67H76V64H75ZM90 68H91V67H90ZM90 68H88V69H90ZM136 68H137V70H138V67H137V66H135V69H136ZM142 68H144V64L142 65ZM147 68H149V67H147ZM169 68H168V70H169ZM171 68H172V67H171ZM183 68H184V67H183ZM200 68H201V66H200ZM208 68H209V67H208ZM211 68H212V67H211ZM211 68H209V69L211 70ZM219 68L221 69L222 66H220ZM229 68H230V67H229ZM236 68H237V67H236ZM236 68H235V69H236ZM246 68H247V67H246ZM255 68H256V67H255ZM261 68H262V67H261ZM12 69H13V68H12ZM61 69H62V68H61ZM72 69H74V68H72ZM88 69H86V70H88ZM100 69H101V68H100ZM107 69H108V68H107ZM107 69H106V70H107ZM121 69H122V70H121L122 74H123L124 72L127 71V69H126V71L124 70V72H123L124 67H122ZM135 69H134V70H135ZM150 69H149V70H150ZM158 69H159V68H158ZM158 69H157V71H158ZM166 69H167V68H166ZM177 69H178V71L176 70L175 73L177 72V75H178V74L180 75V73H182V72H181V68L179 67V68H177ZM179 69H180V70H179ZM189 69H190V68H189ZM216 69H217V68H216ZM233 69H234V68H233ZM240 69H241V68H240ZM240 69H239V70H240ZM247 69H248V68H247ZM253 69H254V68H253ZM28 70H29V69H28ZM49 70H50V68H49ZM74 70H75V69H74ZM74 70H73V71H74ZM78 70H79V69H77V71H78ZM117 70H118V69H117ZM145 70H148V69H146V67H145ZM163 70H165V69H163ZM171 70H173V69H171ZM171 70H170V71H171ZM182 70H183V69H182ZM205 70H206V69H205ZM212 70H213V69H212ZM212 70H211V71H212ZM221 70H222V69H221ZM261 70H262V69H261ZM3 71H4V73H5V69H4ZM11 71L13 72V71H15V70L13 69V70H11ZM11 71H9V73H11ZM26 71H27V70H26ZM30 71H31V70H30ZM45 71H46V70H45ZM45 71H43V72H45ZM67 71H68V70H67ZM69 71H70V70H69ZM80 71H81V67H80ZM91 71H92V70H91ZM93 71H94V69H93ZM101 71H102V70H101ZM104 71H105V70H104ZM112 71H113V70H112ZM128 71L130 72L131 70L128 69ZM128 71H127V72H128ZM152 71H154V70H152ZM161 71H162V70H161ZM161 71L158 72V73H156V74L161 73ZM186 71H187V70H186ZM200 71H201V70H200ZM207 71H208V69L206 70V72H207ZM214 71H215V70H214ZM251 71H252V70H250V72H251ZM253 71H254V70H253ZM253 71H252V72H253ZM262 71H263V70H262ZM27 72H28V71H27ZM32 72H33V71H32ZM32 72H31V73H32ZM36 72H38V71H36V69H35V73H36ZM41 72H42V70H41ZM47 72H48V71H47ZM61 72H62V71H61ZM70 72L72 73V71H70ZM75 72H76V71H75ZM84 72L86 73V71H84ZM95 72H98V74L100 73V77L103 78V77L101 76L103 73L101 74V72L98 71V70H95ZM129 72H128V74H129ZM134 72H135V71H134ZM134 72H133V73H134ZM148 72H149V71H148ZM155 72H156V71H155ZM165 72H166V70H165ZM165 72L162 71V73H165ZM173 72H174V71H172V73H173ZM179 72H180V73H179ZM184 72H185V71H184ZM189 72H190V70H189ZM197 72H199V70H198ZM203 72H204V71H203ZM203 72H202V73H203ZM216 72H218V69H217ZM233 72H234V71H233ZM233 72H229V75L232 74ZM237 72H238V71H237ZM237 72H236V73H237ZM240 72H241V70H240ZM242 72H244V71H242ZM245 72H246V71H245ZM255 72H256V70H255ZM255 72H254L253 74H255ZM260 72H261V71H260ZM0 73H2V71H0ZM16 73H17V72H16ZM18 73L21 74V72H18ZM18 73H17V74H18ZM28 73H29V72H28ZM31 73H30V74H31ZM67 73H68V72H67ZM82 73H83V72H82ZM87 73H88V71H87ZM109 73H110V69H109ZM109 73H108V74H109ZM111 73L114 75L113 72H111ZM119 73H120V72H119ZM119 73H118V75L121 76L122 74H119ZM143 73H144V71H143ZM149 73H150V72H149ZM153 73H154V72H153ZM153 73L151 72L150 75H152ZM166 73H168V72H166ZM172 73H171V74H172ZM175 73H174V75L177 76ZM185 73H186V72H185ZM185 73H184V74H185ZM222 73H223V71H222ZM226 73H227V72H226ZM226 73H225L224 75H227V74H228V73H227V74H226ZM236 73H235V74H236ZM258 73H259V71H258ZM19 74H18V75H19ZM44 74H45V73H44ZM46 74H47V73H46ZM48 74H50V73H48ZM76 74H78V75H79V74L82 75V74L79 73V72H78V73L76 72ZM89 74H90V73H89ZM108 74L106 73L105 75H108ZM130 74H131V72H130ZM137 74H138V72L136 73V76H138ZM146 74H147V72H146ZM156 74H155V75H156ZM184 74H182V75H184ZM194 74H197V73L194 72ZM220 74H221V72H220ZM246 74H248V73H245L244 75H246ZM250 74H251V73H250ZM256 74H257V73H256ZM0 75H2V74H0ZM36 75H38V74L36 73L35 76H36ZM56 75H57V73H56ZM58 75H59V74H58ZM58 75H57V76H58ZM72 75H73V73H72ZM78 75H76V76H77V79H78V81H76V82H80V81H79V78H80L81 76L79 75V77H78ZM90 75H91V74H90ZM116 75H117V74H116ZM140 75H141V74H140ZM142 75H143V81H144V79L146 80L147 77L144 78V77H145L144 74H142ZM155 75L153 74L154 77H156ZM159 75H160V74H159ZM159 75H158V77H159ZM162 75H164V74H162ZM166 75H167V74H166ZM168 75H169V74H168ZM168 75H167V76H168ZM174 75L172 74L173 77H175ZM190 75H191V74H190ZM200 75H201V73H200ZM202 75H203V81H205V80H204V77H206V76H204V74H202ZM205 75H206V74H205ZM213 75H214V74H213ZM215 75H216V74H215ZM217 75L219 76L218 73H217ZM261 75H264V74L262 73ZM261 75L258 74V76H261ZM2 76H3V75H2ZM2 76H1V77H2ZM8 76H9V75H8ZM19 76H20V75H19ZM19 76H17V77H19ZM30 76H31V75H30ZM32 76H34V75L32 74ZM35 76H34V78H36ZM38 76H39V75H38ZM42 76H43V74H42ZM82 76H83V75H82ZM84 76H85V75H84ZM93 76H94V75H93ZM95 76H96V74H95ZM103 76H104V75H103ZM114 76H115V75H114ZM124 76H125V74H124ZM127 76H128V75H126V78H127ZM129 76H130V75H129ZM129 76H128V77H129ZM131 76H132V77H131ZM131 76H130V77L133 78V75H131ZM146 76H147V75H146ZM153 76H152V79H154ZM160 76H161V75H160ZM172 76L170 75V77H172ZM188 76H189V75H188ZM198 76H199V74H198ZM207 76H210V74L207 75ZM227 76H228V75H227ZM5 77H6V76H5ZM5 77H4V79H5ZM21 77H22V75H21ZM21 77H19L18 79H20ZM23 77H24V76H23ZM39 77H41V76H39ZM63 77H65V76H63ZM74 77H75V74H74ZM89 77H90V76H89ZM106 77H107V76H106ZM109 77H111V76H109ZM116 77L118 78V76H116ZM130 77H129V78H130ZM150 77H151V76H150ZM150 77L148 76V78H150ZM158 77H157V78H158ZM173 77H172V78H173ZM177 77H178V76H177ZM182 77H183V76H182ZM213 77H216V76H213ZM219 77H220V76H219ZM221 77H222V75H221ZM221 77H220V78H221ZM235 77H236V76H235ZM245 77H246V76H245ZM249 77H250V76H249ZM254 77H256V75H255ZM254 77H253V78H254ZM32 78H33V77H32ZM52 78H53V76H52ZM82 78H83V77H82ZM84 78H85V77H84ZM101 78H100V79H101ZM119 78H122V77H119ZM124 78H125V77H124ZM129 78L126 79V80L123 79V80L126 81L125 83H129L128 80H131V79H129ZM141 78H142V76H141ZM157 78H156V82L159 80V79L157 80ZM179 78H180V77H179ZM183 78H184V77H183ZM196 78H197V77H196ZM201 78H202V77H201ZM201 78H197V79H201ZM225 78H226V80H227V78H229V81H230V77H225ZM225 78H224V80H225ZM0 79H1V78H0ZM7 79H8V78H7ZM7 79H6V80H7ZM15 79H17V78H15ZM22 79H23V78H22ZM24 79H25V77H24ZM26 79H27V78H26ZM39 79H40V78H39ZM39 79H38V80H39ZM50 79H51V78H50ZM57 79H58V77H57ZM57 79H56V81L58 82V80H60V79H58V80H57ZM64 79H65V78H64ZM66 79H67V78H66ZM80 79H81V78H80ZM86 79H87V78H86ZM86 79H84V81L88 82ZM95 79H98V78H95ZM95 79H94V80H95ZM106 79H107V78H105V81H103V80L101 79V81L103 82V84H105L104 82H106V83H107L106 85L109 87L110 84L108 85V82H107L108 79H107V80H106ZM111 79H113L112 81L114 82V79H115V78H112V77H111ZM111 79H109V80L111 81ZM162 79H163V78H161L160 80H162ZM168 79H169V76H168ZM185 79H187V78H185ZM197 79H195V80H197ZM206 79H207V78H206ZM208 79H209V80H206L205 83H206V82L208 83V81H210V77H209ZM215 79H217V77H216ZM239 79H240V77H239ZM243 79H244V78H243ZM245 79H246V78H245ZM249 79H250V78H249ZM255 79H257V77H256ZM20 80H21V79H20ZM20 80H19V81H20ZM41 80H42V78H41ZM46 80H47V79H46ZM51 80H54V79H51ZM70 80H71V79H70ZM82 80H83V79H82ZM92 80H93V79H92ZM92 80H91V77H90V82H89V84H91V81H92ZM118 80H119V82L123 81V80L120 81V79H118ZM118 80H117V81H118ZM133 80H134V78H133ZM137 80H141V81H142V79H140V78L137 79ZM163 80H164V79H163ZM170 80H171V78H170ZM172 80H175V79L173 78ZM172 80H171V81H172ZM178 80H179V79H178ZM180 80L182 81V79H180ZM218 80H219V78H218ZM224 80H223V81H224ZM233 80H234V79H233ZM241 80H242V79H241ZM250 80L252 81L253 79L251 78ZM259 80H260V78H259ZM262 80H263V78H262ZM0 81H1V80H0ZM2 81H3V78H2ZM2 81H1V83H0V86H1V87H2V86L4 87V85H3L4 83L2 84ZM8 81H9V80H8ZM12 81H13V79H12ZM22 81H24V80H22ZM32 81H33V80H32ZM67 81H68V79H67ZM112 81H111V82H112ZM115 81H116V80H115ZM117 81H116V82H117ZM134 81H135V80H134ZM143 81H142L141 84H143ZM181 81H179L180 84L182 83ZM201 81H202V79H201ZM203 81H202V83H203ZM211 81H212V80H211ZM211 81H210V82H211ZM219 81L221 82L222 80H219ZM229 81H228V82H229ZM238 81H239V80H238ZM5 82H6V81H5ZM26 82H27V81H26ZM30 82H31V81H30ZM38 82H39V81H38ZM40 82H41V81H40ZM43 82H45V81H43ZM48 82H49V81H48ZM69 82H70V81H69ZM86 82H85V83H86ZM97 82L99 83V81H96L95 83L97 84ZM116 82H115V84H117ZM119 82H118V83H119ZM137 82H138V81H137ZM139 82H140V81H139ZM146 82H148V79H147ZM146 82H144V83H146ZM156 82H154V83H156ZM158 82H159V81H158ZM164 82H166V81L164 80ZM175 82L177 83V80L172 81V83H175ZM185 82H186V81H185ZM197 82H198V80H197ZM224 82H225V81H224ZM224 82H222V83L224 84ZM231 82H232V81H231ZM240 82H241V81H240ZM244 82H245V81H244ZM258 82H261V81H258ZM258 82H257V85H258V84H259V85L261 84V86H262V84L264 83V82H263V83H258ZM6 83H7V82H6ZM11 83H12V82H11ZM18 83H19V82H18ZM22 83H23V82H22ZM35 83H37V81H36ZM52 83H53V82H52ZM59 83H60V82H59ZM62 83H63V82H62ZM65 83H67L66 80H65ZM74 83H75V79H74ZM81 83H82V81H81ZM81 83H80V84H81ZM85 83H84V85L86 86L87 83H86V84H85ZM93 83H94V82H93ZM132 83H135V82H132ZM132 83H131V85L133 86ZM162 83H163V82H161V84H162ZM172 83H169V84L171 85ZM200 83H201V82L199 81V84H200ZM215 83H217V82H215ZM226 83H227V82H226ZM1 84H2V85H1ZM7 84H9V82H8ZM7 84H6V87L8 86ZM30 84H31V83H30ZM43 84H44V83H43ZM43 84L40 83V85L42 86V87L40 86V88H42V89H43ZM57 84H58V83H57ZM80 84H79V85L76 84V85H77V90L79 89V88H78L79 86L82 87V85H80ZM89 84H88V85H89ZM100 84H101V83H100ZM121 84L123 85V83H121ZM121 84H120V85H121ZM146 84H147V83H146ZM148 84H149V83H148ZM156 84H157V83H156ZM159 84H160V83H159ZM159 84H158L159 87L157 86L158 88H156V89H161V88H160L161 85H159ZM164 84H165V86H166V83H163V85H164ZM169 84H168V85H169ZM208 84H210V83H208ZM238 84H240V83H238ZM238 84H237V85H238ZM241 84H242V83H241ZM250 84H252V83L249 82L248 85H250ZM254 84H255V83H254ZM17 85H18V84H17ZM22 85H24V83H23ZM26 85H27V84H26ZM50 85H51V84H50ZM52 85H53V84H52ZM60 85H61V84H60ZM68 85H69V84H68ZM84 85H83V86H84ZM101 85H102V84H101ZM106 85H105V86H106ZM111 85H114V84L111 83ZM124 85H125V84H124ZM138 85H140V84H138ZM150 85L152 86L153 84L151 83ZM176 85H177V84H174V86H176ZM183 85H184V84H183ZM185 85H186V84H185ZM192 85H193L192 88H197V86H196V87L194 86V85H196V83H194V84L192 83L191 85L189 84L190 87H191ZM204 85H206V84H203V86H202L203 88L200 86V89H206V88H204ZM210 85H211V84H210ZM225 85H226V84H225ZM228 85H230V84H228ZM235 85H236V84H235ZM243 85H244V84H243ZM257 85H256V88H259ZM48 86H49V83H48ZM63 86H64V85H63ZM92 86H93V84H92ZM98 86H99V84H98ZM98 86H97V87H98ZM105 86H104V87H105ZM127 86L129 87L130 84H128ZM132 86H131V89H132V91H133L134 86H133V88H132ZM147 86H148V85H147ZM165 86H164V87H165ZM171 86H173V84H172ZM207 86H208V85H207ZM213 86H214V85H213ZM230 86H231V85H230ZM239 86H240V85H239ZM10 87L14 88L13 86H10ZM19 87H22V88H23V86H19ZM24 87H25V86H24ZM27 87H28V86H27ZM59 87H60V86H59ZM68 87H69V86H68ZM81 87H80V88H81ZM93 87H94V86H93ZM95 87H96V85H95ZM97 87H96V88H97ZM102 87H103V86H101V88H102ZM115 87H116V86H115ZM117 87H118V86H117ZM119 87H120V86H119ZM128 87L124 86V87H120V88H125V89H126V88H128ZM135 87H137V86H135ZM149 87H150V86H149ZM155 87H156V86H155ZM167 87L169 88V86H167ZM176 87H177V86H176ZM178 87H179V86H178ZM186 87H188V86L186 85ZM190 87H188V88L190 89ZM205 87H206V86H205ZM208 87H209V86H208ZM208 87H207V88H208ZM210 87H211V86H210ZM217 87H219V85H218ZM217 87H216V88H217ZM222 87H223V86H222ZM225 87H226V86H225ZM234 87H235V86H233L232 88H230V90H232ZM242 87H243V86H242ZM246 87H247V85H246ZM248 87H249V86H248ZM250 87H253V86H250ZM250 87H249V88H250ZM25 88H26V87H25ZM38 88H39V87H38ZM40 88H39V89H40ZM44 88L47 89V88L45 87V84H44ZM55 88H56V86H55ZM60 88H61V87H60ZM65 88H66V87H64V89H65ZM69 88H70V87H69ZM98 88H99V87H98ZM98 88H97V89H98ZM101 88H100V89H101ZM106 88H107V87H106ZM129 88H130V87H129ZM137 88H138V87H137ZM143 88H144V87H143ZM143 88H142V89H143ZM151 88H152V91H153V87H151ZM181 88H182V87H181ZM226 88H228V86H227ZM256 88H255V86H254L253 90L256 89ZM261 88H262V87H261ZM6 89H7V88H6ZM18 89H19V88H18ZM18 89H17V90H18ZM27 89H29V88H27ZM27 89H26V90H27ZM51 89H52V88H51ZM51 89H50V90H51ZM58 89H59V88H58ZM75 89H76V87H75ZM100 89H99V90H100ZM103 89H104V88H103ZM103 89H102V90H103ZM111 89H114V91H113V90H112V91L116 93V91H117L118 88H117V89H115V88H111ZM125 89H122V90H125ZM131 89H130V90H131ZM139 89H140V88H139ZM183 89H184V87H183ZM189 89H188V90H189ZM218 89H222V90H223V88H221V85H220V88H218ZM228 89H229V88H228ZM242 89H244V88H242ZM0 90H1L0 92H2L4 89H0ZM19 90H20V89H19ZM19 90H18V91H19ZM26 90H25V91H26ZM55 90H57V89H55ZM60 90H61V89H60ZM71 90H72V89H71ZM81 90H82V88L80 89V91H81ZM85 90H86V89H85ZM95 90H96V89H95ZM104 90H105V89H104ZM118 90H119V89H118ZM130 90H129V91H130ZM161 90H162V89H161ZM163 90H164V88H163ZM169 90H170V89H169ZM172 90H173V88H172ZM175 90L178 91L179 89H178V88L174 89V92H175ZM185 90H186V88H185ZM188 90H187V91H188ZM193 90H194V89H193ZM197 90H198V89H197ZM206 90H207V89H206ZM210 90H211V89H210ZM210 90H208V92H209ZM222 90H221V91H222ZM234 90H235V89H234ZM234 90H233V91H234ZM4 91H5V90H4ZM6 91L8 92L9 90L7 89ZM14 91H15V89H14ZM23 91H24V90H23ZM30 91H31V89H30ZM47 91H48V90H47ZM51 91H53V90H51ZM62 91H63V89H62ZM65 91H69V96H70V98H71V95H70V92H71V91H70V90H65ZM132 91L129 92L131 95L128 96V97H132V96L134 95ZM134 91H135V90H134ZM141 91H142V90H141ZM148 91H149V90H148ZM157 91H158V90H157ZM157 91H156V92H157ZM177 91H176V92H177ZM189 91H190V90H189ZM199 91H200V90H199ZM199 91H198V92H199ZM201 91H202V90H201ZM201 91H200V92H201ZM211 91H212V90H211ZM214 91H217V90H214ZM214 91H213V92H214ZM226 91H227V89H226ZM226 91H224V92H226ZM228 91H229V90H228ZM235 91H236V93H237V92H239L240 90H239V91H238V90H235ZM235 91H234V92H235ZM242 91H244V90H242ZM242 91H241V92H242ZM249 91H250V90H249ZM259 91H260V90H259ZM262 91H264V90H262ZM10 92H11V90H10ZM28 92H29V90H28ZM28 92H26V93L28 94ZM36 92H39V93H40V91H36ZM36 92H35V93H36ZM41 92H42V90H41ZM53 92H54V91H53ZM55 92H56V91H55ZM55 92H54V93H55ZM60 92H61V91H60ZM60 92H56V93H59V94H60ZM63 92H64V91H63ZM97 92H98V91H97ZM101 92H102V91H101ZM109 92H110V91H109ZM119 92H120V94H121V93H123V92H125V91L121 92V90H119ZM127 92H128V90H127ZM137 92H138V91H137ZM146 92H147V91H146ZM156 92L154 93L155 96L158 94V93H156ZM169 92H170V91H169ZM184 92H186V91L183 90V92H181V93H184ZM190 92H191V91H190ZM190 92H186V93L188 94V93H190ZM194 92H195V91H194ZM198 92H197V93H198ZM202 92L205 94L207 91H206V92H205V91H202ZM202 92H201V94H203ZM208 92H207V93H208ZM219 92H220V91H219ZM234 92H233V93H234ZM257 92H258V91H257ZM257 92H256V90H254V93L257 94ZM12 93H13V92H12ZM26 93H25V94H26ZM32 93H33V92H32ZM44 93H45V92H44ZM47 93H50V92H47ZM71 93H72V92H71ZM74 93H75V91H74ZM84 93H85V92H84ZM103 93H104V92H103ZM105 93H106V92H105ZM141 93H142V92H141ZM143 93H144V92H143ZM151 93H152V92H151ZM151 93L149 92V95H150ZM163 93H164V92H163ZM172 93H173V91H172ZM181 93H179V94L181 95ZM209 93L211 94L212 92H209ZM214 93H215V92H214ZM226 93H227V92H226ZM233 93H232V94H233ZM236 93H235V94H236ZM244 93H245V92H244ZM244 93H243V95H244L243 97H244V98L246 97V98H245V100H246V99H247V96H245ZM248 93H249V92H248ZM260 93H261V91H260ZM260 93H258L257 95H259ZM1 94H3V92H2ZM4 94H5V93H4ZM22 94H23V93H21V95H22ZM72 94H73V93H72ZM81 94H83V93H81ZM117 94H118V92H117ZM120 94H119V96H120ZM123 94H124V93H123ZM127 94H128V93H127ZM127 94L125 93L126 96H127ZM132 94H133V95H132ZM138 94H139V93H137V95H138ZM164 94H167V92L164 93ZM176 94H177V93H176ZM176 94H175V95L173 94V95H174V96H177ZM179 94H178L177 97H180ZM201 94H200V95H201ZM212 94H213V93H212ZM212 94H211V95H212ZM228 94H230V92H229ZM235 94H234V95H231V94H230V95H231V96H235ZM237 94H238V93H237ZM240 94H241V93H240ZM251 94H252V93H251ZM256 94H255V95H256ZM263 94H264V92H263ZM263 94H262V95H263ZM21 95H20V97H21ZM45 95H46V94H45ZM48 95H49V94H48ZM56 95H57V94H56ZM61 95H62V94H61ZM75 95H77V94H75ZM100 95H101V94H100ZM104 95H105V94H104ZM109 95H110V94H108V96H109ZM135 95H136V91H135ZM147 95H148V94H146V97H147ZM149 95H148V97H149ZM168 95H169V94H168ZM188 95H190V94H188ZM192 95H193V98H194V97H195V96H194L195 94L193 93ZM197 95H198V94H197ZM221 95H222V94H221ZM226 95H227V94H226ZM246 95H247V93H246ZM6 96H7V93H6ZM8 96H9V95H8ZM10 96H11V95H10ZM28 96H29V95H28ZM33 96H34V95H33ZM38 96H40V95H38ZM43 96H44V95H43ZM49 96L51 97V94H50ZM57 96H58V95H57ZM73 96H74V95H73ZM106 96H107V95H106ZM112 96H113V93H112ZM112 96H111V97H112ZM116 96H117V95H116ZM122 96H123V95L121 94V98H122ZM139 96H140V95H138V99L140 98ZM142 96H143V95H142ZM164 96H165V95H164ZM174 96H172V97H174ZM182 96H184V97L186 96V97H187L186 94H185V95L182 94ZM182 96H181V97H182ZM190 96H191V95H190ZM198 96H199V95H198ZM201 96H202V95H201ZM214 96H215V95H214ZM217 96H218V95H217ZM223 96H224V95H223ZM1 97H2V95H1ZM1 97H0V98H1ZM11 97L13 98V96H11ZM14 97H15V96H14ZM41 97H42V94H41ZM46 97H47V96H46ZM54 97H55V96L53 95V97H51V98H54ZM63 97H64V96H63ZM66 97H67V96H66ZM66 97H65V98H66ZM79 97H80V96H79ZM100 97H101V96H100ZM102 97H103V96H102ZM104 97H105V96H104ZM104 97H103V98H104ZM109 97H110V96H109ZM117 97H118V96H117ZM128 97H127L126 100H125L126 103H127V101H129ZM134 97H135V96H134ZM134 97H132V98H134ZM146 97L144 96L143 98H146ZM152 97H153V96H152ZM181 97H180V99H181ZM199 97H200V96H199ZM203 97H204V95H203ZM210 97H213V95L210 96ZM210 97L207 98V100H211L212 98L210 99ZM224 97H225V96H224ZM226 97H227V96H226ZM226 97H225V98H226ZM228 97H230V96H228ZM236 97H238V96H236ZM236 97H234V98L236 99ZM240 97H241V95H240ZM249 97H250V96H249ZM256 97H257V96H256ZM263 97H264V96H263ZM263 97H262V98H263ZM4 98H5V96H4ZM4 98L2 97V100H5V101H3V103L6 102V104H7L8 102H9V103H12V102H13V101H6V99H4ZM12 98H11V99H12ZM23 98H24V96H23ZM42 98H43V97H42ZM48 98H49V97H48ZM51 98H50V100L52 101ZM58 98H59V96H58ZM96 98H97V97H96ZM103 98H102V100H103ZM105 98H106V97H105ZM135 98H136V97H135ZM155 98H156V97H155ZM165 98L167 99V97H165ZM169 98H170V97H169ZM175 98H176V97H174V99H175ZM182 98H183V97H182ZM190 98H192V97H190ZM193 98H192V99H193ZM200 98H201V97H200ZM213 98H214V97H213ZM244 98H242V99H244ZM254 98H255V96H254ZM257 98H258V97H257ZM257 98H256V99H257ZM262 98H261V99H262ZM9 99H10V98H9ZM18 99H19V98H18ZM32 99H35V97H34V98H30L29 100H32ZM39 99H41V98H39ZM46 99H47V98H45V100H46ZM68 99H69V98H68ZM75 99H76V98H75ZM78 99H79V98H78ZM106 99H107V98H106ZM114 99H116V98H114ZM118 99H119V98H118ZM124 99H125V98H123L122 100L124 101ZM127 99H128V100H127ZM148 99H151V98H148ZM176 99H177V101L179 100L178 98H176ZM188 99H189V97H188ZM188 99H185V100H188ZM214 99H215V98H214ZM214 99H212V100L215 101L216 99H215V100H214ZM217 99H218V98H217ZM235 99H234V100H235ZM251 99H253V98L251 97ZM258 99H260V97H259ZM12 100H14V99H12ZM21 100H22V98H21ZM21 100H20V101H21ZM24 100H26V99H24ZM66 100H67V99H66ZM70 100H71V99H70ZM100 100H101V99H100ZM100 100L98 99V102H99ZM119 100H121V99H119ZM131 100H132V102H133V99H131ZM131 100H130V101H131ZM136 100H137V98H136ZM139 100L141 101L142 99H139ZM139 100H137V101L139 102ZM152 100L155 101L154 99H152ZM156 100H157V98H156ZM181 100L184 102L183 99H181ZM181 100H179V101H181ZM193 100H194V99H193ZM207 100H206V102H207ZM228 100H229V99H228ZM232 100H233V99H232ZM247 100H249V99H247ZM262 100H263V99H262ZM16 101H18V100H16ZM35 101H38V100H35ZM35 101H34V103H35ZM40 101H42V100H40ZM46 101H47V100H46ZM68 101H69V100H68ZM71 101H75V100H71ZM91 101H92V100H91ZM108 101H109V100H107V102H108ZM153 101H151V100L149 101V100H148L149 105H150ZM188 101H189V100H188ZM190 101H192V100H190ZM195 101H197V100H195ZM202 101H203V100H201V102H202ZM213 101H212V102H213ZM218 101H219V99L217 100V102H218ZM226 101H227V98H226ZM249 101H250V100H249ZM249 101H247V102H249ZM251 101H252V100H251ZM253 101H254V99H253ZM253 101H252V103H253ZM256 101H257V100H256ZM259 101H261V100H258V102H257L258 104L260 103ZM263 101H264V100H263ZM0 102H1V101H0ZM23 102H24V101H23ZM30 102H32V101H30ZM38 102H39V101H38ZM44 102H45V101H44ZM95 102H97V101H95ZM95 102H94V103H95ZM102 102H103V101H100V103H98V104L101 105ZM105 102H106V100H105ZM114 102H115V104L118 105V101H113L112 103L114 104ZM116 102H117V103H116ZM135 102H136V101H135ZM141 102H142V101H141ZM150 102H151V103H150ZM165 102H166V101H165ZM175 102H176V101H175ZM185 102H186V101H185ZM208 102H211V101H208ZM231 102H232V101H231ZM237 102H240V101H237ZM19 103H20V105H19ZM19 103H18V105L21 106V107H23V109H24V105L22 106V103H21V102H19ZM34 103H32V104L34 105ZM45 103H46V102H45ZM108 103H109V102H108ZM108 103H107V104H108ZM121 103L123 104L122 101H121ZM126 103H125V104H126ZM128 103H129V102H128ZM128 103H127V111H128L127 113H129L130 116H129L127 113H125V112H126V111H125V110H126V108H125L126 106L123 105L124 108H125L124 113H125V115H126V118H127V117H129V118L131 117V114H130V111H129L130 109H128V108H129V107H128ZM139 103H140V102H139ZM143 103H144V102H143ZM146 103H147V102H146ZM146 103H144L142 106H143V107H144V106H147L148 103H147V105H145ZM155 103L157 104V102H155ZM160 103H161V102H160ZM195 103H196V102H194V105H195ZM198 103H199V102H198ZM198 103H196V104H198ZM213 103H214V102H213ZM213 103H212V105H213ZM221 103H223V102L221 101ZM224 103H225V102H224ZM226 103H227V102H226ZM226 103H225V104H226ZM234 103H235V102H234ZM234 103H233V104H234ZM243 103H244V102H243ZM243 103H242V104H243ZM255 103H256V102H255ZM263 103H264V102H263ZM4 104H5V103H4ZM6 104L4 105L5 107L7 106ZM35 104H36V103H35ZM37 104H38V103H37ZM96 104H97V103H96ZM96 104H95V105H96ZM103 104H106V103H103ZM107 104H106V105H107ZM140 104H141V103H140ZM152 104H154V103H152ZM152 104H151V105H152ZM161 104H163L164 107H162ZM161 104H160V107L165 108V109H166V107L169 108V107L167 106V105L169 104V102H168L166 105H164V103H161ZM176 104H179V102H176ZM180 104H181V103H180ZM199 104H200V105H203V104H201V103H199ZM207 104H208V103H207ZM207 104H206V105H207ZM229 104H230V103H229ZM233 104H232V105H233ZM238 104H239V103H238ZM242 104H241V105H242ZM260 104H261V103H260ZM9 105H12V104H9ZM15 105H16V104H15ZM33 105H31V106H32V110H33ZM44 105L47 106V104H44ZM72 105H73V103H72ZM131 105H132V104H131ZM151 105H150V106H147V107H148V108H149V107L151 108ZM157 105L159 106V103H158ZM170 105H171V104H170ZM183 105L185 106L186 104L183 103ZM208 105H210V103H209ZM208 105H207V107H208ZM212 105H211V106H212ZM217 105H218V103H217ZM223 105H224V104H223ZM230 105H231V104H230ZM234 105H235V104H234ZM246 105H248V104H246ZM263 105H264V104H263ZM0 106H1V105H0ZM38 106H39V104H38ZM46 106H45V111H46ZM52 106H53V105H52ZM52 106H51V107H52ZM73 106H74V105H73ZM77 106H78V105H77ZM101 106H104V108H105V105H101ZM101 106H100V108H101ZM108 106H109V105H108ZM108 106H107V107H108ZM110 106H112V105L110 104ZM114 106H115V105H114ZM132 106H133V105H132ZM134 106H136V104H134ZM134 106H133V107H134ZM152 106H153V105H152ZM154 106H155V104H154ZM165 106H166V107H165ZM179 106H180V105H179ZM186 106H187V107H188V106L190 107V106H192V105L187 104ZM186 106H185V107H186ZM198 106H199V105H198ZM198 106H197V107H198ZM204 106H205V105H204ZM204 106H203V108H204ZM211 106H210V107H211ZM215 106H216V105H215ZM215 106H214V107H215ZM220 106H221V105H220ZM224 106H226V105H224ZM224 106H223V107H224ZM238 106H240V104H239ZM244 106H245V105H244ZM244 106H243V107H244ZM260 106L262 107V104H261ZM5 107H3V105H2V107H0V108H1V109L3 108V110H4ZM7 107L9 108V106H7ZM34 107H37V106L34 105ZM43 107H44V106H43ZM74 107H75V106H74ZM96 107H99V106L96 105ZM139 107H140V106H139ZM139 107H137V108H139ZM147 107H146V108H147ZM171 107H172V106H170V108H169V109H170V112H171V109H174V108H171ZM176 107H178V106H176ZM180 107H183V106H180ZM195 107H196V105H195ZM195 107H194V108H195ZM214 107H212V108L215 109ZM217 107H219V106H217ZM227 107H233V106H228V105H227ZM258 107H259V106H258ZM37 108H39V110H40V106L37 107ZM130 108H131V107H130ZM148 108H147V110H149ZM162 108H161V109H162ZM201 108H202V107H201ZM220 108H221V107H220ZM220 108H219V109H220ZM224 108L226 109V107H224ZM224 108H223V109H224ZM233 108H234V107H233ZM239 108H240V107H239ZM244 108H246V107H244ZM244 108H243V109H244ZM259 108H260V107H259ZM5 109L7 110V108H5ZM11 109H13V111H12V113H11V116H10L9 114H7V115L10 116V117H12L15 108H12V107H11ZM23 109H22V110H23ZM25 109H26V113H24V110H23V113L27 115V114H28L27 112H28V111L30 112L31 107H30V109H27L26 106H25ZM49 109H50V107H49ZM49 109H48V113L51 114V112H53V111H51V110H49ZM69 109H70V108H69ZM95 109H99V108H94V110H95ZM108 109H111V107L108 108ZM117 109H119V105H118V108H116V110H117ZM122 109H123V108H122ZM131 109H132V108H131ZM139 109H140V108H139ZM157 109H158V108H157ZM178 109H179V107H178ZM178 109L176 108L175 111H178ZM181 109H182V108H181ZM181 109H180L179 112H181ZM187 109H189V108H187ZM192 109H193V107H192ZM213 109H212V111H213ZM234 109H238V107L236 106ZM9 110H10V109H9ZM9 110H8V111H9ZM16 110H17V109H16ZM20 110H21V109H20ZM27 110H28V111H27ZM42 110H43V108H42ZM101 110H102V109H101ZM101 110H100V111H101ZM106 110H107V108H106ZM112 110H115V108H113ZM140 110H142V108H141ZM144 110H145V113H147V110H146L145 108H144ZM153 110H154V109H153ZM155 110H156V109H155ZM158 110H159V109H158ZM163 110H164V109H162L161 112H162ZM182 110H183V109H182ZM185 110H186V109H185ZM196 110H197V109H196ZM199 110H201V109L199 108ZM199 110H197L198 113L200 112ZM203 110L205 111V108H204ZM216 110H217V109H216ZM229 110L232 111L231 108H229ZM229 110H228V111H229ZM245 110H246V109H245ZM258 110H259V109H258ZM262 110L264 111V109H262ZM8 111H7V112H8ZM34 111H36V110H34ZM37 111H38V110H37ZM49 111H51V112H49ZM102 111H103V110H102ZM110 111H111V110H110ZM117 111H119V110H117ZM138 111H139V110H138ZM168 111H169V110H168ZM204 111H203V112H204ZM212 111H211V112H212ZM221 111H222V110H221ZM235 111H238V110H235ZM241 111H242V110H241ZM260 111H261V110H260ZM7 112H6V113H7ZM9 112H10V111H9ZM16 112H18V111H16ZM40 112H41V111H40ZM98 112H99V111H98ZM98 112H97V110H96V112H94L93 115H94L95 113L97 114ZM104 112H105V109H104ZM104 112H102V113H100V114H103ZM107 112H108V111H107ZM107 112H105V114H106ZM122 112H123V111H122ZM131 112H132V111H131ZM133 112H134V110H133ZM135 112H136V114H137L136 108H135ZM135 112H134V113H135ZM143 112H144V111H143ZM151 112H152V111H151ZM151 112H148V113H151ZM158 112H159V111H158ZM183 112H184V111L181 112V115H183V114H182ZM208 112H209V111H208ZM223 112H224V111H223ZM238 112H239V111H238ZM245 112H247V111H245ZM249 112H250V111L248 110V113H249ZM31 113H32V112H31ZM37 113H38V112H37ZM37 113H36V114H37ZM46 113H47V112H46ZM114 113H115V111H114ZM117 113H118V112H117ZM140 113H141V112H140ZM145 113H143V114L141 113L142 115H139V114H137V115H138V117H139V116H142L141 119L143 120V118H144L143 116L145 115ZM153 113H154V111H153ZM159 113H160V112H159ZM159 113H157V114L159 115ZM176 113H177V112H176ZM187 113H190V112H187ZM198 113H197V115H198ZM204 113H205V112H204ZM213 113H214V112H213ZM215 113L217 114L218 112L215 111ZM215 113H214V115H215ZM228 113H229V112H228ZM233 113H235L234 110H233ZM239 113H240V112H239ZM242 113H243V112H242ZM1 114H2V111H1ZM4 114H5V113H4ZM4 114H3V115H4ZM14 114H16V113H14ZM20 114H21V113H19V115H20ZM24 114H23V115H24ZM40 114H41V113H40ZM44 114H45V113H44ZM50 114H49V115H50ZM108 114H110V112L107 113V116H108ZM112 114H113V111H112ZM121 114L124 116L123 113H121ZM163 114H165V113L163 112ZM168 114H171V113L168 112ZM174 114H175V113H174ZM190 114H191V113H190ZM190 114H189V116H190ZM201 114L203 115V113H201V112L199 113L200 117H201ZM235 114H237V113H235ZM240 114H241V113H240ZM240 114H238V115H240ZM246 114H247V113H245V115H246ZM261 114H262V113H261ZM31 115H32V114H31ZM33 115H34V114H33ZM37 115H39V113H38ZM45 115H46V117H47V114H45ZM85 115H86V114H85ZM91 115H92V114H91ZM98 115H99V114H98ZM98 115H97V117H94L95 120H96V118H97V119H101V118H98ZM103 115H104V114H103ZM115 115H117V114H115ZM115 115H114V116H115ZM118 115H120V111H119ZM127 115H128V116H127ZM149 115H150V114H149ZM154 115L157 116L156 113H154ZM160 115H161V114H160ZM179 115H180V113H178V116H179ZM181 115H180L179 117H181ZM191 115H194V114H191ZM195 115H196V114H195ZM197 115H196V117H197ZM204 115H205V114H204ZM212 115H213V114H212ZM217 115H218V114H217ZM220 115H222V114L220 113ZM229 115H230V114H229ZM229 115H228V119H229V121H230V120L233 119V118H232V114L230 115V118H231V119L229 118ZM263 115H264V114H263ZM5 116H6V115H5ZM16 116H17V115H16ZM16 116H13V117L16 118ZM21 116H22V115H20V117H21ZM27 116H28V115H27ZM39 116H40V115H39ZM95 116H96V115H95ZM107 116H106V120H107V119H110V118H107ZM111 116H112V115H111ZM114 116H113V117H114ZM170 116H171V115H170ZM172 116L176 117L175 115H172ZM184 116H187L186 112L184 113ZM205 116H206V120L208 121V119H207V118H208L207 115H205ZM205 116H202L201 118H204ZM218 116H219V115H218ZM226 116H227V115H226ZM236 116H237V115H236ZM2 117H3V116H2ZM2 117H1V115H0V118H2ZM6 117H7V116H6ZM6 117H3V119H5ZM13 117H12V118H13ZM22 117L25 118L26 116H25V117L22 116ZM33 117L36 118V116H33ZM37 117H38V116H37ZM42 117H43V116H42ZM49 117H51V115H50ZM49 117H48V118H49ZM57 117H58V116H57ZM90 117H91V116H90ZM99 117H102V116L99 115ZM104 117H105V115H104ZM109 117H110V115H109ZM116 117H117V116H116ZM133 117H134V116L132 115L131 120H132ZM145 117L149 118L147 114L145 115ZM151 117H152V116H151ZM174 117H173V118H174ZM182 117H183V116H182ZM190 117H191V116H190ZM214 117L217 118V116H214ZM233 117H234V116H233ZM237 117H241L242 123H243V121L245 120V119L243 120V117H242L241 115H240V116H237ZM249 117H250V113H249ZM253 117H254V116H253ZM23 118H22V119H23ZM48 118H46V119H48ZM83 118H84V117H83ZM94 118H92V119L94 120ZM102 118H103V117H102ZM117 118H118V117H117ZM135 118H136V117H135ZM135 118H134V121H136ZM147 118H146V119H147ZM159 118H160V116H159ZM159 118H158V120H159ZM161 118H162V117H161ZM164 118H166V117H164ZM171 118H172V117H171ZM171 118H169V120H170ZM173 118H172V119H173ZM186 118H187V117H186ZM209 118H210V117H209ZM211 118H212V116H211ZM221 118H222V116H221L220 118H218V119L221 120ZM223 118H224V117H223ZM235 118H236V117H235ZM251 118H252V117H251ZM257 118H259V117H257ZM3 119H1V120H3ZM13 119H14V118H13ZM17 119H18V121H19L21 118L19 119V117H17ZM27 119H28V118H27ZM31 119L33 120V118H31ZM38 119L41 120L42 118H41V117H40V118L38 117ZM38 119H37V120H38ZM43 119H45V118H43ZM65 119H66V117H65ZM75 119H76V118H75ZM81 119H82V117H81ZM81 119H80V120H81ZM86 119H87V118H86ZM112 119H113V118H112ZM118 119L120 120V117H119ZM121 119H122V118H121ZM123 119L125 120V116H124ZM123 119H122V120H123ZM141 119H139L138 121L141 122ZM146 119H144V120H145V121H148V120H146ZM152 119L154 120V117H152ZM172 119H171V121H172ZM177 119H178V118H177ZM177 119H176V121H178V123H179L180 121H179V119H178V120H177ZM181 119H182V118H181ZM183 119H184V117H183ZM191 119H192V118H191ZM194 119H195V117H194ZM218 119H217V120H218ZM236 119H238V118H236ZM6 120H7V119H6ZM8 120H10V118H9ZM39 120H38V121H39ZM49 120H50V119H49ZM55 120H56V119H55ZM67 120H68V119H67ZM82 120H83V119H82ZM90 120H91V118H90ZM103 120H105V119H103ZM110 120H111V119H110ZM115 120L117 121V119H115ZM119 120H118V121H119ZM126 120H128L127 122H129V124L133 121V120H132V121L130 120V121H131V122H130L129 119H126ZM144 120H143V121H144ZM150 120H151V118H150ZM163 120H164V119H163ZM184 120H185V119H184ZM184 120H182V121H184ZM188 120H189V118H188ZM196 120H197V118H196ZM199 120H201V119H199ZM204 120H205V118H204ZM204 120H203V121H204ZM209 120H211V119H209ZM214 120H215V119H214ZM238 120H239V119H238ZM256 120H257V119H255V122L253 121V123L251 122L252 126H253L254 123H256ZM259 120L261 121L260 118H259ZM10 121H12V120H10ZM18 121L16 120L15 122H18ZM33 121H34V120H33ZM56 121H57V120H56ZM62 121H63V120H62ZM64 121H65V120H64ZM77 121H78V120H77ZM77 121H76V122H77ZM91 121H92V120H91ZM99 121L102 122V119L99 120ZM134 121H133V122H134ZM145 121H144V122H145ZM154 121H157V120H154ZM154 121H153V122H152V121H149V122H150V125H151V123H154ZM159 121H160V120H159ZM173 121H174V120H173ZM234 121H235V120H234ZM7 122H9V121H6V123H7ZM24 122H25V121H24ZM24 122H23V121H20L21 126H22V128H21L22 131L19 130V132H22V133H23V129H24V131H27V130L29 131V130H30V132L27 131V132L30 133V134H31V132H33V131H34V132L37 131V132H39L40 135H41V130L44 129V130H43V131H44L43 133H44V135H46V134H45V131H46L45 129H46V128H44V127L42 126L43 129H41L42 127H40V124H37V123L35 124V123H34V124H35V125L33 124L34 126H30V124L28 123V121H26V122H27L29 125H27L26 122H25V123H26V124H25ZM46 122H47V121H46ZM48 122H49V124L51 123L50 121H48ZM48 122H47V123H48ZM58 122H59V120H58ZM58 122H57V123H58ZM87 122H88V121H87ZM93 122H94V121H93ZM97 122H98V121H97ZM104 122H106V121H104ZM104 122H103V123H104ZM107 122H108V123H111V122H109L108 120H107ZM123 122H124V121H123ZM127 122H124V123H127ZM136 122H137V121H136ZM136 122H135V123H136ZM144 122H141L142 125H143V124L146 125V124L149 123V122H146V123H144ZM161 122H163L162 119H161ZM188 122H189V121H188ZM194 122H195V121H194ZM194 122H193L192 125H194ZM205 122H206V121H205ZM215 122H217V121H215ZM244 122H245V121H244ZM247 122H248V121H247ZM261 122H262V121H261ZM0 123H1V122H0ZM2 123H3V122H2ZM4 123H5V122H4ZM10 123H11V122H10ZM13 123H14V122H13ZM60 123H61V121H60ZM62 123H63V122H62ZM84 123H86V121H85ZM103 123H102V124H103ZM108 123H106V124H108ZM117 123H118V122H117ZM117 123H116V124H117ZM141 123H140L139 125H141ZM176 123H177V122H176ZM190 123H191V122H190ZM196 123H197V121H196ZM207 123H208V122H207ZM210 123H211V122H210ZM228 123H229V122H228ZM231 123H232V122H231ZM231 123H230V124H231ZM259 123H260V122H259ZM11 124H12V123H11ZM15 124H16V123H15ZM31 124H32V123H31ZM44 124H45V122H44ZM63 124H64V123H63ZM80 124H81V123H80ZM82 124H83V123H82ZM88 124H89V123H88ZM90 124H91L90 129H91L92 127H94V126H97V124H96V125H93L92 122H91ZM94 124H95V123H94ZM99 124H101V123H99ZM99 124H98V125H99ZM102 124H101L100 126H102ZM106 124H104V125H106ZM113 124H114V123H112V124H110V125H112V127H114L115 124H114V125H113ZM119 124H121L120 121H119ZM129 124H128V125H129ZM136 124H138V123H136ZM155 124H157V123H155ZM158 124H159V122H158ZM164 124H170V127H171V123H168V122L166 123V122H165ZM164 124H163V125H164ZM180 124H181V123H179V125H180ZM182 124H183V123H182ZM201 124H202V122H201ZM205 124H206V123H205ZM220 124H222V123H220ZM223 124H224V123H223ZM232 124H234V123H232ZM232 124H231V125H232ZM238 124H239V122H238ZM240 124H241V122H240ZM243 124H244V123H243ZM243 124H241V125H243ZM245 124H246V122H245ZM247 124H248V123H247ZM262 124H263V123H262ZM1 125H2V127L4 126L3 124H0V127H1ZM5 125H6V124H5ZM12 125H13V124H12ZM18 125H19V124H18ZM18 125H16V126L18 127ZM46 125H47V124H46ZM78 125H79V124H78ZM92 125H93V126H92ZM110 125H109V128L111 127ZM122 125H123V124H122ZM126 125H127V124H126ZM126 125L122 126V128L125 127ZM159 125H160V124H159ZM184 125H185V124H184ZM195 125H196V124H195ZM198 125H199V123H198L195 127H198ZM203 125H204V122H203ZM206 125H207V124H206ZM214 125L217 126V124H214ZM224 125H226V124H224ZM235 125H237V124H235ZM257 125H259V124H258V121H257ZM263 125H264V124H263ZM7 126L9 127V125H7ZM16 126L13 125V127H15V128L17 129ZM19 126H20V125H19ZM21 126H20V127H21ZM54 126H55V125H54ZM82 126H83L82 129H84L85 124L82 125ZM86 126H87V124H86ZM89 126H90V125H89ZM89 126H88V127H89ZM115 126H116V125H115ZM119 126H120V125H119ZM129 126H130V125H129ZM155 126H156V125H155ZM164 126H167V125H164ZM177 126H178V125H177ZM181 126H182V125H181ZM186 126H187V125H185L184 127H186ZM212 126H213V125H212ZM246 126H247V125H246ZM259 126H262V125L260 124ZM2 127H1V129H2ZM20 127H19V128H20ZM51 127H53V126H51ZM78 127H79V126H78ZM80 127H81V126H80ZM88 127H87L86 129H88ZM102 127H103V126H102ZM112 127H111V128H112ZM117 127H118V124H117ZM126 127H128V126H126ZM126 127H125V128H126ZM130 127H131V126H130ZM159 127H160V126H159ZM178 127H180V126H178ZM189 127H190V126H188V129H189ZM191 127H192V126H191ZM193 127H194V126H193ZM208 127H209V129L211 128V127L209 126V124H208ZM214 127H215V126H213V128H214ZM219 127H220V126H219ZM225 127H226V126H225ZM234 127H235V126H234ZM237 127H238V125H237ZM239 127H240V126H239ZM239 127H238V128H239ZM249 127H250V126H249ZM262 127L264 128V126H262ZM262 127H261V128H262ZM5 128H6V126H5ZM9 128H10V127H9ZM19 128H18V129H19ZM48 128H49V127H48ZM97 128H99V126H98ZM103 128H105L104 130H106V129H107V130H111V131L114 130L113 128H112V129H111V128L109 129V128H108V125H107V128H106V126H104ZM122 128H121V129H122ZM155 128H156V129H154V130L157 131L158 127H155ZM161 128H162V126H161ZM171 128H172V127H171ZM173 128H174V127H173ZM180 128H182V127H180ZM198 128H199V127H198ZM202 128H203V127H200V130H201ZM235 128H236V127H235ZM261 128H260V129L258 128V129L261 130ZM10 129H11V128H10ZM16 129H14V131H15ZM26 129H27V130H26ZM49 129H50V128H49ZM79 129H80V128H79ZM82 129H81V130H82ZM92 129H93V128H92ZM92 129H91V130H92ZM100 129H102V128H100ZM100 129H99V130H100ZM118 129H120V127H118L117 130H118ZM121 129H120V131H121ZM126 129H127V128H126ZM164 129H166V127H165ZM176 129L178 130V128H176ZM182 129H183V128H182ZM184 129H185V128H184ZM188 129H187V131H188ZM196 129H197V128H196ZM204 129H205V128H204ZM206 129H207V128H206ZM230 129H231V126H230V127L227 126L226 130L224 129V131H226V132H225V133H226V137L229 136V137L231 138V137H232V136H231L232 134L230 133ZM252 129H253V128H252ZM254 129H255V124H254ZM12 130H13V129H12ZM93 130H95V129H93ZM99 130L96 129L95 131H99ZM104 130H102V131L104 132ZM123 130H124V129H123ZM128 130H129V129H128ZM160 130H161V129H160ZM160 130H159V131H160ZM177 130H176V131H177ZM189 130H191V129H189ZM194 130H195V129H194ZM217 130H218V129H217ZM217 130H213V129H212V130H210V131H211V133H212V131H217ZM220 130H221V129H220ZM247 130H248V129H247ZM262 130L264 131V129H262ZM262 130H261V131H262ZM14 131H12V132H14ZM51 131H52V130H51ZM55 131H56V129H55ZM63 131H64V130H63ZM76 131L78 132V131H80V130H76ZM76 131H75V132H76ZM85 131H86V130H85ZM89 131H90V130H88V133L86 132L87 135L90 134ZM102 131H99V132H101V134H99V132H95V133H98V135H96V134H94V135H96V137L99 136V135H102V134H103ZM111 131H110V132H111ZM130 131H131V130H130ZM167 131H168V130H167ZM173 131H174V130H173ZM192 131H193V129H192ZM195 131H197V130H195ZM195 131H194V132H195ZM210 131H209V133H210ZM218 131H219V130H218ZM248 131H251V130H248ZM252 131H253V130H252ZM252 131H251V133H252ZM256 131H257V130H256ZM2 132H3V131H2ZM2 132H1V133H2ZM17 132H18V131H17ZM27 132H26V134H28ZM91 132H93V131H91ZM110 132H109V133H110ZM115 132H117V131H115ZM125 132H126V131H125ZM165 132H166V130H165ZM189 132L191 133V131H189ZM201 132H202V131H201ZM240 132H241V130H240ZM240 132H239V133H240ZM1 133H0V135H1ZM56 133H57V131H56ZM105 133H106V132H105ZM112 133H114V132H111V134H112ZM126 133L128 134L129 132H126ZM147 133H148V132H147ZM190 133H189V135H190ZM192 133H193V132H192ZM202 133H203V134H209L208 132H207V133H206V132H205V133L202 132ZM216 133H217V132H216ZM219 133H220V132H218V135H220ZM235 133H236V132H235ZM251 133H247V134H246V132H245V133H244V134L246 135L245 138H243L244 136H241V137L237 136V137L240 138L239 141H237V142H238L237 145H236V143H233V141H232V143H233L234 145H236V146H240V145H242V141H243L244 143H249V140H250V139L252 140ZM253 133H254V132H253ZM257 133H259V135H257V136H260V135H261L260 132H257ZM261 133H262V132H261ZM5 134L8 135L7 131H6ZM5 134H4V136H5ZM19 134H20V133H19ZM19 134L14 135V133H13L12 135H14V136H18ZM34 134H35V133H34ZM34 134H33V135H34ZM37 134H38V133H37ZM50 134H51V133H50ZM58 134H59V133H58ZM63 134H64V133H63ZM63 134H61V135L63 136ZM67 134H69V133H67ZM73 134H74V133H73ZM83 134H84V132H83ZM111 134H110V135L107 134V135L112 136ZM116 134H118V133H116ZM119 134H121V133H119ZM119 134H118V135H119ZM129 134H130V133H129ZM176 134H177V133H176ZM187 134H188V133H187ZM195 134H196V133H195ZM195 134H194V135H195ZM223 134H224V133H223ZM240 134H241V133H240ZM244 134H243V135H244ZM249 134H250V135H249ZM255 134H256V133H255ZM20 135H21V134H20ZM20 135H19V136H20ZM24 135H25V133H24ZM24 135H23V138L26 136V135H25V136H24ZM31 135H32V134H31ZM33 135H32V136H33ZM44 135H43V136H44ZM47 135H48V132H47ZM47 135L44 136V139H40V140H43V143L45 142L44 146H45V145H48V146H46V147H48V149H46V150L49 152V148H51L52 145H51V144H46V140L50 143V141H52L53 139H52V138H48ZM51 135H52V134H51ZM55 135H56V134H55ZM64 135H65V134H64ZM75 135H76V134H74V136H75ZM85 135H86V134H84V136H85ZM105 135H106V134H105ZM173 135H174V134H173ZM184 135H186V134H184ZM192 135H193V134H192ZM192 135H191V136H192ZM194 135H193V136H194ZM212 135H213V134H212ZM212 135L210 134V136H212ZM241 135H242V134H241ZM248 135H249V136H248ZM2 136H3V134H2ZM9 136H10L9 139H11V141H12V138H11V132H10V135H9ZM28 136H30V135L28 134ZM32 136H30L29 138H31ZM41 136H42V135H41ZM56 136H57V135H56ZM91 136H93L92 133H91ZM91 136H90V138H89L90 141H92ZM113 136H114V135H113ZM113 136H112V137H113ZM115 136H116V135H115ZM122 136H125V135H122ZM129 136H130V135H129ZM158 136H159V135H158ZM158 136H157V137H158ZM166 136H168V135H166ZM169 136H170V133H169ZM169 136H168V137H169ZM180 136H181V135H180ZM187 136H188V135H186V137H187ZM197 136H198V135L196 134L195 139H196ZM213 136H214V135H213ZM252 136H254V135H252ZM257 136H256V138H257V140H259ZM263 136H264V135H263ZM12 137H13V136H12ZM33 137L36 138L37 136L35 137V135H34ZM33 137H32L31 139L34 140ZM39 137H40V136H39ZM52 137L55 138L54 136H52ZM67 137H68V136H67ZM80 137H81V136H80ZM82 137H83V135H82ZM82 137H81V138H82ZM94 137H95V136H94ZM99 137H100V136H99ZM101 137H102V136H101ZM103 137H104V135H103ZM103 137H102V138H103ZM125 137H126V136H125ZM174 137H176V135H175ZM198 137H199V136H198ZM229 137L227 138L228 140L230 139ZM234 137H235V136H234ZM254 137H255V136H254ZM0 138H1V140L4 139V137H3V139H2V137H0ZM6 138H8V137H6ZM15 138H16V137H15ZM19 138H20V137H19ZM21 138H22V135H21ZM25 138H26V137H25ZM41 138H43V137H41ZM68 138H69V137H68ZM108 138H109V137H108ZM108 138H106V140H107ZM154 138L156 139V136H154ZM159 138H160V137H159ZM165 138H166V137H165ZM165 138L162 137V138H160V139H163V140H164ZM181 138H182V137H181ZM199 138H200V137H199ZM199 138H198V139H199ZM210 138H211V137H210ZM222 138H225V134H224V136H223ZM16 139H18V138H16ZM45 139H46V140H45ZM48 139H51V140H48ZM74 139H77V138H74ZM86 139H87V138H86ZM103 139H104V138H103ZM126 139H127V138H126ZM157 139H158V138H157ZM177 139H178V138L176 137V140H177ZM179 139H180V137H179ZM179 139H178V140H179ZM191 139L193 140L194 137L191 138ZM195 139H194V140H195ZM205 139H207V138H205ZM213 139H214V138L212 137L211 140H213ZM216 139H219V138H216ZM232 139H233V138H231L230 141H231ZM244 139H245V140H244ZM4 140H5V139H4ZM27 140H28V139L26 138V140H23V141H27ZM29 140H30V139H29ZM33 140H32V142H33ZM36 140H37V139H36ZM38 140H39V139H38ZM38 140H37V142H38L37 144L39 145V141H38ZM44 140H45V141H44ZM56 140H57V139H56ZM58 140H59V139H58ZM58 140H57V141H58ZM77 140H79V139H77ZM96 140H97V139H96ZM100 140H101V139H100ZM106 140H103V141L105 142ZM110 140H111V139H110ZM121 140H122V139H121ZM121 140H119V141L121 142ZM165 140H166V139H165ZM169 140H170V139H169ZM171 140H172V139H171ZM178 140H177V143H178V145H179V143H181L183 140H181V141L179 140V142H178ZM186 140H187V139H186ZM188 140H189V139H188ZM199 140H203L202 137H201V139H199ZM208 140H209V139H208ZM208 140H207V141H208ZM214 140H215V139H214ZM220 140H221V139H220ZM257 140H256V141H257ZM262 140H263V139H262ZM7 141H8V140H6L5 143H6ZM11 141H10L9 143H10V145H12V146L14 147L15 144H13ZM16 141H18V140H16ZM16 141H15V142H16ZM20 141H21V139H20ZM73 141H76V140H73ZM90 141L87 140V142H90ZM93 141H94V140H93ZM97 141H98V140H97ZM97 141H96V143H97ZM108 141H109V140H108ZM108 141H106V142H108ZM126 141H128V144L130 143L129 140H126ZM154 141H155V143H156V140H154ZM157 141H158V140H157ZM167 141H168V140H167ZM172 141H173V140H172ZM207 141L205 140L204 143H205V142L207 143ZM234 141H235V140H234ZM2 142H3V141H2ZM2 142H0V143H2ZM13 142H14V141H13ZM15 142H14V143H15ZM34 142H35V140H34ZM41 142H42V141H41ZM52 142H55V141H52ZM52 142H51V143H52ZM58 142H59V141H58ZM70 142H71V141H70ZM109 142H112V141H109ZM124 142H125V141H124ZM148 142H149V141H148ZM158 142H159V141H158ZM165 142H166V141H165ZM165 142H164V141H161L162 144L165 143ZM169 142H170V141H169ZM173 142H174V141H173ZM192 142H194V141H192ZM196 142H197V141H196ZM200 142L203 143V141H200ZM212 142H213V141H212ZM214 142H215V141H214ZM220 142H221V141H220ZM220 142H219V140H218L217 144L220 143ZM226 142H228V141H226ZM250 142H252V141H250ZM257 142H259V141H257ZM7 143H8V142H7ZM11 143H12V144H11ZM22 143H24V142H21L20 144H22ZM26 143H28V142H26ZM73 143H75V142H73ZM90 143L93 145L92 142H90ZM112 143H114V142H112ZM115 143H116L115 145L118 144L117 141H116ZM149 143H150V142H149ZM155 143H154V145H155ZM159 143H160V142H159ZM189 143H190V141H189ZM206 143H205V144H206ZM215 143H216V142H215ZM215 143H214V144H215ZM229 143H230V142H229ZM254 143H255V142H254ZM16 144H18V143L16 142ZM20 144H19V145H20ZM28 144H30V143H28ZM32 144H33V143H32ZM34 144H36V143H34ZM37 144H36V145H37ZM62 144H63V143H62ZM62 144H60V145H62ZM71 144H72V143H71ZM80 144H82V143H80ZM84 144H85V143H84ZM88 144H89V143H88ZM97 144H99V142H98ZM103 144H104V143L102 142L101 145H103ZM106 144H107V143H105V145H103V146H106ZM109 144H110V143H109ZM157 144H158V143H157ZM157 144H156V145H157ZM167 144H169V143H167ZM170 144H171V143H170ZM183 144H184V142H183ZM183 144H181V145L183 146ZM192 144H193V143H192ZM198 144H199V143H198ZM208 144H209V143H207V144L205 145V147H207ZM217 144H216L215 146H217ZM221 144H222V143H221ZM224 144H226L225 141H224ZM224 144H223V145H224ZM261 144H262V143H261ZM19 145H18V146H19ZM24 145H25V144H24ZM49 145H51V146L49 147ZM68 145L70 146V143H69ZM72 145H73V144H72ZM77 145H78V144H77ZM82 145H83V144H82ZM115 145L112 146V145L110 144V146H112V147H114ZM118 145L121 146L120 143H119ZM118 145H117V146H118ZM125 145H126V144H124V146H125ZM133 145H134V144H133ZM164 145H165V144H163V146H164ZM200 145H202V144H200ZM200 145H199V147H201ZM244 145H245V144H244ZM249 145H250V143L248 144V146H249ZM255 145H256V144H255ZM259 145H260V144H259ZM12 146H10V147H12ZM21 146H22V145L19 146V148H20L19 150H20V151H22ZM39 146H40V145H39ZM78 146H79V145H78ZM87 146H88V145H87ZM95 146H96V145H95ZM107 146H108V145H107ZM119 146H118L117 148H119ZM127 146H130V144L127 145ZM131 146H132V143H131ZM172 146H173V145H172ZM192 146H194V145H192ZM192 146H191V147H192ZM196 146H197V145H196ZM212 146H213V145H212ZM221 146H222V145H221ZM231 146H232V144H231ZM248 146H245V148L247 149ZM252 146H253V145H251V146H249V147L251 148ZM257 146H258V145H257ZM257 146H254V147H257ZM1 147H2V148H3V147L6 148V146H5L4 144H3V146H1ZM7 147L9 148V146H7ZM13 147H12V150L14 151L15 147H14V148H13ZM23 147H24V146H22V148H23ZM25 147H27V146H25ZM28 147H30V145H29ZM32 147H34V146H32ZM42 147H43V145L41 146V149H42ZM65 147H66V146H65ZM79 147H80V146H79ZM79 147H78V148H79ZM82 147H83V146H82ZM93 147H94V145H93ZM121 147H122V146H121ZM139 147H140V146L138 145L137 148H139ZM151 147H152V146H151ZM159 147H160V146H159ZM188 147H189V146H188ZM191 147H190V149L192 150ZM194 147H195V146H194ZM194 147H193V149H194ZM233 147H234V146H233ZM243 147H244V146H243ZM261 147H262V146H258L257 148H261ZM16 148H17V145H16ZM35 148H36V146H35ZM66 148H67V147H66ZM74 148H75V147H74ZM74 148H73V149H74ZM83 148H85V147H83ZM95 148H96V147H95ZM115 148H116V147H115ZM127 148H128V147H126V149H127ZM140 148H142V146H141ZM140 148H139V149H140ZM146 148H147V147H145V149H146ZM166 148L168 149L169 147H166ZM170 148H171V147H170ZM174 148H175V146H174ZM179 148H180V147H179ZM179 148H178V150H179ZM184 148H185V147H184ZM195 148H196V147H195ZM203 148H204V147H203ZM203 148H202V149H203ZM228 148H229V147H228ZM239 148L241 149L242 147H239ZM252 148H253V147H252ZM252 148H251V149H252ZM3 149H4V148H3ZM23 149H25V148H23ZM60 149H61V148H60ZM80 149H81V147H80ZM97 149H99V148H97ZM102 149H103V151H105V150H104L105 148L102 147ZM107 149H109V147H108ZM119 149H121V148H119ZM119 149H118V150H119ZM153 149H154V148H153ZM167 149H165V152L168 151ZM171 149H172V148H171ZM171 149H169V150H171ZM187 149H188V148H187ZM204 149H206V148H204ZM213 149H214V147H213ZM224 149H227V148H225V145H224L223 150H224ZM251 149H250V150H251ZM253 149L256 150L255 148H253ZM261 149H263V147H262ZM6 150H7V149H6ZM27 150H28V149H27ZM30 150H31V149H30ZM34 150H35V149H34ZM36 150H37V148H36ZM43 150L46 151V150L43 148L42 150L39 149L37 152H39V151H42V152H43ZM52 150H53V149H52ZM52 150H51V151H52ZM69 150H71V149H69ZM74 150H75V149H74ZM81 150H82V149H81ZM83 150H84V149H83ZM109 150H110V149H109ZM116 150H117V149H116ZM122 150H123V149H122ZM127 150H128V149H127ZM129 150H131V149H129ZM150 150L152 151V149H150ZM154 150H155V149H154ZM166 150H167V151H166ZM195 150H196V149H195ZM210 150H211V148H210ZM216 150H217V148H216ZM235 150H236V149H235ZM241 150H242V149H241ZM241 150H239V152H240ZM247 150L249 151V149H247ZM254 150H253V151H254ZM263 150H264V149H263ZM0 151H1L0 153H2V150H1V149H0ZM8 151H11V149H8ZM8 151H7V152H8ZM31 151H33V150H31ZM47 151H46V152H47ZM51 151H50L49 153L47 152V153L49 154L48 156H50V157H51V156H54L52 153L55 152V151H57V150L54 149L53 152H51ZM63 151H64V150H63ZM65 151H66V150H65ZM78 151H79V150L76 151V153L78 154V156H76V157H79V159H80V157L82 158V156H79V155H81L82 153H78ZM120 151H121V150H120ZM123 151H124V150H123ZM133 151H135V150H133ZM151 151H149V152H151ZM155 151H156V150H155ZM172 151H173V150H172ZM172 151H170V152H172ZM192 151H193V150H192ZM192 151H191V152H192ZM197 151H198V149H197ZM206 151H207V150H205V152H206ZM227 151H228V149H227ZM253 151L251 150V151H249V152H253ZM261 151H262V150H261ZM7 152H6V154H7ZM11 152H12V151H11ZM15 152H19V151L17 150V151H14V153H15ZM29 152H30V151H29ZM37 152H36V153H37ZM57 152H58V151H57ZM57 152H56V154H57ZM67 152L69 153L68 150H67ZM70 152H71V151H70ZM82 152H83V151H82ZM84 152H85V151H84ZM92 152H93V150H92ZM96 152H97V151H96ZM98 152H99V151H98ZM100 152H101V151H100ZM125 152H127V151H125ZM131 152H132V150H131ZM137 152H138V149H137ZM137 152H132V154H133V153L135 154V153H137ZM140 152H142L141 149H140ZM143 152H144V151H143ZM174 152H175V149H174ZM174 152H173V153H174ZM180 152H181V151L179 150V153H180ZM193 152H194V151H193ZM193 152H192V153H193ZM214 152H215V151H214ZM214 152H213V153H214ZM217 152H218V151H217ZM217 152H216V155H218V153H220V152L223 153L222 151H220V152H218V153H217ZM229 152H230V151H229ZM232 152H234V151H232ZM242 152L244 153L243 150H242ZM245 152H246V150H245ZM258 152H259V151H258ZM19 153H20V152H19ZM24 153H25V152H24ZM34 153H35V152H34ZM36 153H35V154H36ZM43 153H44V152H43ZM50 153H51L52 155H51ZM68 153H67L66 155H68ZM72 153H75V152H71V154H72ZM86 153H87V152H86ZM128 153H129V152H128ZM138 153H139V152H138ZM147 153H148V148H147ZM157 153H158V152H157ZM160 153H161V152H160ZM160 153H159V154H160ZM192 153H191V154H192ZM194 153H195V154H198V152L196 153V151H195ZM202 153H203V151H202ZM207 153H208V152H207ZM235 153H238V152L235 151ZM246 153H247V152H246ZM246 153H245V154H246ZM253 153H254V152H253ZM263 153H264V151H262V156H263ZM28 154H29V153H28ZM28 154H25V155H28ZM45 154H46V153H45ZM45 154H44V156H45ZM77 154H75V155H77ZM93 154H97V153H94V152H93ZM100 154L103 156L102 153H100ZM104 154H106V153L104 152ZM120 154H121V153H120ZM120 154H119V155H120ZM132 154L130 153V154H128V155H132ZM141 154H142V153H141ZM141 154H140V155H141ZM148 154H149V153H148ZM153 154H154V152H153ZM162 154H163V152L161 153V155H162ZM164 154H165V153H164ZM174 154H175V153H174ZM180 154H181V153H180ZM187 154H188V153H187ZM189 154H190V153H189ZM191 154H190V155H191ZM195 154H194V155H195ZM204 154H205V153H204ZM210 154H211V153H210ZM210 154L208 153L207 155H210ZM226 154H227V153H224L223 155L226 156ZM238 154H239V153H238ZM255 154H257V153L255 152ZM8 155H10V152H9ZM14 155H15V154H14ZM17 155H18V154H17ZM17 155H15V156H16V157H20V159H21V158H22V159L24 158V157H21L22 155H21V156H17ZM19 155H20V154H19ZM23 155H24V154H23ZM58 155H59V154H58ZM58 155H57V156H58ZM82 155H84V154H82ZM106 155H107V154H106ZM116 155H117V154H116ZM116 155H115V156H116ZM122 155H125V153H123ZM126 155H127V154H126ZM137 155H138V154H137ZM140 155H139V157H140ZM149 155L151 156V153H150ZM155 155H156V154H155ZM176 155H177V154H175V156H176ZM181 155H182V154H181ZM181 155H179V156H181ZM192 155H193V154H192ZM199 155L202 156V154H199ZM205 155H206V154H205ZM214 155H215V154H214ZM216 155H215V156H216ZM223 155H221V156L224 157ZM231 155H232V154H231ZM239 155H240V154H239ZM249 155H250V154H249ZM3 156H4V155H3ZM3 156H2V157H3ZM15 156H13V157L16 159ZM30 156H31V153H30ZM30 156H29V157H30ZM38 156H39V155H38ZM44 156H43V158H44ZM59 156H60V155H59ZM68 156H69V155H68ZM93 156H94V155H93ZM158 156H159V155H158ZM175 156H174V157H175ZM201 156H199V157H201ZM221 156H220V157H221ZM241 156H242V155H241ZM250 156H251V155H250ZM252 156H253V155H252ZM252 156H251V157H252ZM257 156H259V155L257 154ZM26 157H28V156H26ZM32 157H34V158L36 159V157H35L34 155H33ZM39 157H40V156H39ZM45 157H47V156H45ZM103 157H104V156H103ZM109 157H110V156H109ZM119 157H120V156H119ZM124 157H125V156H124ZM131 157H132V161H133V157H134V156H131ZM143 157H145V156H143V154H142V158H143ZM146 157H148V155H146ZM146 157H145V160H147ZM156 157H157V156H156ZM182 157H183V160H182V161L184 162V161H185V159H184V155H183ZM188 157H189V156H188ZM191 157H192V156H191ZM195 157H197V156H195ZM204 157H207V156H204ZM211 157H212V156H210V158H211ZM228 157H229V156H228ZM239 157H240V156H239ZM244 157H245V156H244ZM246 157H247V154H246ZM253 157L255 158V156H253ZM5 158H6V157H4L3 159L6 161L7 159H5ZM54 158H55V160L52 159L53 161H52V160H51V161H52V162L56 161V164H57V161H60V158H59V160H58V158H57V160H56V155L54 156ZM66 158H67V157H66ZM66 158H65V159H66ZM68 158H69V157H68ZM68 158H67V159H68ZM84 158H85V155H84ZM127 158H128V157H127ZM149 158H150V157H149ZM157 158L159 159V157H157ZM175 158H176V157H175ZM179 158H180V157H179ZM189 158H190V157H189ZM192 158H193V157H192ZM210 158L207 157V160L210 159ZM214 158H216V157H214ZM217 158H218L219 161H220V158H219V157H217ZM217 158H216V160H217ZM224 158H225V157H224ZM224 158H223V159H224ZM247 158H248V157H247ZM249 158H250V157H249ZM8 159H9V158H8ZM11 159H12V162H14L13 160H15V159H13V158H11ZM22 159H21V160H22ZM25 159H26V158H25ZM39 159H40V162H41V159H42V158H39ZM44 159H45V158H44ZM62 159H63V158H62ZM77 159H78V158H77ZM96 159H97V157H96ZM98 159H99V158H98ZM98 159H97V160H98ZM104 159H105L106 162H107V159H106L105 157H104ZM116 159H117V158H116ZM116 159L114 158V160H116ZM120 159H123V158H120ZM129 159H130V158H129ZM134 159H136V158H134ZM143 159H144V158H143ZM153 159H154V158H153ZM194 159H196V158H194ZM197 159H198V161H199L200 158H197ZM202 159H203V156H202ZM205 159H206V158H205ZM244 159H245V158H244ZM244 159H243V157H242V160H243V161H245ZM252 159H253V158H252ZM255 159H256V158H255ZM262 159H264V158H262ZM4 160H1V161H4ZM9 160H10V159H9ZM28 160H30V159H28ZM28 160H27V161H28ZM48 160H50V159L47 158V161H48ZM68 160H70V159H68ZM68 160H67V161H68ZM73 160H75V159H73ZM85 160H87V159L85 158L84 161H85ZM94 160H95V159H94ZM99 160H100V159H99ZM109 160H110V159H109ZM127 160H128V159H127ZM130 160H131V159H130ZM130 160H129V163L131 162ZM148 160H149V159H148ZM148 160H147V162H148ZM160 160H161V159H160ZM166 160H167V159H166ZM166 160H165V161H166ZM171 160H172V159H171ZM177 160H178V159H177ZM190 160H191V159H190ZM233 160H234V159H233ZM235 160H236V159H235ZM238 160H239V159H238ZM242 160H241V158H240L239 161L242 162ZM250 160H251V159H250ZM253 160H254V159H253ZM16 161H18V160H15V163H18V162H16ZM19 161H20V160H19ZM24 161L26 162V160H24ZM30 161H32V160H30ZM30 161H29V162H30ZM35 161H38V159L33 160V162H35ZM42 161H43V160H42ZM51 161H50V163L52 164ZM63 161H64V159L62 160V162H63ZM71 161H72V159L70 160V162H71ZM82 161H83V160H82ZM102 161H103V159H102ZM110 161H111V163H113V162H112L113 160H110ZM122 161H123V160H122ZM122 161L120 160V161H118V162H122ZM151 161H152V160H151ZM157 161H158V160H157ZM161 161H163V158H162ZM174 161H175V160H174ZM174 161H172V162H174ZM178 161H179V160H178ZM186 161H187V160H186ZM198 161L196 160L197 163H198ZM201 161H203V160H201ZM212 161H213V160H212ZM219 161H218V162H219ZM248 161H249V160H248ZM9 162H11V161H9ZM21 162H23V161H21ZM25 162H24V164H25ZM78 162H79V161H78ZM96 162H97V161H96ZM108 162H109V161H108ZM139 162H140V161H139ZM153 162H154V161H153ZM153 162H152V163H153ZM163 162H164V161H163ZM167 162H168V163H169V162L171 163V161H166L165 166L167 165ZM196 162H195V163H196ZM204 162H205V161H204ZM208 162H209V160H208ZM210 162H211V161H210ZM228 162H229V161H228ZM235 162H236V161H235ZM245 162L247 163V161H245ZM245 162H244V163H245ZM251 162H253V161H251ZM261 162H262V161H261ZM4 163H5V162L1 163L3 167H5V166H4ZM27 163H28V162H27ZM27 163H26V164H27ZM48 163H49V162H48ZM48 163H47V166H50V165H48ZM65 163H66V162H65ZM65 163H64V166H65ZM67 163H68V164H67ZM67 163H66V165H67L66 167L68 168V165L71 164V163H69V162H67ZM79 163H80V162H79ZM100 163H101V162H100ZM100 163H99V164H100ZM109 163H110V162H109ZM109 163H106V164H108V166H109ZM126 163H127L128 165H131V164H129L128 162H125V161H124V165H126ZM133 163H136V162L133 161ZM145 163H146V162H145ZM149 163H150V161H149ZM152 163H151V164H152ZM185 163H186V162H185ZM192 163H193V162H192ZM211 163H212V162H211ZM219 163H220V162H219ZM253 163H254V162H253ZM263 163H264V162H263ZM7 164H8V162L5 163L6 166H7ZM18 164H19V163H18ZM24 164L22 163V165H24ZM31 164H32V163H31ZM31 164H30V165L27 164V166H31ZM41 164H42V163H41ZM54 164H55V162H54ZM54 164H53V165H54ZM58 164H59V166L61 165L60 162H59ZM75 164H78L77 161H76ZM85 164H86V163H85ZM94 164H95V163H94ZM94 164H93V165H94ZM104 164H105V162H104ZM117 164H118V163H117ZM146 164H147V163H146ZM151 164H149V165L151 166ZM158 164H161V162L158 161ZM172 164H173V163H172ZM199 164H201V162H200ZM207 164H208V163H206V165H207ZM212 164L214 165V163H212ZM220 164H221V165L223 164L222 159H221V163H220ZM239 164H240V163H238V165H239ZM247 164H248V163H247ZM20 165H21V163H20ZM42 165H43V164H42ZM81 165H82V164H81ZM81 165H80V166H81ZM101 165H102V164H100V166H101ZM113 165H114V164H112V165L109 166V167L112 168ZM120 165H121V164H120ZM122 165H123V164H122ZM128 165H127V166H128ZM142 165H143L142 163H141V166H138V165H137L138 167H141V168H138V167H137L138 170H139V169H140V170L142 169V167H143ZM153 165H154V164H153ZM163 165H164V163H163ZM168 165H169V164H168ZM170 165H171V164H170ZM180 165H184V164H180ZM201 165H202V164H201ZM203 165H205V164H203ZM206 165H205V166H206ZM208 165H209V164H208ZM223 165H224V167H226L225 169H227L228 166L231 167V166H230L231 164H227L228 166H225V161H224V164H223ZM223 165H222V166H223ZM232 165H234V163H233ZM252 165L255 166V164H252ZM252 165H251V166H252ZM256 165H258V164H256ZM262 165H263V164H262ZM8 166H10V165H8ZM16 166H17V165H16ZM24 166H26V165H24ZM32 166H33V165H32ZM72 166H73V164H72ZM78 166H79V165H78ZM84 166H85V165H84ZM84 166H83V168H84ZM86 166H87V165H86ZM86 166H85V167H86ZM89 166H90V165H89ZM103 166H104V165H102V167H103ZM105 166H107V165H105ZM108 166L106 167L107 169H108ZM131 166H134V165H131ZM144 166H145V165H144ZM147 166H148V165H147ZM150 166H149V167H150ZM157 166H158V165H157ZM165 166L163 167V166L160 165L159 168H160V167H161V168H162V167L165 168ZM172 166H173V165H172ZM184 166H185V165H184ZM199 166H200V165H199ZM240 166H241V165H240ZM17 167H18V166H17ZM34 167H36V166L34 165ZM45 167H46V165H45ZM45 167H44V165H43V166H42V169H43V168H44V169L48 168V167H46V168H45ZM66 167H65V168H66ZM81 167H82V166H81ZM81 167H79V168H81ZM95 167H96V166H95ZM102 167H101V168H102ZM120 167H121V166H120ZM122 167H123V166H122ZM149 167H148V168H149ZM152 167H155V166H152ZM152 167H151V168H152ZM166 167H167V166H166ZM169 167L171 168V166H168V168H169ZM174 167H176V165H175ZM174 167H172V172L175 170ZM197 167H198V165H197ZM209 167H210V166H209ZM209 167L206 166L205 168H208V169H209ZM211 167H212V166H211ZM215 167L218 168L217 164H216ZM219 167H220V166H219ZM229 167H228V168H229ZM244 167H245V166H244V164H243V168H244ZM247 167H248V166H247ZM249 167H250V166H249ZM249 167H248V168H249ZM1 168H2V167H1ZM8 168H10V167H8ZM8 168L5 167V168L2 170V172H1V169H0V174H1V177H0V187H1V188H0V189L2 190L1 192H3V194H2V199H0V202L2 201V204H3V205H2V208H0V215H1L0 217H1V218H4V216L8 217V216H9L8 214H10L8 208H9V207H10V208H14V209L12 210V212H11V210H10V212H11L12 214H14L13 211L15 212V215H14V216L11 214V215L13 216V222H15V223H16L17 221L20 222V224L22 225V229L24 228L23 231L25 230V235H24V236H26L24 239H22V238L24 237V236H22V235H23V232H22V235H21L22 238H20V236H15V237H17V239H18V240L16 239V240H17L16 244L19 242V239L21 240L19 244H21V243H23V244H24V243H30L31 241H32V243H33V241L35 240V242H34L33 244H31V243L29 244V245L33 246V247H32V248H33V251H34V254H32L33 259H34L35 256H37V257L41 260L42 264H77V263L79 264L80 261H81L82 259L85 260V262H86L87 260H91V258H93V257H94V258H95V257L97 258L98 256H101V257H102L101 261L104 260L105 262H112L115 258H118V260H117V261H119L118 264H126L125 261H127L128 258H135V260H136L137 257H140L139 259H140L141 261H143L142 259L145 258V257H144V250H146V249H145V245H146V243L144 244V243H143L144 241H142V239H140V238H141V237L143 238V237L146 236V235L148 236V232H147V231H148L147 228H148V226H149V223H148V222H151L152 224L156 225V223H158V222H160V221H159L156 217H153V218H152V216H153V215H152V214H153L152 212H151V213H152V214H151L152 216H151V217L148 216V214L150 215V213H149L148 211H150V209H153L152 207H149L148 205L151 206V203H152V201H153L154 199H153L151 202H149V204H148L147 206H145V205H144L145 202L143 203V202H142V199H141V197L143 196L142 194H144V193H140V191H142V189H141L140 187H139V188H140L141 190L138 188V189L140 190V191H138V192H139V193H138V192L135 190L136 188H134L131 184L127 183V184H129V186H125V185H124V184L126 183L125 180H123V181L125 182V183L123 184V183H120L119 178H115V179H113L112 177L108 176V173H109V172H107V171H108L109 169H108L107 171H104V174H105V172L107 173V178H106V179H107L108 182H106L107 184L102 182V184H104V185H102V186H103V187H106L105 184L109 186L108 188L106 187V188L108 189V195H109L108 198H109L110 200H111V199H115V201H116V199H117L118 206H119V207H120V206L124 207V205H125V207H124L125 209H126V204L128 203V204H129L128 206L130 207L129 209H131V213H129V210L126 209V210H128V212H126L125 214L128 213L129 216L132 215V217H135V218H134L135 221H134L132 224H125V223L123 224V222L126 221V220H125V221L123 220V222H122L123 225L120 226V225H115V224H114L115 226H111V223H112V222H115V220H114L113 218L116 217V216H118V215H115V216H114V215H113V212H112V213L109 212V213H111V216H114L113 218L111 217L114 221L112 220L111 223H110V221H109V223H110V224H109V227H108V224H107V225H106V226H107L106 229L103 230V235H104L103 238H104V239L102 240V242H101V241L99 242V243H102V246L99 248V253H98V251L95 249L94 245L92 244L93 239H92V241L90 240V239H91L90 237H91L92 232L95 230V228H97V225L95 224L96 222H95V221L93 222V218H92V219H89V220H91V222L94 223V226H92V224H91V227H90V228L87 227V228H86L87 230L85 229V230H86V233H84V232H80V233H78V232H77L78 234H76V236H74V237H71V236H73V235H69V236H66V235H65L66 237H63V236H64L63 234H61V236H59V235H58V231H59L60 229L57 228V226H58V227L60 226V225H59L60 222L58 223L57 226H55V225H56L55 222H58V221H53L54 219H52V221L54 222V226L57 228V231L54 230L55 227H53L54 229H53V228H52V229H51V228H50V229H47V226H50V223H51L52 221H51L50 223L48 222L49 225H48V223H46V222H47L48 220L50 221L51 218L53 217V216H52L50 219L47 220V216H48V215L46 214V212H47L48 210L51 209L50 206H49L50 209L48 208V209L46 210V212H45L44 206H45L46 204L43 205L45 202H42L43 204L41 205V204H40L41 201H39V196H37L36 193H35L34 191H32V190H31V192H29V193H32V194H33V192H34V195H33V196H32V195H31V196L29 195V198H28V197H25V198H24V197H21V196L19 197V194L22 193V191H23L22 189H21L20 193H18V194L16 193V192H17L16 190H17V189L19 190V188H17V189L15 190L16 192L13 191L16 187H20V186H21V183H19V182L17 183V181H21V182H22V180H25V182H26V180H29V179H26V177H30V176H31V175H30L31 173H29L30 171H28L27 168H26L25 170L28 171V172H27V175H28V173H29L30 176H26L25 174H24V175H25V176H24L23 174L21 175V173H17V172H19L17 168H16V169H17V172H16L15 168H11V170L13 169V170H12L13 172H14V170H15V173H17V174L21 177V178H20L18 175L13 174L12 171L10 172ZM19 168H20V169L22 168V170H21L20 172H23V170H24L23 168H24V167H23V166H22V167L19 166ZM38 168H39V167H38ZM50 168H51V167H50ZM53 168H54V169H53ZM53 168H52V169L55 170V167H53ZM56 168H57V167H56ZM62 168H63V167H62ZM69 168H70V166H69ZM73 168H74V170H76L74 166H73ZM73 168L71 167L70 170L72 171ZM76 168H77V165H76ZM79 168H78V169H79ZM123 168H125V167H123ZM126 168H127V167H126ZM126 168L124 169L125 171H127ZM130 168H131V167H130ZM130 168H127V169H128V172H127V173H129V174L133 173V172H131V169H130ZM132 168H133V169L135 170V172H136V169H135L136 167H132ZM170 168H169V169H170ZM178 168L182 169V168L179 167V166L177 167V169H178ZM189 168H190V166L187 167V171H188ZM234 168H236V167H234ZM234 168H233V166H232V169H234ZM238 168H239V167H238ZM245 168H246V167H245ZM248 168H247V170H249ZM254 168H255V167H253V169H254ZM28 169H29V170H32V169H30V168H28ZM34 169H35V168H34ZM34 169H33V170H34ZM39 169H40V168H39ZM39 169H38V170H39ZM87 169H88V168H87ZM95 169H96V168H95ZM112 169H113V168H112ZM112 169H110V170H112ZM114 169H115V168H114ZM133 169H132V171H133ZM143 169H144V168H143ZM149 169H150V168H149ZM149 169H148V170H149ZM152 169H154V168H152ZM165 169H167V168H165ZM169 169H167V171L171 172ZM173 169H174V170H173ZM197 169H198V168H197ZM201 169H202V171H204V170H203V169H204L203 166H202V168L200 167V170H201ZM221 169H222V167H221ZM230 169H231V168H230ZM240 169H241V168H240ZM250 169H252V168H250ZM253 169H252V170H253ZM258 169H259V165H258ZM25 170H24V172H25ZM33 170H32V171H33ZM35 170H36V169H35ZM35 170H34V171H35ZM38 170H36V175L39 174V173H37ZM47 170H48V169H47ZM57 170H58V169H56L55 171H57ZM66 170H67V169H66ZM81 170H82V169H81ZM81 170L79 169V172L77 171V172L79 173V177L74 176V178L76 177L75 179H78L79 182H80V179H79L80 176L85 174V173H83ZM101 170H102V169H101ZM117 170H120V168L117 169ZM129 170H130V171H129ZM138 170H137V172H138ZM154 170H155V169H154ZM205 170H206V169H205ZM211 170H212V169H211ZM214 170H215V169H214ZM235 170H236V169H235ZM243 170H244V169H243ZM255 170H256V169H255ZM32 171H31V172H32ZM34 171H33V172H34ZM39 171H40V170H39ZM39 171H38V172H39ZM41 171H42V170H41ZM44 171H45V170H44ZM49 171H50V170H49ZM49 171H48V172H49ZM58 171H60V170H58ZM58 171H57L56 173H58ZM67 171H69V170H67ZM80 171L82 172V174L80 173ZM87 171H88V170H87ZM125 171H124V172H125ZM160 171H162V170L160 169ZM167 171H166V172H167ZM178 171H180V170L178 169ZM178 171H176L177 173L174 171V174H178ZM181 171H182V170H181ZM197 171H198V170H196L195 172H197ZM215 171H216V170H215ZM221 171H222V170H221ZM225 171H226V170H225ZM230 171H231V170H230ZM250 171H251V170H250ZM258 171H259V170H258ZM260 171H261V169H260ZM33 172H32V174H33ZM72 172H73V171H72ZM96 172H98V169H96ZM100 172H102V171H100ZM100 172H99V173H100ZM113 172H114V173H117V171H113ZM135 172H134V173H135ZM150 172H151V174L153 173L151 170H150ZM154 172H156V170H155ZM162 172H163V171H162ZM189 172L191 173L192 170L189 171ZM204 172H205V171H204ZM204 172L201 173V176H203V173H204ZM219 172H220V171H219ZM222 172L224 173V169H223ZM227 172H229V169H228ZM232 172H233V171H232ZM239 172H240V171H239ZM242 172H243V171H242ZM242 172H241V173H242ZM40 173H41V172H40ZM52 173L54 174V172L51 170V176H52ZM67 173L69 174L70 172H67ZM73 173H74V172H73ZM78 173H77V174H78ZM99 173H98V174H99ZM110 173H112V171H111ZM118 173H120V171H119ZM121 173L124 175V173L122 172V170H121ZM127 173H126V174H127ZM138 173H139V172H138ZM190 173H188V174L192 177V174H193L194 172L191 173V174H190ZM197 173H199V172H197ZM197 173H196V174H197ZM209 173H210V171H209ZM230 173H231V172H229V175L232 174V173H231V174H230ZM236 173H237V172H236ZM255 173H257V170H256ZM34 174H35V173H34ZM47 174L49 175V173H47ZM60 174H61V173H59V175H60ZM80 174H81V175H80ZM89 174H90V173H89ZM89 174H87V175H89ZM122 174H121V175H122ZM135 174H136V173H135ZM155 174H157V173H155ZM162 174H163V173H162ZM171 174H173V173H171ZM182 174H183V172H182ZM182 174H181V175H182ZM184 174H185V172H184ZM196 174H195V176H196ZM207 174H208V173H207ZM214 174H215V173H214ZM221 174H222V173H221ZM221 174L219 175V177H221ZM233 174H234V173H233ZM249 174H250V173H249ZM251 174H252V173H251ZM253 174H254V173H253ZM257 174H258V173H257ZM39 175H40V174H39ZM61 175H62V174H61ZM61 175H60V178H61ZM72 175H73V174H72ZM72 175H71V176H72ZM75 175H76V174H75ZM85 175H86V174H85ZM109 175H110V174H109ZM111 175H112V174H111ZM114 175H115V174H114ZM117 175H118V174H117ZM117 175H116V176H117ZM123 175H122V176H123ZM131 175L133 176V174H131ZM140 175H141V174H140ZM193 175H194V174H193ZM198 175H199V174H198ZM205 175H206V174H205ZM208 175H209V174H208ZM212 175H213V174H212ZM217 175H218V174H217ZM226 175H228V174H226ZM229 175H228V176H229ZM239 175H241V174H239ZM239 175H238V176H239ZM258 175H259V174H258ZM258 175H257V176H258ZM22 176H24L25 179H23L24 177L22 178ZM104 176H105V175H104ZM124 176H125V175H124ZM127 176H128V175H127ZM137 176H139V175L136 174L135 178H136ZM142 176L144 177V175H142ZM158 176H160V175H158ZM161 176H162V175H161ZM168 176H169V175H168ZM171 176H172V175H171ZM182 176H183V175H182ZM195 176H194V177H195ZM209 176H210V175H209ZM244 176H245V175H244ZM260 176H261V175H260ZM31 177H33V176H31ZM31 177H30V179H32ZM64 177H65V176H63V178H64ZM102 177H103V176H101V178H102ZM105 177H106V176H105ZM143 177H142V179H144V178H145V179H148V178H149V180H150V178H151V176H150V177L147 176V177H144V178H143ZM152 177H153V178H156L157 175L154 177V173H153V176H152ZM164 177H165V176H164ZM169 177H170V176H169ZM174 177H176V175L173 176V178H174ZM183 177H184V176H183ZM194 177H193L192 179H194ZM203 177H204V176H203ZM205 177L207 178L208 176L206 175ZM205 177H204V178H205ZM211 177H212V176H211ZM211 177H209V178H211ZM223 177H224V176H223ZM230 177H231V176H230ZM247 177H248V176H247ZM247 177H246V178H247ZM252 177H253V175H252ZM37 178H38V176H37ZM39 178H40V176H39ZM39 178H38V179H39ZM88 178H90V176H89ZM98 178H100V175L98 176ZM103 178H104V177H103ZM124 178L126 179V177H124ZM131 178H133V177H131ZM135 178H134V179H135ZM139 178H140V177H139ZM139 178H138V179H139ZM157 178L160 179L159 177H157ZM157 178H156V179H157ZM162 178H163V177H162ZM162 178H161V179H162ZM178 178H181V177H178ZM196 178H197V177H196ZM209 178H208V179H209ZM214 178H216V177L214 176ZM221 178H222V177H221ZM224 178H225V177H224ZM237 178H238V177H237ZM256 178H257V177H255V179H256ZM20 179H21V180H20ZM64 179H65V178H64ZM71 179H72V178H71ZM75 179H73V181H75ZM90 179H91V178H90ZM94 179L96 180V177H95ZM106 179H104V180H106ZM127 179H128V178H127ZM134 179H132V180H134ZM136 179H137V178H136ZM138 179L136 180L137 182H138ZM140 179H141V178H140ZM145 179H144V181H143V180H142V181L145 182ZM151 179H152V178H151ZM158 179H157V180H158ZM165 179H166V178H165ZM167 179H168V178H167ZM167 179H166V180H167ZM183 179H184V178H183ZM197 179H200V177H198ZM252 179H253V178H252ZM255 179H254V180H255ZM35 180H36V179H35ZM52 180H53V179H52ZM66 180H67V179H66ZM81 180H82V179H81ZM95 180H93V181H95ZM98 180H99V179H98ZM98 180H97V181H98ZM101 180H102V179H101ZM128 180H129V179H128ZM152 180H153V179H152ZM152 180H150L149 182L152 183ZM154 180H155V179H154ZM154 180H153V181H154ZM157 180H156V181H157ZM163 180H164V179H163ZM174 180H175V178H174ZM176 180H177V179H176ZM190 180H191V179H190ZM200 180H201V179H200ZM215 180H216V179H215ZM233 180H236V179H235V175H234V177H233ZM259 180H260V179H259ZM33 181H34V180H33ZM37 181H38V180H37ZM57 181H58V180H57ZM67 181H68V180H67ZM76 181H77V180H76ZM126 181H127V180H126ZM129 181H130V180H129ZM129 181H128V182H129ZM156 181H155L154 183H156ZM170 181H171V180H170ZM177 181H178V180H177ZM192 181H194V180H192ZM203 181H204V179H203ZM205 181H206V180H205ZM208 181H209V180H208ZM212 181H213V180H212ZM212 181H211V182H212ZM238 181H239V180H238ZM245 181H246V180H245ZM249 181H250L249 183L252 185V182H251L250 179H249ZM256 181H257V180H256ZM262 181H263V180H262ZM27 182H29V181H27ZM31 182H32V180H31ZM31 182H30V183H31ZM40 182H41V181L39 180V182H36V183H40ZM51 182H52V181H51ZM69 182H70V181H69ZM71 182H72V181H71ZM77 182H78V181H77ZM98 182H99V181H98ZM130 182H131V181H130ZM134 182H135V181H134ZM137 182H135V183H137ZM143 182H142V183H143ZM146 182H148V181H146ZM160 182H161V181H160ZM160 182H159V180H158V183H160ZM162 182H163V181H162ZM162 182H161V183H162ZM178 182H179V181H178ZM183 182H184V180H183ZM198 182H199V181H198ZM215 182H216V181H215ZM235 182H237V180H236ZM260 182H261V180H260ZM32 183H34V182H32ZM56 183H57V182H56ZM72 183H73V182H72ZM83 183H84V182L82 181V184H83ZM96 183H97V182L95 181V184H94V182H92V183H88V184H91V185L94 184V185H96V187H97L98 184H96ZM100 183H101V182H100ZM139 183H140V180H139ZM154 183H153V184H154ZM161 183H160V184H161ZM163 183H164V182H163ZM163 183H162V186L166 187ZM170 183H171V182H170ZM170 183H169V184H170ZM205 183H206V182H205ZM207 183H208V182H207ZM207 183H206V184H207ZM216 183H217V182H216ZM218 183H221V181L218 182ZM218 183H217L216 185L219 186ZM22 184H23V183H22ZM58 184L60 185V183H58ZM61 184H62V182H61ZM78 184H79V183H78ZM132 184L134 185V183H132ZM145 184H146V183H144V185H145ZM156 184H157V183H156ZM156 184H155V185H156ZM160 184H159V186H160ZM174 184H175V187H176V184H177V183L174 182L172 186H174ZM179 184H180V182L178 183V185H179ZM182 184H183V183H182ZM184 184H185V182H184ZM200 184H204V182H203V183L200 182ZM209 184H211V183H209ZM209 184H208V187H209ZM214 184H215V183H214ZM240 184H241V182H240ZM242 184H243V183H242ZM245 184H246V183H245ZM259 184H260V186H261V183H259ZM28 185H29V183H28ZM34 185H35V186H33V187L35 188V187H37L39 184H38V185L34 184ZM64 185H65V184H64ZM83 185H84V184H83ZM100 185H101V184H100ZM100 185H98V186H100ZM138 185H139V184H138ZM149 185H150V183H149ZM149 185H147V186H149ZM166 185H167V184H166ZM196 185H197V184H196ZM227 185H228V184H226V186H227ZM229 185H230V183H229ZM235 185H237V184L235 183ZM253 185H254V184H253ZM253 185H252L251 187H253ZM52 186H53V185H52ZM56 186H57V184H56ZM66 186H67V185H66ZM77 186H80V185H77ZM136 186H137V185H136ZM140 186H142V188H143V184H141ZM156 186L158 187V184H157ZM156 186H154V187L157 188ZM179 186H181V185H179ZM179 186H178V187H179ZM201 186H203V185H201ZM205 186H206V185H205ZM242 186H243V185H242ZM257 186H259V185H257ZM257 186H256V187H257ZM262 186H263V184H262ZM23 187H25V189H26L27 186H22V187H20V188H23ZM49 187L52 188L51 186H49ZM58 187H59V186H58ZM58 187H56V189H57ZM62 187H63V186H62ZM62 187L60 186L61 190L66 192V188L64 187L65 189H62ZM69 187H70V186H69ZM84 187H85V186H84ZM89 187H90V189L94 190V189H93L94 186H90V185H89ZM92 187H93V188H92ZM96 187H95V188H96ZM137 187H138V186H137ZM169 187H170V185H169ZM178 187H177V188H178ZM186 187H187V186H186ZM198 187H199V186H198ZM208 187H206V190H207V191H208ZM210 187H211V186H210ZM216 187H217V186H216ZM219 187H220V186H219ZM222 187H224V188L226 189L225 186H222ZM222 187H221V188H222ZM27 188H28V187H27ZM42 188H43V187H42ZM45 188H47V187H45ZM53 188L55 189V187H53ZM60 188H59V189H60ZM67 188H68V187H67ZM79 188L82 189L81 186H80ZM98 188H99V187H98ZM144 188H146V187H144ZM149 188H151V187H149ZM152 188H153V187H152ZM159 188H160V187H158V189H156V190H159ZM177 188H176V189H177ZM183 188H184V187H183ZM199 188H200V187H199ZM201 188H203V187H201ZM228 188H229V187H227V190H228ZM241 188H242V187H240L239 190H242V189L244 188V186H243L242 189H241ZM248 188H249V187L247 186V191H248ZM31 189H33V188H31ZM38 189H39V191L42 190V189H40V185H39ZM47 189H48V188H47ZM56 189H55V190H56ZM73 189H74V188H73ZM99 189H100V188H99ZM146 189H147V188H146ZM153 189H154V188H153ZM166 189L168 190L167 187H166ZM173 189H174V191H178V190H179V189L176 190L175 188H173ZM180 189H181V190H179V191H181V193L183 194V192H182V186H181ZM184 189H185V188H184ZM204 189H205V187H204ZM204 189H203V190H204ZM211 189H212V188H211ZM215 189H216V188H215ZM260 189H261V188H260ZM262 189H263V188H262ZM28 190H29V189H28ZM33 190H34V189H33ZM51 190H52V189L47 190L46 193H47L48 191H50V194H51V192H52ZM57 190H58V189H57ZM70 190H71V189H70ZM74 190H75V189H74ZM74 190H73V191H74ZM85 190H86V189H85ZM87 190H88V189H87ZM87 190H86L85 192H87ZM151 190H152V189H151ZM156 190H154V191L156 192ZM163 190H164V189H163ZM221 190H222V191H221ZM221 190H220V191H221V194H222L223 192L226 193V191H227V190L224 191L223 189H221ZM29 191H30V190H29ZM36 191H37V189H36ZM68 191H69V189H68ZM82 191H83V189H82ZM94 191H95V190H94ZM148 191H149V190H147V191H143V192L146 193V192H148ZM152 191H153V190H152ZM179 191H178V192H179ZM183 191H184V190H183ZM187 191H188L187 195L190 196V195H189V194H190V193H189V189H188ZM187 191H186V192H187ZM207 191H205V192H207ZM229 191H230V190H229ZM243 191H244V193H245V188L243 189ZM243 191H241V192H242V193H241L242 195H243ZM250 191H251V195H252V190L250 189ZM257 191H259V190H257ZM263 191H264V190H262V191H260V192H263ZM14 192H15V193H14ZM18 192H19V191H18ZM24 192H25V191H24ZM57 192H59V191H57ZM60 192H61V191H60ZM60 192H59V193H60ZM70 192H71V191H70ZM74 192H76V191H74ZM74 192H73V193H74ZM88 192H89V191H88ZM90 192H91V191H90ZM90 192H89V193H90ZM106 192H107V191H106ZM157 192H158V191H157ZM160 192H162V189H161ZM160 192H158V193H160ZM165 192H166V191H165ZM167 192H170V191H167ZM167 192H166V193H167ZM218 192H219V190L217 191V193H218ZM234 192H236V191H234ZM234 192H232L231 194L234 195V194H233ZM260 192H259V193H260ZM42 193H43V192L41 191L40 194H42ZM44 193H45V191H44ZM62 193H63V192H62ZM82 193H84V191H83ZM92 193H93V191H92L90 194H92ZM104 193H105V192H103V194H104ZM148 193H150V192H148ZM148 193H147V194H148ZM175 193H176V192H175ZM195 193H196V192H195ZM207 193H208V192H207ZM228 193H229V192H227L226 195H227ZM236 193H237V192H236ZM248 193H249V192H248ZM259 193H258V194H259ZM38 194H39V193H38ZM68 194H70V193H68ZM68 194H67V195H68ZM85 194H86V193H85ZM97 194H98V193H97ZM97 194H96L95 196H97ZM152 194H153V193H151L150 195L152 196ZM156 194H157V193H156ZM163 194H164V193H163ZM169 194H170V193H169ZM185 194H186V193H185ZM192 194H193L194 196L196 195L195 197L200 196V195H197V194H194V193H192ZM199 194H201V193H199ZM205 194H206V193H205ZM209 194H210V193H209ZM218 194H219V193H218ZM221 194H220L219 196H221ZM249 194H250V193H249ZM0 195H1V193H0ZM26 195H28V194H26ZM44 195H45V194H43V196H44ZM57 195H58V193H57ZM62 195H63V194H62ZM74 195H75V194H74ZM79 195H81V194L79 193ZM86 195H88V194H86ZM148 195H149V194H148ZM150 195H149V196H150ZM211 195H212V194H211ZM222 195H223V194H222ZM232 195H231V197H232ZM246 195H248V194H246ZM254 195H256V196L258 197V195H257L256 193H254ZM40 196H41V195H40ZM45 196H46V195H45ZM45 196H44V197H45ZM63 196H64V195H63ZM63 196H62V198H63ZM88 196H89V195H88ZM88 196H87V197H88ZM98 196H102V195L99 194ZM133 196H134L135 198H133ZM145 196H147V195L145 194ZM149 196H148L147 198H149ZM154 196H155V194H154ZM160 196H161V193L159 194V198H160ZM166 196H168V195H165V194H164V197H165V198H171V197H166ZM169 196H170V195H169ZM171 196H172V194H171ZM178 196H179V194H178ZM182 196H183V195H182ZM194 196H193V197H194ZM201 196H202V194H201ZM201 196L198 197V198H199V199L202 198ZM204 196H206V195H204ZM204 196H203V197H204ZM217 196H218V195H217ZM223 196H224V195H223ZM236 196H238V195H236ZM262 196H263V195H262ZM262 196H261V197H262ZM52 197H53V196H52ZM52 197H51V198H52ZM57 197H58V196H57ZM75 197H76V196H75ZM82 197H84L83 194H82ZM89 197H90V196H89ZM143 197H144V196H143ZM179 197H181V196H179ZM206 197H208V195H207ZM211 197H212V196H211ZM211 197H210V198H211ZM21 198H22V199H21ZM26 198H27V200H24V201H23V199H26ZM42 198H43V197H42ZM45 198H46V197H45ZM45 198H44V199H45ZM55 198H56V196H55ZM55 198H53L54 201H55ZM84 198H86V196H85ZM106 198H107V197H106ZM106 198H104V199H106ZM132 198H133V199H132ZM138 198H139V200H138ZM147 198H146V200H148ZM152 198H153V196H152ZM155 198H156V197H155ZM165 198H164V199H165ZM185 198H186V196H185ZM198 198H197V199H198ZM204 198H205V197H204ZM213 198H215V196L212 197V199H213ZM218 198H219V200H220V198H222V197H218ZM234 198H235V197H234ZM234 198L229 199V200H233ZM240 198H241V197H239V199H240ZM250 198H251V197H250ZM40 199H41V198H40ZM71 199H73V198H71ZM71 199H69V200H71ZM79 199H81L80 196H79ZM91 199H92V198H91ZM97 199H98V198H97ZM99 199H100V198H99ZM104 199H103V196H102V200H104ZM109 199H108V200H109ZM140 199H141V200H140ZM144 199H145V198H144ZM162 199H163V197H161L160 200H162ZM173 199H174V198H172V200H173ZM193 199H194V198H191V201H194ZM202 199H203V198H202ZM205 199H206V198H205ZM207 199H209V197H208ZM207 199H206V200H207ZM239 199L237 198L238 201H239ZM246 199H247V198H246ZM257 199H258V198H257ZM259 199H260V197H259ZM262 199H264V196H263ZM49 200H50V198H49ZM53 200H50V201L52 202ZM56 200H57V199H56ZM58 200H59V199H58ZM60 200H61V199H60ZM62 200H63V199H62ZM84 200H85V199H84ZM92 200H94V201H92L91 204L96 203V202H95L96 198H95V199L93 198ZM102 200H101V201H102ZM122 200H123V201H124V200H128V202H127V203L125 202L126 204H124V202H123ZM167 200H168V199H165L164 201L166 202ZM176 200H177V198H176ZM176 200H175V201H176ZM203 200H204V199H203ZM214 200H215V199H214ZM214 200H212V201H214ZM221 200L223 201V200H225V199L222 198ZM221 200H220V201H221ZM227 200H228V199H227ZM253 200H254V199H253ZM43 201H44V200H43ZM46 201H47V200H46ZM74 201H76V200H73V202H74ZM79 201H80V200H79ZM82 201H83V200H82ZM86 201H87V200H86ZM98 201H99V200H98ZM101 201L97 202V204H98V203L100 204ZM121 201H122V203H121ZM144 201H145V200H144ZM149 201H150V198H149ZM157 201H158V200H157ZM173 201H174V200H173ZM178 201H179V199H178ZM178 201H177V202H178ZM184 201H185V200H184ZM207 201H208V203H210V204L212 203L211 200H210V202H209V200H207ZM215 201H216V200H215ZM225 201H226V200H225ZM238 201H237V202H238ZM255 201H256V200H255ZM258 201H259V200H258ZM47 202H48V201H47ZM47 202H46V203H47ZM61 202H63V201H61ZM61 202H60V203H61ZM70 202H71V201H70ZM76 202H77V201H76ZM84 202H85V201H84ZM104 202H107V199H106V201L104 200ZM168 202H169V201H168ZM171 202H172V201H171ZM171 202H169V203L166 202V203L169 205V204H171ZM195 202L198 203L199 201H195ZM229 202H230V204H232L233 202H236V201H235V199H234L233 202H231V201H229ZM237 202H236V203H237ZM260 202H262V200H261ZM56 203H57V202H56ZM71 203H72V202H71ZM80 203H81V201L78 202L77 204L79 205ZM88 203H89V201H88ZM88 203H87V204H88ZM156 203H158V202H156ZM166 203H165L164 205H166ZM201 203H202V202H201ZM206 203H207V202H206ZM213 203H215V202H213ZM217 203H219V202L217 201ZM223 203H224V201H223ZM238 203H240V202H238ZM250 203H251V201H250ZM0 204H1V203H0ZM52 204H55V203H52ZM52 204H51V206H52ZM62 204H63V203H62ZM81 204H82V203H81ZM83 204L85 205V203H83ZM104 204L106 205V203H104ZM107 204H108V202H107ZM110 204H112V203L110 202ZM145 204H146V203H145ZM153 204H154V202H153ZM153 204H152V205H153ZM176 204L179 205V203H176ZM180 204H183V203L181 202ZM187 204H188V203H187ZM202 204H203V203H202ZM221 204H222V202H221ZM221 204H220V203L217 204V205L219 206V208H220ZM225 204H228V203L225 202ZM230 204H229V205H230ZM233 204H234V206H233ZM233 204H232V207H235V206H236L235 203H233ZM241 204H244V202H243V203H240V205H241ZM48 205H50V202H49ZM48 205H46V207H48ZM66 205H67V204H66ZM68 205H69V204H68ZM73 205H74V204H73ZM160 205H162V204L159 203V205H158L159 208H157L156 211L159 210V209H161V210L163 209V208H160V207H161ZM164 205H163V206H164ZM171 205H172V204H171ZM174 205H175V202H174ZM192 205H193V204H192ZM204 205H205V204H204ZM212 205H214V204H212ZM212 205H211V207H212ZM215 205H216V203H215ZM222 205H223V204H222ZM237 205H238V204H237ZM246 205H247V203H246ZM246 205H244V206H246ZM263 205H264V203H263ZM54 206H55V205H54ZM54 206H52V207H54ZM61 206H62V205H61ZM70 206H71V205H70ZM89 206H90V204H89ZM100 206H101V205H100ZM107 206H108V207H107ZM107 206H104V205H103V207H105V208H109L110 205H107ZM153 206H154V205H153ZM156 206H157V205H156ZM156 206H155V207H156ZM175 206H177V205H175ZM179 206H180V205H179ZM185 206H186V205L184 204L183 207L185 208ZM194 206H195V205H194ZM194 206H192V207H194ZM206 206L209 207L208 205H206ZM244 206H243V207H244ZM247 206H248V205H247ZM249 206H250V205H249ZM254 206H256V205L254 204ZM258 206H259V205H258ZM0 207H1V206H0ZM75 207H76V206H75ZM84 207H85V206H84ZM84 207L82 206L83 210H84ZM101 207H102V206H101ZM101 207H98V205L94 204V206H93V212L96 213V214H98L99 212L102 211ZM164 207H165V206H164ZM172 207H173V205H172ZM181 207H182V206H181ZM181 207H180V208H181ZM186 207H187V206H186ZM188 207H190V206H188ZM196 207H197V206H196ZM200 207H201V205H200ZM207 207H204V208L208 210ZM211 207H210V208H211ZM230 207H231V206H230ZM237 207H239V206H237ZM72 208H73V207H72ZM82 208H81V209H82ZM87 208H88V205H87ZM91 208H92V207H90L89 209H91ZM165 208H166V207H165ZM173 208H174V209L176 208L175 210H177L179 207H173ZM173 208H170V209H173ZM180 208H179V210H180ZM202 208H203V207H202ZM202 208H201V210H202ZM213 208H215V207H213ZM217 208H218V207H217ZM217 208H216V209H217ZM222 208H223V207H222ZM225 208H226V207H225ZM228 208H229V207H228ZM228 208H227V209H228ZM240 208H241V207H239V209H240ZM62 209H63L64 211H61V213H62V212L64 213V212H65V209H64V208H62ZM62 209H61V210H62ZM73 209H74V208H73ZM77 209H78V208H77ZM77 209H75L74 211L77 212V211H76ZM79 209H80V208H79ZM166 209H167V208H166ZM166 209H165V210H166ZM181 209H182V208H181ZM194 209H195V207H194ZM197 209H198V211L200 210V208H197ZM197 209H196V210H197ZM220 209H221V208H220ZM239 209H237V210H239ZM241 209H243V208H241ZM241 209H240V210H241ZM248 209H249V208H248ZM71 210H72V209H71ZM71 210H70V211H71ZM107 210H108V209H107ZM110 210H111V209H109L108 211H110ZM118 210H119V209H118ZM168 210H169V207H168ZM168 210H167V211H168ZM179 210H178V211H179ZM186 210H187V208H186ZM192 210H193V209H192ZM196 210H194L193 213H196V212H197ZM212 210H214V209H212ZM217 210H218V209H217ZM231 210H233V209L231 208ZM231 210H229L228 212H232ZM234 210H235V209H234ZM237 210H236V211H237ZM243 210H244V209H243ZM252 210H253V209H252ZM257 210H259L258 207H257ZM50 211L53 212L52 209H51ZM54 211H55V209H54ZM85 211L87 212V210H85ZM89 211H90V210H88V213H89ZM104 211H106V210L104 209ZM154 211H155V210H154ZM167 211H166V212H167ZM181 211H182V210H180V213H181ZM195 211H196V212H195ZM203 211H204V210H203ZM246 211H249V210H246ZM58 212H59V211H58ZM79 212H80V211H79ZM81 212H82V211H81ZM86 212H85V213H86ZM115 212H116V211H115ZM161 212H163V211H161ZM187 212H188V211H187ZM187 212H186L185 210H183V218L180 217V213H179V215H178L181 219H183V222H182V223H183V226H185V224H186L187 226H189L190 223H191L190 219L193 218V217H192V216H193L192 214H191V215H192L191 218H190V216H189L190 219L188 218V215H190L191 210L189 211L188 215H187ZM211 212H213V211H211ZM211 212H210V213H211ZM214 212H215V211H214ZM218 212H219V211H218ZM233 212H234V211H233ZM233 212H232V213H233ZM253 212H254V210H253ZM262 212H263V211H262ZM48 213H49V212H48ZM53 213H54V212H53ZM83 213H84V212H83ZM83 213H82L81 215H79V216H84ZM90 213H91V212H90ZM103 213H105V212H103ZM168 213H169V212L166 213V216H167ZM191 213H192V212H191ZM199 213H200V211H199ZM199 213L197 212L198 215H197V214H196V215L194 214V215H195V216H198V218H199ZM237 213H239V211H238V212H234V214H236V215H237ZM242 213H243V211H242ZM50 214H51V212H50ZM55 214H56V213H55ZM55 214H54V215H55ZM100 214H101V213H100ZM128 214H127V215H128ZM130 214H131V215H130ZM158 214H160V212H158ZM201 214L204 215L203 212H201ZM212 214H214V213H212ZM216 214H217V213H216ZM240 214H241V213H239V215H240ZM7 215H8V216H7ZM52 215H53V214H52ZM64 215H65V214H64ZM73 215H77V213H75V214H73ZM88 215H89V214H88ZM90 215H91V214H90ZM104 215H106V213H105ZM107 215H109V214H107ZM160 215H161V214H160ZM163 215H164V214H163ZM172 215H173V214H172ZM172 215H169V216H172ZM207 215H208V214H207ZM214 215H215V214H214ZM214 215H212L213 218L216 217V215H215V216H214ZM12 216H10V217L12 218ZM61 216H63V214H62ZM65 216H66V215H65ZM68 216H69V215H68ZM100 216H101V215H100ZM124 216H125V215H124ZM154 216H156V215H154ZM220 216H221V215H220ZM249 216H250V215H249ZM258 216H259V215H258ZM6 217H5V218H6ZM32 217H36V218H37L36 220L39 219V220H40V223H42L43 221H45L44 223H46L47 226H46V225H39V226H37L36 223H35V221H34V218H33V221H34V222L32 221ZM48 217H50V215H49ZM56 217H57V216H56ZM58 217H59V215H58ZM58 217H57V218H58ZM102 217H103V214H102ZM132 217H130V218H132ZM157 217H158V216H157ZM174 217H175V216H174ZM200 217H201V216H200ZM206 217H207V216H206ZM231 217H232V218L235 217V218H233V219H235V220H237L236 218H238L237 216H234V215H232ZM243 217H244V215H243ZM247 217H248V214H247ZM250 217H251V216H250ZM252 217H254V216H252ZM62 218H65V217H62ZM82 218H83V217H82ZM89 218H91V217H89ZM107 218H109V217H107ZM127 218H129V217H127ZM130 218H129V219H130ZM172 218H173V217H172ZM180 218H178V220H180ZM194 218H195V217H194ZM194 218H193V219H194ZM209 218L211 219V217H209ZM209 218H208V219H209ZM254 218H255V217H254ZM75 219H76V218H75ZM80 219H81V218H80ZM96 219H97V217H96ZM117 219H118V217H117ZM122 219H123V218H122V216H121V220H122ZM159 219H160V217H159ZM165 219H166V218H165ZM167 219H168V217H167ZM167 219H166V220H167ZM175 219H177V218L175 217ZM200 219H202V217H201ZM203 219H205L204 216H203ZM210 219H209V220H210ZM215 219H217V218H215ZM224 219H226V218H224ZM240 219H242V218H240ZM240 219H239V220H240ZM247 219H248V218H247ZM250 219H252V218H250ZM3 220H4V221H8V225H6L7 222L5 223V225H6L7 227L11 228V230H9V231L7 230L5 233L9 232V233H10V236L12 235L13 232H14V233L16 232V234H20V232H21L22 229L20 230L21 226H20L19 223H18L19 225L16 223V224H17L16 226H15V224H14V227H16V229H17V226H20V228L18 227V229H19L20 231H17L14 227H12L13 224H11V223L9 222L10 218L7 219V220H6V219H3ZM3 220H2V221H3ZM57 220H58V219H57ZM60 220H61V219H60V217H59V221H60ZM64 220H65V219H64ZM73 220H74V219H73ZM76 220H77V219H76ZM82 220H85V218H83ZM98 220H99V219H98ZM102 220H103V219H102ZM105 220H106V219H105ZM107 220H108V219H107ZM121 220H120V221H121ZM168 220H169V219H168ZM173 220H174V219H173ZM194 220H195V219H194ZM194 220H193V221H194ZM213 220H214V219H213ZM221 220H222V219H221ZM229 220H231V219H229ZM254 220H255V219H254ZM261 220H262V219H261ZM0 221H1V220H0ZM2 221H1V222H2ZM10 221H12V220H10ZM41 221H42V222H41ZM85 221H86V220H85ZM85 221H83V223H82V224H83V225H82L83 227H84V224H85L84 222H85ZM118 221H119V220H118ZM131 221H132V220H131ZM163 221H165V220H163ZM174 221H175V220H174ZM174 221H173V222H174ZM181 221H182V220H181ZM181 221H180V222H181ZM195 221L198 222V219L195 220ZM195 221H194L193 223H195V225H196V222H195ZM223 221H224V220H223ZM241 221H242V220H241ZM13 222H12V223H13ZM31 222H32L33 224L35 223V225H36L37 227L35 226L36 228L33 229V227H32L33 225L31 224ZM36 222H37V221H36ZM38 222H39V221H38ZM38 222H37V223H38ZM61 222H62V221H61ZM81 222H82V221L80 220L79 223L81 224ZM103 222H104V220H103ZM167 222H168V221H167ZM170 222H172V221H169V224H170ZM199 222H201V221H199ZM202 222H203V221H202ZM208 222H209V221H208ZM211 222H212V219H211ZM236 222L238 223L239 221H236ZM251 222H252V221L250 220V223H251ZM257 222H258V218H257ZM2 223H3V222H2ZM44 223H42V224H44ZM65 223H66V221H65ZM100 223H101V221H100ZM118 223H120V222H118ZM130 223H131V222H130ZM144 223H145V225L148 223V225H147V228L145 227L146 229L143 230V228H144V225H143V224H144ZM164 223H165V222H164ZM193 223L191 224L192 226H194ZM203 223H204V222H203ZM203 223H202V224H203ZM215 223H216V222H215ZM215 223H214V224H215ZM223 223H224V222H223ZM255 223H256V220H255ZM3 224H4V223H3ZM52 224H53V223H52ZM62 224H64V223L62 222ZM62 224H61V225H62ZM103 224H104V223H103ZM166 224L168 225V223H166ZM176 224H177V223H176ZM180 224H181V223H180ZM202 224H201V225H202ZM205 224H206V223H205ZM210 224H211V223H209V225H210ZM241 224H242V223H241ZM241 224L238 223V225H240L239 227H241V226L243 227V225H241ZM247 224H249V223H247ZM259 224H262V222L259 223ZM67 225H68V224H67ZM69 225H70V224H69ZM69 225H68V226H69ZM71 225H72V224H71ZM104 225H105V224H104ZM159 225H160V224H159ZM172 225H174V223H172ZM172 225L170 224L169 226L171 227ZM178 225H179V222H178ZM178 225H176V226H178ZM198 225L200 226V224H198ZM217 225H219V224H217ZM225 225H226V223H225ZM227 225H228V224H227ZM1 226H2V225H0V227H1ZM6 226H5V227H6ZM44 226H46V228H45ZM74 226H75V225H74ZM161 226H162V224H161ZM163 226H165V225H163ZM176 226L174 225V227L177 229ZM179 226H180V225H179ZM183 226H182V227H183ZM187 226H186L185 228L183 227V228H181V229H183L184 231H185V230H186V231H190V229H188ZM199 226H198V227H199ZM211 226H212V225H211ZM214 226H216V225H214ZM256 226H257V229H258V226L260 227V225H256ZM2 227H3V226H2ZM61 227H62V226H61ZM63 227H64V225H63ZM63 227H62V228H63ZM72 227H73V226H71V228H72ZM151 227H153V225H152V226L150 225V228H151ZM170 227H169V228H170ZM172 227H173V226H172ZM172 227H171V228H172ZM227 227H228V226H227ZM242 227H241V228H242ZM250 227H251V226H250ZM261 227H262V225H261ZM9 228H7V229H9ZM12 228L15 229L16 231L14 230V231L11 233L10 231H12ZM81 228H82V227H81ZM133 228H134V230L132 231ZM153 228H154V227H153ZM165 228H167V227H165ZM200 228H201V227H200ZM225 228H226V227H224V229H225ZM243 228H244V227H243ZM243 228H242V229H243ZM251 228H253V227H251ZM58 229H59V230H58ZM69 229H70V228H69ZM78 229H79V228H78ZM154 229H155V228H154ZM161 229H163V228H161ZM172 229H173V228H172ZM172 229H170V230L168 229V230L170 231V234L168 233L169 235H172V234H173V233L171 232ZM178 229H179V227H178ZM187 229H188V230H187ZM204 229H206V228H204ZM227 229H228V228H227ZM242 229H240V230H242ZM246 229H248V227H247ZM255 229H256V227L254 228L253 231H255ZM260 229H262V228H260ZM260 229H259V230H260ZM2 230H3V229L1 228L0 231L2 232ZM97 230H98V228H97ZM164 230H166V233H167V229H164ZM196 230H198V228H197ZM200 230H202V229H199V231H200ZM233 230H234V228H233ZM235 230H236V229H235ZM237 230H238V229H237ZM54 231H56V234H57V235L54 233ZM70 231H71V230H70ZM100 231H101V230H100ZM144 231H145V232H144ZM151 231H152V230H151ZM161 231H163V230H161ZM172 231H173V230H172ZM175 231H177V230H175ZM181 231H182V230H180V232H181ZM199 231H198V234H199ZM207 231H208V233H209V230H207ZM219 231H221V230H219ZM227 231H229V229H228ZM238 231H239V230H238ZM251 231H252V229H251ZM256 231H257V230H256ZM256 231H255V232H256ZM1 232H0V235L2 234ZM30 232H31V233H30ZM62 232H63V231H62ZM64 232H65V231H64ZM66 232H68V230H66ZM163 232H164V231H163ZM163 232L161 233V232L159 231V233H161V234H163ZM200 232H201V231H200ZM204 232H205V231H204ZM233 232H235V231H233ZM241 232H243V231H241ZM262 232H264V231H262ZM14 233H13V235H14ZM29 233H30V235H29ZM72 233H73V232H72ZM74 233H76V232L74 231ZM95 233H98V231H96ZM99 233H101V232H99ZM144 233H145V234H144ZM181 233H182V232H181ZM190 233H191V232H190ZM194 233H195V232H194ZM205 233H206V232H205ZM205 233H204V234H205ZM218 233H219V232H218ZM218 233H217V234H218ZM220 233H221V232H220ZM220 233H219V234H220ZM238 233H239V232H238ZM245 233H249V232L246 231ZM260 233H261V232H260ZM7 234H8V233H7ZM59 234H60V232H59ZM65 234H66V233H65ZM68 234H69V233H68ZM70 234H71V232H70ZM149 234L152 235L151 232H149ZM157 234H158V232H157ZM157 234H156V235H157ZM164 234H165V233H164ZM164 234H163V235H164ZM175 234H178V235H179V233H175ZM175 234L173 235V237L175 236ZM183 234H185V233H183ZM200 234H202V233H200ZM209 234H212V232L209 233ZM222 234H223V233H222ZM225 234H226V233H225ZM225 234H223V238L228 237V236H225V237H224ZM232 234L234 235V233H232ZM243 234H244V233H243ZM261 234H262V233H261ZM261 234H259V235H261ZM3 235H4V232H3V234L0 236L1 240H2V238L4 237ZM13 235H12L11 238L14 237ZM62 235H63V236H62ZM74 235H75V234H74ZM100 235H101V234H100ZM139 235L141 236V237L139 238V240L142 241V244L137 245V244H136V240H138ZM169 235H168V236H169ZM187 235H188V233H187ZM192 235H193V234H192ZM213 235H214V234H213ZM10 236L8 235V239H9ZM147 236H146V237H147ZM153 236H154V234H153ZM159 236H160V235H159ZM159 236H158V237H159ZM161 236H162V235H161ZM197 236H198V235H197ZM199 236H200V235H199ZM208 236H209V235H208ZM214 236H216V235H214ZM262 236H263V234H262ZM100 237H102V236H100ZM171 237H172V236H171ZM184 237L187 238V236H185V235H184L182 238H184ZM209 237H210V236H209ZM216 237H217V236H216ZM216 237H213V238L216 239ZM220 237H221V236H220ZM256 237H258V236H256ZM147 238H148V237H147ZM160 238H161V237H160ZM166 238H167V237H166ZM166 238H165V239H166ZM168 238H169V237H168ZM168 238H167V239H168ZM180 238H181V234H180ZM182 238H181V239H182ZM186 238H185L184 240H186ZM201 238H202V236H201ZM204 238H205V237H204ZM217 238L219 239V237H217ZM235 238H236V237H235ZM237 238H238V237H237ZM237 238H236V239H237ZM3 239H4V238H3ZM100 239H102V238H100ZM148 239H149V238H148ZM148 239H147V240H148ZM150 239H151V237H150ZM150 239H149V240H150ZM154 239H155V238H154ZM154 239H151V240L153 241ZM162 239H163V238H162ZM170 239H171V238H170ZM170 239H169V240H170ZM197 239H198V238H197ZM199 239H200V238H199ZM208 239H209V238H208ZM226 239H227V238H226ZM226 239H225V240H226ZM228 239L230 240V238H228ZM257 239H258V238H257ZM5 240H6V239H5ZM13 240H14V239H13ZM30 240H31V241H30ZM95 240H96V239H95ZM98 240H99V239H98ZM139 240H138V241H139ZM157 240H158V239H157ZM163 240H164V239H163ZM172 240H173V239H172ZM201 240H203V239H201ZM211 240H212V238H211ZM233 240H234V239H233ZM239 240H240V239H239ZM261 240H262V239H261ZM261 240H260V241H261ZM6 241L9 242V240H6ZM158 241H160V240H158ZM164 241H165V240H164ZM174 241H177V239L175 238ZM179 241H180V240H178V242H179ZM182 241H183V240H182ZM206 241H207V237H206ZM208 241L210 242V239H209ZM208 241H207V242H208ZM215 241H216V240H215ZM258 241H259V240H258ZM262 241H263V240H262ZM8 242H6V243L9 244ZM10 242H11V240H10ZM96 242H97V241H96ZM139 242H140V241H139ZM139 242H137V243H139ZM160 242H161V241H160ZM166 242H167V241H166ZM186 242H187V240H186ZM186 242L183 241V243H185V244H186ZM190 242H191V241H190ZM202 242H203V241H202ZM218 242L221 243V241H218ZM223 242H224V239H223ZM240 242H241V240H240ZM12 243H14V242H12ZM99 243H98V244H99ZM149 243H150V242L147 241V245H148ZM171 243H172V242L170 241V244H171ZM176 243H177V242H176ZM179 243H181V242H179ZM195 243H196V242H195ZM197 243H198V242H197ZM200 243H201V242H199V244H200ZM225 243H226V242H225ZM227 243H229V241H228ZM242 243H243V242H242ZM244 243H245V242H244ZM156 244L158 245V242H157ZM199 244H197V245L199 246V247L197 246V248H200L199 250L201 251L202 243L200 244L201 247H200ZM221 244L224 245L223 243H221ZM232 244H233V243H232ZM0 245H1V244H0ZM9 245H10V246H9ZM9 245H7V248H8V246H9V247H10V248H9L10 250H11V248H13V247L15 246V245H14V246L12 245V246H13V247H12V246H11V243H10ZM29 245H28V246H29ZM95 245H96V244H95ZM99 245H100V244H99ZM151 245H152V244H151ZM151 245H149V246L152 247L154 244H153L152 246H151ZM159 245H160V244H159ZM172 245H173V244H172ZM183 245H184V244H183ZM222 245H221V246H222ZM249 245L251 246V244H249ZM2 246H3V245H1V247H2ZM4 246L6 247L5 244H4ZM4 246H3V247H4ZM19 246H20V245H19ZM22 246H23V245H22ZM31 246H29V247H31ZM154 246H155V245H154ZM161 246H163V245H161ZM178 246H180V245H178ZM181 246H182V245H181ZM208 246H209V245H208ZM219 246H220V245H219ZM234 246H236V243H235ZM234 246L232 245V248H233ZM237 246H238V245H237ZM255 246H256V245H255ZM5 247H4V248H5ZM17 247H18V246H17ZM17 247H15V248H17ZM150 247H149V249H150ZM169 247H170V246H169ZM203 247H205V246H203ZM209 247H210V246H209ZM213 247H214V246H213ZM222 247H223V246H222ZM226 247H227V246H226ZM239 247H240V246H239ZM239 247H236V249H239V250H240L241 247H240V248H239ZM257 247H258V245H257ZM15 248H14V249H15ZM21 248H22V249H21ZM153 248H154V247H153ZM153 248H151V249H153ZM159 248H160V247H159ZM166 248H167V246H166ZM172 248H173V247H172ZM172 248H171V249H172ZM182 248H184V247L182 246ZM192 248H194V246H192ZM192 248H191V250H193ZM214 248H215V247H214ZM228 248H229V246H228ZM232 248H231V250H232ZM1 249H2V248H1ZM14 249H12V250H14ZM17 249H18V248H17ZM29 249H30V248H29ZM72 249H74L76 252L73 251ZM151 249H150V250H151ZM154 249H158V247H157V248L155 247ZM154 249H153V251H154ZM160 249H161V248H160ZM160 249H159V250H160ZM174 249H175V248H174ZM174 249H173V250H174ZM206 249H208V248L206 247ZM224 249H225V248H224ZM260 249H262V248H260ZM20 250H21V251H20ZM26 250H27V248L25 247V244H24L23 247H20L18 251H17V250H14V251L17 252V253L15 252V253H16L15 256L18 254V255L15 257V259H17V260L19 259L18 263L20 262L21 257H23L25 254H27ZM159 250H158V251H159ZM161 250H162V249H161ZM163 250H165V248H163ZM167 250H168V249H167ZM167 250H166V251H167ZM176 250H177V249H176ZM176 250H174V251H176ZM184 250H186V248H185ZM189 250H190V249H189ZM194 250H198V249H194ZM194 250H193V251H194ZM211 250H212V248H211ZM211 250L208 249L209 253L212 252ZM222 250H223V248H222ZM256 250H258V249H256ZM19 251H20V254L23 255V256L20 257V255H19V253H18ZM28 251H29V250H28ZM151 251H152V250H151ZM158 251L156 250L157 254H158ZM187 251H188V250H187ZM208 251H207V252H208ZM219 251H220V250H219ZM229 251H230V250H229ZM233 251H234V250H233ZM247 251H248V250H247ZM258 251H259V250H258ZM10 252H11V254H12V251H10ZM31 252H32V251H31ZM176 252H177V251H176ZM184 252H185V251H184ZM224 252H225V251H224ZM160 253H162V252H160ZM185 253H186V252H185ZM188 253H189V252H188ZM202 253H203V251H202ZM209 253H208V254H209ZM235 253H236V252H235ZM238 253H239V252H238ZM238 253H237V254H238ZM243 253H244V252H243ZM245 253H246V252H245ZM258 253H261V252H258ZM13 254H14V253H13ZM148 254H153V255H154L155 253L149 252ZM163 254L166 255V253H164V251H163ZM168 254H169V252H168ZM171 254H172V253H171ZM177 254H178V253H177ZM180 254H181V256H182V253H181V252H180ZM190 254H193V252L189 253V257H190ZM203 254L205 255V253H203ZM203 254H202V255H203ZM215 254L217 255V252H216ZM231 254H232V252L230 253V255H231ZM256 254H257V253H256ZM28 255H29V254H28ZM34 255H35V256H34ZM174 255H175V253H174ZM202 255H201V256H202ZM220 255H221V253H220ZM262 255H263V254H262ZM4 256H5V255H4ZM4 256H2V257H4ZM10 256H12V255H10ZM30 256H31V254H30ZM149 256H150V255H149ZM154 256H157V255H154ZM154 256H153V257H154ZM159 256H160V254H159ZM159 256H158V257H159ZM162 256H163V255H162ZM172 256H173V255H172ZM181 256H180V257H181ZM186 256H187V255H186ZM186 256H185V257H186ZM191 256H193V255H191ZM217 256H219V255H217ZM251 256H252V254H251ZM257 256H258V255H257ZM6 257H7V259L9 258L8 256H6ZM26 257H27V256H26ZM32 257H29L28 259L30 260V258H32ZM147 257H148V256H147ZM151 257H152V256H151ZM163 257H165V256H163ZM163 257H160V258L162 259ZM173 257H174V256H173ZM176 257H177V255L175 256V258H176ZM180 257H179V258H180ZM182 257L184 258V256H182ZM189 257L187 256L188 259H189ZM255 257H256V256H255ZM11 258H12V257H11ZM11 258H10V259H11ZM141 258H142V259H141ZM154 258H155V257H154ZM166 258H168V257L166 256L165 259H166ZM183 258H181V260H182ZM247 258H248V257H247ZM26 259H27V258H26ZM33 259L31 260V263H32V262L34 263V262L37 260V259H36V260L33 261ZM98 259H99V258H98ZM145 259H146V258H145ZM155 259H156V258H155ZM171 259H172V261H173V258H171ZM171 259H170V260H171ZM176 259H177V258H176ZM176 259H175V260H176ZM188 259H187V260H188ZM192 259H193V258H192ZM200 259H202V258H200ZM249 259H250V258H249ZM252 259H253V258H252ZM258 259H259V258H258ZM5 260H6V258H5ZM12 260H13V259H12ZM24 260H25V259H24ZM40 260H38V262H39ZM94 260H96V259H94ZM137 260H138V259H137ZM157 260H158V259H157ZM163 260H164V259H163ZM179 260H180V259H179ZM190 260H191V259H190ZM235 260H236V259H235ZM237 260H239V258H238ZM101 261H100V262H101ZM164 261H166V260H164ZM182 261H184V259H183ZM193 261H194V260H193ZM201 261H202V260H200V262H201ZM241 261H243V260H241ZM248 261H250V260H248ZM254 261H255V260H254ZM83 262H84V261H83ZM155 262L157 263V261H155ZM160 262H162V260H160ZM160 262H159L158 264H161ZM166 262H167V261H166ZM173 262H175V261H173ZM202 262H203V261H202ZM243 262H244V261H243ZM255 262H256V261H255ZM257 262H258V261H257ZM261 262H262V261H261ZM261 262L259 261V262L256 263V264H259V263H261ZM0 263H2V262H1V258H0ZM27 263L29 264V262H27ZM89 263H90V262H89ZM95 263H96V262H95ZM98 263H99V262H98ZM102 263H103V262H102ZM112 263H113V262H112ZM139 263H140V262H139ZM175 263H176V262H175ZM175 263H174V264H175ZM178 263H179V261H178V259H177V264H178ZM197 263H198V262H197ZM215 263H216V262H215ZM215 263L213 262V264H215ZM218 263H219V262H218ZM218 263H217V264H218ZM247 263H248V262H247ZM249 263L251 264V262H249ZM9 264H12V263H9ZM13 264H14V263H13ZM37 264H38V263H37ZM83 264H84V263H83ZM106 264H107V263H106ZM109 264H110V263H109ZM115 264H117V263H115ZM153 264H154V262H153ZM167 264H168V263H167ZM190 264H191V263H190Z\"/></svg>", "mask_w": 264, "mask_h": 264}]
</instances>
